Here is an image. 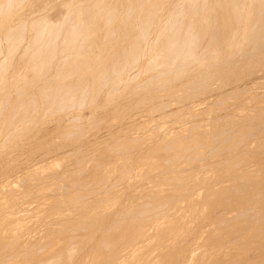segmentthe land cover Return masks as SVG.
<instances>
[{
    "label": "rangeland",
    "instance_id": "1",
    "mask_svg": "<svg viewBox=\"0 0 264 264\" xmlns=\"http://www.w3.org/2000/svg\"><path fill=\"white\" fill-rule=\"evenodd\" d=\"M106 1V2H105ZM146 1V3L144 2ZM153 1V2H152ZM0 0V264H45L44 260L42 263L39 262V260H42L46 255L51 254L52 252L54 253V255L57 253L60 256L62 254V256H64L65 258L69 257L68 260L72 261H68L67 264H70L71 262L73 264H76L79 260V262L77 264H115L116 262V254L114 257H112L114 255V252L116 250V252L121 248L120 244H123L127 239H131L134 240L135 242H133V246H131V248H137L136 249V256L138 255V257L140 256L141 258H145L149 256V259L146 260V258L144 260L146 261H142L140 264H145V262H147L148 260L154 261V263L152 264H160L164 262H166L167 260H169L170 256H165L163 253L167 252L169 250L170 247H173L172 249H180L181 247L179 246L180 244L183 245L185 244V240H187L185 246L182 247V249H187L185 247H188L189 250H191L192 248H195V252H193L194 258H196L190 263L192 264L193 262L198 263L197 264H205L209 263L211 264L213 262V264H216L215 261H219L221 260L220 257L221 255L224 253V255H222V257L226 258L227 255L228 256V260L227 258L224 260L222 257V260L219 261L221 263H217V264H224L227 263V261H229L227 264H263L264 263V249H262V247L264 246V241L262 239H260L261 237L264 236H260V235H264V205L263 201H264V196H262L264 194V186L261 183H264L263 181L260 180L262 178V176L264 177V169H263V165H264V123L262 124V122H264V0H237V2H239V4H241L243 2V4H241L240 6H238L237 4L234 6H237L236 8L240 9L238 11H236L237 9L232 6L233 4L230 5L231 3H236L232 0H208L206 1V5H204L205 0ZM155 1V2H154ZM165 1V2H164ZM192 1V4H191ZM201 2L203 4H197V2ZM215 1V2H213ZM217 1V2H216ZM263 1V2H262ZM87 2V3H86ZM104 2V3H103ZM127 2V3H126ZM138 2V3H137ZM140 2V3H139ZM143 2V3H142ZM190 2V3H189ZM212 2V3H211ZM227 2V3H226ZM257 2V3H256ZM132 3V4H131ZM134 3V5H133ZM145 3V5H144ZM159 3V4H158ZM189 3V5H188ZM194 3V4H193ZM210 3V5L212 4V7L210 6V10L211 8H214V10L212 9V11L209 10V6L208 4ZM229 3V4H228ZM126 4V5H125ZM128 4V5H127ZM131 4V5H130ZM154 4L156 6H154ZM197 4V6H195ZM220 4V5H218ZM229 7H227V5ZM262 4V5H259ZM87 7H86V6ZM137 5V6H136ZM188 5V6H187ZM201 5V6H200ZM244 5V6H243ZM102 8H101V7ZM107 6V8H106ZM133 7V8H130ZM135 6V7H134ZM141 6V7H140ZM195 7V8H191ZM200 6V7H199ZM206 6V9H204ZM217 6V7H215ZM226 6V7H225ZM231 6L234 8V10L231 8ZM243 6V7H242ZM255 6V7H254ZM86 7V8H85ZM90 7V8H89ZM100 7V8H99ZM115 7V8H114ZM154 7V9H153ZM196 7L198 9H196ZM204 7V8H203ZM257 7V8H256ZM259 7V8H258ZM262 7V9H261ZM84 8V9H81ZM105 8V9H104ZM178 10H177V9ZM182 8V9H181ZM191 8V9H190ZM225 8V11L228 13V17L227 14H225V11H223ZM229 8H231L232 10H230L231 12H233L234 15H237L236 17H234L232 20L234 19V21H232L231 19H229L230 17H232V13H229ZM87 9V10H86ZM129 9V10H128ZM138 9V10H137ZM153 9V11H152ZM190 9V10H188ZM216 9V10H215ZM218 9V10H217ZM223 9V10H222ZM259 9V10H258ZM261 9V10H260ZM83 10V11H82ZM98 11V13H96ZM101 10V11H100ZM146 10V11H145ZM188 10V11H187ZM195 10V11H194ZM199 10V12H198ZM242 10V12H241ZM90 11V12H89ZM103 11V12H102ZM114 11V12H113ZM117 11V12H116ZM122 11V12H121ZM150 11V12H148ZM173 11V12H172ZM177 11V12H176ZM183 11V12H182ZM204 11V12H203ZM208 11V12H207ZM216 11V12H215ZM234 11H236L234 13ZM256 11V12H253ZM101 12V13H100ZM146 12V13H145ZM152 12V13H151ZM155 12V14H153ZM183 14H182V13ZM192 12V13H190ZM215 12V14L213 15V13ZM223 12V13H222ZM85 13V14H84ZM88 13V15H87ZM94 13V14H93ZM103 13V14H102ZM110 13V14H109ZM116 13V14H114ZM181 13V14H180ZM188 13V14H187ZM197 15H196V14ZM199 13V14H198ZM242 13V14H241ZM259 13V14H258ZM261 13V15H260ZM78 14V15H77ZM97 14V16H96ZM114 14V15H113ZM126 14V17H124ZM146 14V15H145ZM152 14V15H151ZM194 16H193V15ZM201 14V15H200ZM209 17H208V15ZM251 14V15H250ZM82 15V16H81ZM94 15V16H93ZM107 15V16H106ZM130 15V16H129ZM133 15V16H132ZM148 15H149V19H148ZM175 15V16H174ZM186 15V17H185ZM188 15V16H187ZM192 15V16H190ZM226 15V18L224 19ZM253 15V16H252ZM68 16V17H66ZM101 16V17H100ZM115 16V17H114ZM128 16V18H127ZM142 16V17H141ZM146 16V17H144ZM181 16V17H179ZM208 18V22L207 19L204 20V18ZM239 16V17H238ZM77 17V18H76ZM80 17V18H79ZM89 17V18H88ZM100 17V19H99ZM144 17V18H143ZM177 17L176 20V25L174 27V24H172V21H175V18ZM201 17V18H200ZM214 17V18H213ZM254 17V18H253ZM259 17V18H256ZM262 19H261V18ZM68 18V19H67ZM86 18V20H85ZM88 18V19H87ZM109 18V19H108ZM131 18V19H130ZM151 18V19H150ZM154 18V19H153ZM159 18V19H158ZM180 18V19H179ZM200 18V19H199ZM217 18V19H215ZM221 18V19H220ZM239 20L237 23L235 21H237V19ZM65 19V20H64ZM78 19V21H77ZM90 19V20H89ZM128 19V20H127ZM179 19V20H178ZM184 19V20H183ZM188 19V20H187ZM199 19V21H198ZM212 19L213 22H212ZM236 19V20H235ZM253 19V20H252ZM43 20V22H42ZM81 20V21H80ZM97 20V21H95ZM132 20V21H131ZM144 20V21H143ZM181 20V22H180ZM187 20V21H186ZM226 20H228V24H226ZM241 20V21H240ZM53 21V22H52ZM55 21V22H54ZM88 21V22H86ZM94 21V22H93ZM113 21V22H112ZM151 21V22H150ZM168 21V23H166ZM193 21V22H192ZM211 21V22H210ZM223 21V22H222ZM231 21V22H230ZM252 21V22H251ZM253 21L257 22L258 26L256 25V23H254ZM63 22V24H62ZM74 24H72V23ZM85 22V23H84ZM106 22V23H104ZM110 22V23H109ZM146 24H144V23ZM172 22V23H171ZM180 22V23H179ZM186 22V23H185ZM205 22H207L208 27L205 25ZM233 24L231 25L230 23ZM235 22V23H234ZM240 22V23H239ZM261 22V23H260ZM76 23V24H75ZM80 25H79V24ZM88 23V24H87ZM96 23V24H95ZM109 23V24H108ZM130 23V24H129ZM189 23H190V27H189ZM193 25H192V24ZM203 23V24H202ZM212 23H216V24H212ZM55 24V26H54ZM62 24V25H61ZM71 24V25H70ZM123 24V25H122ZM132 24V25H131ZM143 24V25H142ZM148 24V25H147ZM154 26H152V25ZM165 24V25H164ZM173 27H172V25ZM178 24V26H177ZM195 24V26H194ZM202 24V25H200ZM210 24V26H209ZM230 24V26H234V30L232 28L228 29V25ZM254 24V25H253ZM262 26H261V25ZM52 25V27H50ZM92 27H91V26ZM107 25V26H106ZM141 27H140V26ZM185 25V26H184ZM200 25V27H199ZM227 25V26H226ZM256 25V26H255ZM40 26V27H39ZM72 26V28H70ZM112 26V27H111ZM124 26V27H123ZM138 26L140 28H138ZM143 26L145 28H143ZM149 26V27H148ZM167 26V27H166ZM171 26V27H170ZM206 26V29H205ZM238 26V27H237ZM56 27V29H55ZM171 28V31L169 30ZM176 31H180L179 34L178 31L176 32L174 29L177 28ZM187 27V28H186ZM218 27V28H217ZM245 27V28H244ZM254 27V29H253ZM257 27L256 31L255 28ZM261 27V28H259ZM43 28V29H40ZM50 31V29H52ZM62 31H60V29ZM77 28V29H76ZM113 28V29H112ZM147 28V29H146ZM151 28V29H150ZM172 28L174 30V33H176L175 35H172ZM190 28V29H189ZM202 28V29H201ZM211 28L212 31H211ZM41 31H40V30ZM58 29V31H57ZM79 29V30H78ZM189 31H188V30ZM228 30L225 32V30ZM232 29V31H231ZM260 29V30H259ZM39 30V31H38ZM42 30L44 31V35ZM71 32L70 30H72V34H70L69 32ZM112 30V31H111ZM115 30V31H114ZM121 30V31H120ZM139 30V31H138ZM149 30V31H148ZM187 30V31H186ZM190 30L192 31V33L190 32ZM194 30V31H193ZM198 30V31H197ZM217 30H221L220 32L223 34H220L217 36L212 33L214 31ZM255 30V31H254ZM145 31V32H144ZM168 31L170 33H168ZM206 31V32H205ZM49 32V33H48ZM53 32V33H52ZM116 34H115V33ZM122 32V33H121ZM126 32V34H125ZM132 32V33H131ZM172 32V33H171ZM183 32H190L188 34L191 35H187L186 33ZM203 32V34H202ZM260 32V33H259ZM48 33V34H47ZM56 33V34H55ZM68 33V34H67ZM75 33V34H74ZM80 33V34H79ZM110 33V35L108 34ZM135 33V35H134ZM137 33V34H136ZM193 33H198L200 35L201 38H197V36L199 35H194ZM238 33V34H237ZM245 33V34H244ZM10 34V35H9ZM50 34V35H49ZM53 34V36L51 37V35ZM74 34V35H73ZM134 36H133V35ZM146 34V35H145ZM165 34V35H164ZM167 34H170L171 37H176L178 39V44L180 49L178 48V46L172 47L173 41L177 40H173V38H171L170 36H168L169 38H171V42L170 43V39L167 38ZM187 36H186V35ZM214 34V35H213ZM226 34L227 35L226 37ZM237 34V35H236ZM260 34V38L257 37ZM263 34L262 38L261 35ZM40 36V41L39 40V36ZM55 35V36H54ZM57 35V36H56ZM68 35V37H67ZM78 35V38L75 37ZM88 35V36H87ZM95 35V36H94ZM114 35V37L112 36ZM122 35V36H121ZM130 35V36H127ZM179 35V36H178ZM183 35V36H182ZM193 37L196 36V37ZM203 35V36H202ZM216 38H211V36ZM38 36V37H37ZM43 36V37H42ZM60 36V37H59ZM70 36V37H69ZM73 36V37H71ZM82 36V37H81ZM109 36V37H108ZM136 36H140V37H136ZM146 36V37H145ZM156 36V37H155ZM166 36V37H165ZM189 36V37H188ZM256 36V38H255ZM11 37V38H10ZM50 37V39H49ZM54 37L56 39H54ZM59 37V38H58ZM64 37H66L64 39ZM84 37V38H83ZM86 37V38H85ZM133 37V39H132ZM204 37V38H203ZM229 37V38H228ZM10 38V39H9ZM33 38H35L36 40H34ZM45 38V39H44ZM52 38V39H51ZM74 38V39H73ZM107 38V39H106ZM109 38V40H108ZM115 38V39H114ZM135 38V39H134ZM166 39L167 42L163 39ZM184 38V39H183ZM188 38V39H187ZM189 38H193L194 41H192V39L189 40ZM196 38V39H195ZM209 38V40H208ZM220 38V39H219ZM239 38V39H238ZM258 38V39H257ZM76 39L79 41H76ZM81 39V40H80ZM112 39V40H111ZM139 39V40H138ZM169 39V40H168ZM183 41H182V40ZM203 39V40H202ZM233 41H232V40ZM238 39V40H237ZM252 39V41H251ZM67 41V47H66V41ZM214 40V41H213ZM45 41V42H44ZM48 43H47V42ZM153 41V42H152ZM196 41V42H195ZM202 41V42H201ZM231 41V42H230ZM38 42V43H37ZM76 42V43H74ZM108 42V43H106ZM132 42V43H131ZM137 42V43H136ZM156 42V43H155ZM162 42V43H161ZM164 42V43H163ZM166 42V43H165ZM182 42V43H181ZM185 42V43H184ZM190 42L192 44H194V49L191 47L193 46L192 44H190ZM217 42V43H216ZM257 42V43H256ZM43 43V44H42ZM65 43V44H64ZM71 43V45H70ZM160 43V44H159ZM169 43V44H167ZM176 43V42H175ZM175 43L173 44V46L175 45ZM181 43V44H180ZM184 43V45H183ZM190 45H188V44ZM231 43V44H230ZM240 43V45H239ZM259 43V44H258ZM261 43V45H260ZM74 46H73V45ZM103 44V45H102ZM128 44V45H126ZM132 44L135 46L133 47ZM141 44V45H140ZM161 44H163V46H160ZM168 45L166 47V49L171 45V52L174 53L173 55L178 54L177 59L175 60L176 56L170 55L168 49L166 50L164 47L166 45ZM221 44V45H220ZM236 44V45H235ZM256 44V45H255ZM41 45V46H40ZM48 45V46H47ZM191 48L190 51H193L197 48V51H193V53H188L186 52L187 50H189L188 46ZM199 47H198V46ZM226 45V46H225ZM40 46V47H39ZM84 46V47H83ZM86 46V47H85ZM139 46V47H138ZM152 46V47H151ZM160 46V48H159ZM197 46V47H196ZM216 46V47H215ZM222 46V49H221ZM229 48H228V47ZM255 46V47H254ZM261 48H260V47ZM42 47V48H41ZM57 47V49H56ZM71 47V48H70ZM98 47V48H97ZM162 47V48H161ZM184 47V48H183ZM239 47V48H238ZM46 48V49H45ZM62 48V49H61ZM86 48V49H85ZM130 48V51H129ZM134 48V49H133ZM173 48L177 49L175 50V52H173ZM183 48V49H182ZM185 48H187V50H185ZM225 48L227 50H225ZM255 48V50H254ZM36 49V50H35ZM38 49V51H37ZM55 51H54V50ZM64 49V50H63ZM67 49V50H66ZM69 49V50H68ZM71 49V50H70ZM82 49V50H81ZM103 49V50H102ZM137 49V50H136ZM149 49V51H148ZM164 49L167 51V55L164 51ZM221 49V50H219ZM251 49V50H250ZM258 49V50H256ZM35 50V51H34ZM40 50V51H39ZM49 52H47V51ZM59 50V51H58ZM67 52H66V51ZM79 50V51H78ZM105 50V51H104ZM110 50V52H108ZM112 50V51H111ZM128 50V51H127ZM135 50V51H133ZM154 50V52H153ZM161 50L158 52L157 51ZM163 50V51H162ZM205 50V51H204ZM218 50V51H217ZM225 50V51H224ZM253 50V51H252ZM260 50V51H259ZM46 51V52H45ZM52 51V52H51ZM54 51V52H53ZM83 51V52H82ZM189 51V52H190ZM203 51V52H202ZM236 51V52H235ZM240 51V52H239ZM247 51V53H246ZM250 51V52H249ZM39 52V54L37 53ZM61 52V53H60ZM76 54H75V53ZM121 52V53H120ZM126 54H125V53ZM161 52V53H160ZM239 52V53H238ZM34 53V55H33ZM42 53V54H41ZM56 53V54H55ZM60 53V54H59ZM129 53V54H128ZM131 53V54H130ZM133 53V55H132ZM143 53V54H142ZM160 53V54H159ZM189 55V61H187V63L185 62V60H188L187 56L185 57L186 54ZM203 53V54H202ZM236 53V54H235ZM246 53V54H245ZM13 54V55H12ZM74 54V55H73ZM125 54V55H124ZM135 54V55H134ZM155 54V56H154ZM191 54V56H190ZM249 54V55H248ZM32 55V56H31ZM39 55V56H38ZM50 55V56H49ZM87 55V56H86ZM96 55V56H95ZM99 55V56H98ZM145 55V56H144ZM148 55V56H147ZM150 55V56H149ZM163 55V56H162ZM169 55L172 56L171 60H175L174 62L169 60ZM205 55H207V57H205ZM234 55V56H233ZM52 56V57H51ZM69 56V57H68ZM83 56V57H82ZM86 56V57H85ZM115 56V57H114ZM120 56V58H119ZM132 56V57H131ZM160 56V57H159ZM168 57L164 58V57ZM200 56V57H199ZM221 56V57H218ZM64 57V58H63ZM99 57V58H98ZM117 57V58H116ZM145 57V58H144ZM153 57V58H152ZM185 57V58H183ZM192 57V58H191ZM194 57V58H193ZM7 58V59H4ZM47 58V59H46ZM112 58V59H110ZM115 58V59H114ZM127 58V59H125ZM138 58V59H137ZM208 58V59H207ZM87 59V60H86ZM122 59V60H121ZM158 59V60H157ZM194 59V60H193ZM240 59V60H238ZM3 60H6V62H4ZM43 60V61H42ZM49 60V61H48ZM96 60V61H94ZM108 60V61H107ZM121 60V61H120ZM134 60H136L134 62ZM167 60V62L165 61ZM236 60V62H235ZM78 61V62H77ZM91 61V62H90ZM105 61V62H104ZM138 61V62H137ZM152 61V62H151ZM172 63H170V62ZM190 61H193V63H191ZM204 61V62H203ZM233 61V62H232ZM3 62V63H2ZM93 62V63H92ZM95 62V65H94ZM116 62V63H115ZM123 62V63H122ZM125 62V64H124ZM134 62V63H133ZM157 62V63H156ZM183 64H181V63ZM189 64L191 65H188ZM196 62V63H195ZM222 62V63H221ZM47 63V64H46ZM105 63V64H104ZM118 63V65H117ZM163 63V65H162ZM44 64V65H43ZM64 64V65H63ZM80 67H79V65ZM83 64V66H82ZM89 66H88V65ZM123 64V65H122ZM132 64V65H131ZM157 64V65H156ZM186 64V65H185ZM37 65V66H36ZM39 65V66H38ZM86 65V66H85ZM107 65V66H106ZM117 65V66H115ZM150 65V66H149ZM156 65V66H155ZM182 65V66H180ZM209 65V67H208ZM58 66V67H57ZM74 66V68H73ZM77 66V67H76ZM119 66V68H118ZM137 66V67H136ZM162 66V67H161ZM170 68H169V67ZM176 66V67H175ZM214 66V67H213ZM110 67V68H109ZM114 67V68H113ZM116 67V68H115ZM145 67V68H144ZM161 67V68H160ZM167 69H164L166 68ZM175 67V68H174ZM181 67V68H179ZM184 67V68H183ZM41 68V69H40ZM52 68V69H51ZM77 68V69H76ZM93 68V69H92ZM103 73V75L101 76L100 74V69ZM148 68V69H146ZM173 68V69H172ZM178 70H177V69ZM38 69V70H37ZM76 69V70H75ZM115 69V70H114ZM147 71H146V70ZM55 70V71H54ZM58 70V71H57ZM99 70V71H98ZM105 70V71H104ZM111 70V71H110ZM118 70V71H117ZM122 73H121V71ZM175 70V71H174ZM245 70V71H244ZM247 70V71H246ZM32 71V73H31ZM35 71V72H34ZM39 71V72H38ZM63 73H62V72ZM114 71V72H113ZM167 73H165V72ZM177 71V72H176ZM241 71V72H240ZM251 71V73H250ZM27 72V73H26ZM37 72V73H36ZM48 72V73H47ZM50 72V73H49ZM65 72V73H64ZM75 72V73H74ZM86 72V73H85ZM95 72V73H93ZM98 74H97V73ZM138 72V73H137ZM70 73V74H69ZM85 73V74H84ZM143 73V74H142ZM169 73V74H168ZM38 74V75H37ZM63 74V75H62ZM67 74V75H66ZM69 74V76H68ZM73 74V75H72ZM80 74V75H79ZM100 74V75H99ZM115 74V75H114ZM238 74V75H237ZM6 75V76H5ZM65 75V77H64ZM108 75V76H107ZM158 79H157V76ZM232 75V76H231ZM41 76V77H40ZM55 76V77H54ZM61 76V77H60ZM69 78H68V77ZM92 76V77H91ZM108 78H107V77ZM152 76V77H151ZM156 76V77H155ZM14 77V78H13ZM52 77V78H51ZM94 77V79H93ZM100 77V78H99ZM104 77V78H103ZM106 77V78H105ZM110 77V78H109ZM155 77V78H154ZM161 77V78H160ZM200 77V78H199ZM261 77V78H260ZM4 78V79H3ZM8 78V79H7ZM31 78V79H30ZM52 79V84H51V79ZM74 78V80H73ZM77 78V79H76ZM113 78V79H112ZM134 78V79H133ZM153 78V79H152ZM204 78V79H203ZM26 79V80H25ZM40 79V80H39ZM79 79V81H78ZM83 79V80H82ZM97 81H96V80ZM99 79V80H98ZM102 79V80H101ZM157 79V80H156ZM32 80V81H31ZM34 80V81H33ZM55 80L57 82H55ZM58 80H61L58 82ZM115 80V81H114ZM131 80V81H130ZM146 80V81H145ZM150 80V81H148ZM199 80V81H198ZM202 80V81H201ZM64 81V82H62ZM83 81V82H82ZM106 81V83H104ZM209 81V82H208ZM43 82H44V86H43ZM69 82V83H68ZM76 82V83H75ZM80 82V84H79ZM94 82V83H93ZM102 82V83H101ZM128 82V83H127ZM198 84H197V83ZM206 83V84H201V83ZM48 83V84H47ZM56 83V84H55ZM100 83V84H99ZM149 83V84H148ZM193 83V84H191ZM195 83V85H194ZM252 83V84H251ZM47 86H46V85ZM50 84L52 86H50ZM54 84V85H53ZM61 86H60V85ZM69 84V85H68ZM71 84V85H70ZM97 86H96V85ZM103 84V85H102ZM112 84V85H111ZM120 84V85H119ZM141 84V86H140ZM148 84V85H146ZM160 84V85H159ZM42 85V86H40ZM63 85V86H62ZM76 85V86H75ZM79 85V86H78ZM107 85V86H106ZM116 85V87H115ZM183 85V86H182ZM192 85V86H190ZM8 86V87H7ZM72 86V87H71ZM84 86V88H83ZM109 86V87H108ZM112 86V87H111ZM249 86V87H248ZM56 87V88H55ZM75 87V88H74ZM77 87V88H76ZM96 87V88H95ZM125 87V88H124ZM140 87V88H138ZM180 87V88H179ZM186 87V90H185ZM198 87V88H197ZM236 87V88H235ZM6 88V89H5ZM37 88V89H36ZM46 88V89H45ZM58 88V89H57ZM61 88V89H60ZM64 88V89H63ZM102 88V89H101ZM117 88V89H116ZM16 89V90H15ZM39 89V90H38ZM43 89V90H42ZM51 89V91H50ZM54 89V90H53ZM67 89V90H66ZM72 89V90H71ZM99 89V90H96ZM110 89V90H108ZM168 89V90H167ZM173 89V90H172ZM175 89V90H174ZM199 89V90H198ZM49 90V93H48ZM63 90V91H62ZM70 90V91H69ZM95 90V91H94ZM114 90V91H113ZM172 90V91H171ZM180 90V91H179ZM17 91V92H16ZM52 91L53 94H52ZM59 91V92H58ZM100 91V92H99ZM155 91V94H154ZM159 91V92H158ZM166 91V92H165ZM188 91V92H187ZM13 92V93H12ZM15 92V93H14ZM22 92V93H21ZM45 92V93H44ZM57 94H56V93ZM61 92V93H60ZM72 92V95H71ZM81 92V93H80ZM151 92V93H149ZM165 94H164V93ZM230 92V93H229ZM55 93V94H54ZM85 96L83 95V94ZM96 93V94H95ZM148 93V95L146 94ZM157 93V94H156ZM160 93V94H158ZM162 93V94H161ZM174 93V94H173ZM4 94V95H3ZM15 94V97H14ZM31 94V95H30ZM54 95L53 97L51 95ZM77 94L79 96H77ZM82 94V95H81ZM98 94V95H97ZM154 94V95H153ZM183 94V95H182ZM196 94V95H195ZM60 97H59V96ZM64 95V97H63ZM67 95V96H66ZM193 95V96H192ZM195 95V97H194ZM219 95V96H218ZM31 96V98H30ZM62 96V97H61ZM154 96V97H153ZM217 96V97H216ZM41 97V98H40ZM74 99V101L72 99ZM75 97V98H74ZM97 97V98H96ZM134 97V98H133ZM157 97V98H156ZM214 97V98H213ZM23 98V100H22ZM46 98V100H45ZM86 98V99H85ZM95 98V99H94ZM187 98V99H186ZM17 99V100H15ZM25 99V100H24ZM41 99V100H40ZM44 99V100H43ZM49 99V100H48ZM58 99V100H57ZM68 99V100H67ZM80 99V100H79ZM134 99V100H133ZM142 99V100H141ZM146 99V100H145ZM164 99V100H163ZM172 99V100H171ZM215 99V100H214ZM20 100V101H19ZM29 102H28V101ZM62 100H65L63 103ZM73 101L72 103H69ZM79 100V101H78ZM86 100V102H85ZM150 100V101H149ZM159 100V101H157ZM203 100V102H202ZM27 103H26V102ZM59 101V102H58ZM77 101V102H76ZM93 101V102H92ZM96 101V102H95ZM133 101V102H132ZM146 101V102H145ZM152 101V102H151ZM157 101V102H155ZM161 101V102H160ZM207 101V102H206ZM213 101V102H212ZM257 101V102H256ZM58 102V103H56ZM79 102V103H78ZM140 104H139V103ZM201 102V103H200ZM27 105H26V104ZM75 103V104H74ZM82 103V104H81ZM173 103V104H172ZM175 103V104H174ZM197 103V104H196ZM200 103V104H199ZM255 103V104H254ZM262 103V104H261ZM53 104V105H52ZM55 104V105H54ZM66 104V105H65ZM126 104V105H125ZM199 104V105H198ZM203 104V105H202ZM209 104V106H207ZM251 104H253L251 106ZM259 106H258V105ZM65 105V106H63ZM144 105V106H143ZM49 106V107H48ZM70 106V107H69ZM73 106V107H72ZM75 106V107H74ZM132 106V107H131ZM136 106V107H135ZM138 106V107H137ZM140 106V107H139ZM146 106V107H145ZM171 106V107H170ZM175 106V107H174ZM186 106V107H185ZM191 106V107H190ZM201 106V107H200ZM205 106V107H204ZM255 106V107H254ZM53 109H52V108ZM55 107H58L56 109H54ZM135 107V108H134ZM156 107V108H155ZM163 109H162V108ZM20 108V109H19ZM40 108V111H39ZM42 108V109H41ZM72 108V109H71ZM81 108V109H80ZM134 108V109H133ZM154 108V109H152ZM186 108L187 112L190 110L191 114H188L186 112V110L184 109ZM198 108V109H197ZM11 109V110H8ZM70 109V110H69ZM76 109V110H75ZM126 109V110H125ZM128 109V110H127ZM141 109V110H140ZM179 109V110H177ZM206 109V110H205ZM27 110V111H26ZM44 110V111H43ZM54 110V111H53ZM58 110V111H57ZM132 110V112H130ZM183 113H182V111ZM185 110V111H184ZM202 112H200V111ZM24 111V112H23ZM33 113H32V112ZM61 111V112H60ZM162 111L164 113H162ZM165 111L166 114H165ZM181 111V113L179 112ZM210 111V112H209ZM214 111V112H213ZM244 111V112H243ZM44 112V114H43ZM49 112V113H48ZM58 112H60L58 114ZM113 112V113H112ZM123 114H122V113ZM158 112V113H157ZM195 112V113H194ZM206 112V113H205ZM241 112V113H240ZM25 113V114H24ZM47 113V114H46ZM53 113V115H52ZM62 113V114H61ZM121 113V114H120ZM126 113V114H125ZM135 113V114H134ZM151 113V114H150ZM171 113V114H170ZM187 113V114H186ZM212 113V114H211ZM249 113V114H248ZM24 114V115H22ZM43 114V115H41ZM49 114V115H48ZM57 114V115H56ZM120 114V115H119ZM133 114V115H132ZM165 116H163V115ZM176 114V117H174ZM183 114V116H182ZM193 114V115H192ZM242 114V115H241ZM248 116H247V115ZM22 115L23 119H22ZM51 115V116H50ZM161 115V116H160ZM172 115V116H171ZM207 115V116H205ZM15 116V117H14ZM20 119H19V117ZM41 116V117H40ZM49 118H47V117ZM121 116V117H120ZM154 116V121L151 120ZM160 116V117H159ZM169 116H171L169 118ZM188 116V117H187ZM194 118H193V117ZM213 116V117H212ZM217 116V117H215ZM223 116V117H222ZM257 116V117H256ZM26 117V118H25ZM51 117V118H50ZM77 117V118H75ZM134 117V118H133ZM174 117V118H173ZM199 117V118H198ZM207 117V118H206ZM209 117V118H208ZM243 117V118H242ZM248 117V118H247ZM263 117V118H262ZM35 118V119H34ZM38 118V119H37ZM70 118V119H69ZM73 118V119H72ZM76 120H75V119ZM145 118V119H144ZM157 118V119H156ZM168 118V119H167ZM201 118V119H200ZM261 118V119H259ZM13 119V120H12ZM28 119V120H27ZM42 119V120H41ZM72 119V120H71ZM78 119V120H77ZM150 119V120H148ZM164 119V120H163ZM175 119V120H174ZM194 119V120H193ZM236 119V120H235ZM247 119V120H246ZM252 119V120H249ZM7 120V121H6ZM12 120V121H11ZM18 120V121H17ZM31 120V122L29 121ZM39 120V121H38ZM103 120V121H102ZM145 120H147L146 122H144ZM170 120V121H168ZM174 120V121H173ZM186 120V121H185ZM193 120V121H192ZM198 120V121H197ZM200 120V121H199ZM22 121V122H21ZM29 121V122H28ZM68 121V122H67ZM75 121V122H74ZM79 121V122H77ZM99 121V122H98ZM125 121V122H124ZM150 121V122H148ZM168 121V122H167ZM214 121V123H213ZM259 121V122H257ZM261 121V122H260ZM8 122V123H7ZM19 122V123H18ZM109 122V123H108ZM137 122V123H136ZM163 122V123H162ZM165 122V123H164ZM193 122V123H192ZM240 122V123H239ZM248 122V123H247ZM257 122V123H256ZM2 123V124H1ZM18 123V125H16ZM27 123V124H26ZM30 123V124H28ZM159 123V124H158ZM168 123V124H167ZM191 123V124H190ZM252 123V124H251ZM13 124V125H12ZM40 124V125H39ZM109 124V125H108ZM128 124V125H127ZM176 124V125H175ZM183 124V125H182ZM193 124V125H192ZM203 124V125H202ZM228 124V125H227ZM5 125V126H4ZM10 125V127H9ZM34 125V126H33ZM82 125V126H81ZM132 126H136L131 127ZM175 125V128H174ZM218 125V126H217ZM262 125V126H261ZM3 126V127H2ZM94 126V127H93ZM124 126V127H123ZM201 128H200V127ZM225 126V127H224ZM235 126V127H234ZM261 126V127H260ZM12 127V128H11ZM147 127V128H146ZM179 127V128H178ZM189 127V128H188ZM210 127V128H209ZM233 127V128H232ZM246 127V128H245ZM9 128V129H8ZM31 130H29V129ZM97 128V129H96ZM125 128V130H124ZM137 128V129H136ZM142 131H141V129ZM155 128V129H153ZM156 128H158L156 130ZM195 128V129H194ZM244 128V129H243ZM130 129V130H128ZM134 129V130H133ZM167 129V130H166ZM188 129V131H187ZM190 129V130H189ZM200 129V130H199ZM213 129V132H212ZM216 129V130H215ZM219 129V130H218ZM237 129V130H236ZM28 130V131H27ZM144 130V132H143ZM155 130V131H153ZM177 130V131H176ZM203 130V131H202ZM80 131V132H79ZM110 131V132H109ZM124 131V132H123ZM128 131V132H127ZM130 131V132H129ZM137 131V132H136ZM159 131V132H158ZM175 131V132H174ZM180 131V133H179ZM207 131V132H206ZM210 131V132H209ZM238 131V132H237ZM1 132H5L4 134H2ZM25 132V133H24ZM65 132L67 134H65ZM121 132V133H120ZM140 132V134H139ZM166 132V134H165ZM188 132V133H187ZM193 132V133H192ZM230 132V133H229ZM250 132V133H249ZM64 133V134H63ZM79 133V134H78ZM127 133V134H126ZM129 133V134H128ZM134 135H133V134ZM160 133V134H159ZM168 133V134H167ZM206 133V134H205ZM240 133V134H239ZM122 134V135H121ZM126 134V135H125ZM130 134H132L131 136L133 138H131ZM137 134V135H136ZM153 134V135H151ZM159 136H156L158 135ZM214 134V135H213ZM62 135H64L62 137ZM78 135V136H77ZM140 135V138H139ZM165 135V136H164ZM191 135V136H190ZM198 135V136H196ZM208 135V136H207ZM216 135V136H215ZM262 135V136H261ZM72 136V137H71ZM82 136V137H81ZM154 136V137H153ZM180 136V137H178ZM189 136V137H188ZM240 136V137H239ZM22 137V138H21ZM71 137V138H70ZM81 137V138H80ZM144 137V138H143ZM205 137V138H204ZM262 137V138H261ZM137 138H139L137 140ZM146 138V139H145ZM181 138V139H180ZM201 138V139H200ZM225 138V139H224ZM228 138V139H227ZM232 138V139H231ZM61 139V140H60ZM83 139V140H82ZM101 139V140H100ZM174 139V140H173ZM206 139H208L206 141ZM214 139V140H213ZM234 139V140H233ZM88 140V141H87ZM150 140V141H149ZM168 140V141H167ZM179 140V141H178ZM223 140V141H222ZM255 140V141H254ZM86 141V142H85ZM94 141V142H92ZM127 141V142H126ZM130 141V142H129ZM134 141V142H133ZM138 141V142H137ZM152 141V142H151ZM172 141V142H171ZM204 141V142H203ZM229 141V143H228ZM234 141V142H233ZM252 143H251V142ZM129 142V143H128ZM148 142V143H147ZM192 142V143H191ZM197 142V143H196ZM215 142V143H214ZM218 142V143H217ZM263 142V143H262ZM61 143V144H60ZM80 143V144H79ZM94 143V144H93ZM166 143V145H165ZM180 143V145H179ZM185 143V144H182ZM205 143V144H203ZM210 143V145H209ZM232 143V144H231ZM247 143L249 145H247ZM258 145H257V144ZM92 144V145H91ZM138 144V145H137ZM169 144V145H168ZM187 144V145H186ZM190 144V145H188ZM195 144V145H194ZM199 144V145H198ZM224 144V145H223ZM10 145V146H9ZM83 145V147H82ZM91 145V146H90ZM128 148V149H126ZM134 145V147H133ZM140 145V146H139ZM163 145V146H162ZM193 145V146H192ZM215 145V146H214ZM222 146L219 147V146ZM229 145V146H228ZM231 145V146H230ZM244 145V146H243ZM254 145V146H253ZM257 145V146H256ZM129 146V147H128ZM136 146H139L136 147ZM155 146V147H154ZM173 146V147H171ZM179 146V147H178ZM261 146V147H260ZM80 147V148H79ZM133 147V149L131 148ZM141 147V148H140ZM170 147V148H168ZM187 147V148H186ZM206 147V148H205ZM231 147V148H230ZM237 147V148H235ZM245 147V148H244ZM8 148V149H7ZM131 148V149H130ZM164 148V149H163ZM179 148V149H178ZM193 148V149H192ZM204 148V149H203ZM253 148H255L253 150ZM263 148V149H262ZM66 149V150H65ZM137 149V150H136ZM141 149V150H140ZM151 149V150H149ZM181 149V150H180ZM222 149V150H221ZM234 149V150H233ZM63 150V151H62ZM74 150V151H73ZM81 150V151H80ZM131 152V153H129ZM156 150V151H155ZM174 150V152H173ZM180 150V151H179ZM188 150H191L188 151ZM206 150V151H203ZM229 150V151H228ZM232 150V151H231ZM238 150V151H237ZM86 151V152H85ZM154 151V152H153ZM194 154H193V152ZM198 153H197V152ZM203 151V152H202ZM216 151V152H215ZM144 152V153H143ZM161 154H160V153ZM163 152V153H162ZM172 152V153H171ZM177 154H176V153ZM190 152V153H189ZM200 152V153H199ZM211 152V153H210ZM215 152V153H214ZM233 153L231 155V153ZM254 152V153H253ZM136 153V154H135ZM150 153V154H149ZM155 153V154H154ZM167 153V154H165ZM174 153V154H173ZM179 153V154H178ZM186 153V154H185ZM192 153V154H191ZM198 156H196V154ZM206 153V154H204ZM230 153V154H229ZM253 153V154H252ZM263 153V155H262ZM158 154V155H156ZM160 154V155H159ZM165 154V155H164ZM182 154V156H181ZM184 154V155H183ZM191 154V155H190ZM202 154V155H201ZM226 154V155H225ZM250 154V155H249ZM133 155V156H132ZM137 155V156H136ZM143 155V157H142ZM149 155V156H148ZM153 155V156H152ZM175 155V156H174ZM200 155V156H199ZM248 155V156H247ZM258 155V158H257ZM81 156V157H80ZM157 158H156V157ZM207 156V157H205ZM225 156V157H224ZM233 156V157H232ZM238 156V157H237ZM245 156V157H244ZM131 157V158H129ZM147 157V158H146ZM154 161V166L152 165V160ZM153 157V158H152ZM165 157V158H163ZM174 159H173V158ZM181 157V159H180ZM185 157V158H184ZM198 157V158H197ZM228 157V159H227ZM236 157V158H235ZM241 157V158H240ZM76 158V159H75ZM136 158V159H134ZM143 158V159H142ZM158 161H156L155 159ZM160 158V160H159ZM162 158V159H161ZM172 160L174 161H171ZM139 159V160H138ZM183 159V160H182ZM194 159V161H193ZM197 159V160H196ZM211 159V160H210ZM224 159V160H223ZM241 159V160H239ZM246 159V160H245ZM254 159V161H253ZM168 160V161H167ZM189 160V161H188ZM204 160V161H203ZM239 160V161H238ZM79 161V162H78ZM81 161V162H80ZM147 162H150L149 165L145 164ZM159 163L156 164V162ZM178 161L176 164L175 162ZM181 161V162H180ZM189 163H188V162ZM201 161V162H200ZM209 161V162H208ZM222 161V162H221ZM246 161V162H245ZM256 161V162H255ZM78 164H77V163ZM89 162V163H88ZM145 162V163H144ZM152 162V163H151ZM168 162V163H167ZM214 162V163H213ZM262 162V163H261ZM136 163V164H135ZM188 165H187V164ZM196 163V164H195ZM224 163V164H223ZM235 163V164H234ZM255 163V164H254ZM174 166H173V165ZM191 164V165H190ZM193 164V166H192ZM202 164V165H201ZM238 164V165H237ZM260 164V165H259ZM262 164V166H261ZM35 167H33V166ZM136 165V166H135ZM142 165H144L142 167ZM147 165V166H146ZM153 166L151 168V166ZM198 165V166H197ZM201 165V166H200ZM219 165V166H218ZM256 165V166H255ZM71 166V167H70ZM114 166V167H113ZM116 166V167H115ZM150 166V167H149ZM170 166V167H169ZM200 166V167H199ZM205 166V167H204ZM211 166V167H210ZM33 167V168H32ZM109 167V168H108ZM113 167V168H111ZM146 170H145V168ZM158 167V168H157ZM174 167V168H173ZM182 167V168H181ZM214 167V168H213ZM220 167V168H219ZM17 168V169H16ZM72 168V169H71ZM82 168V169H81ZM140 168V169H139ZM144 169L141 170V169ZM151 168V169H149ZM163 171H162V169ZM165 168V170H164ZM169 168V169H168ZM178 168V169H177ZM227 168V170H226ZM237 170H241L243 171V173L241 171H237ZM247 168H250L247 170ZM254 168V169H253ZM29 169V170H27ZM138 169V170H137ZM155 169V170H154ZM171 169V170H170ZM182 169V170H181ZM185 169V170H184ZM236 171H235V170ZM245 171H244V170ZM258 172H257V170ZM260 170H262L261 173ZM37 170V171H36ZM81 170V171H80ZM112 170V172H111ZM136 170V171H135ZM152 170V171H151ZM157 170V172H156ZM160 170V171H159ZM256 171V175L254 172L252 171ZM23 171V172H22ZM26 171V172H25ZM131 171V172H130ZM140 173H137L139 172ZM142 171V172H141ZM149 173H148V172ZM166 171V172H165ZM198 171V172H197ZM202 171V172H201ZM209 171V172H208ZM212 173H211V172ZM215 171V172H214ZM222 171V172H219ZM230 171H233L234 173H231ZM247 171V174H246ZM249 171V172H248ZM10 172V173H9ZM38 172V173H36ZM48 174H47V173ZM52 172V173H51ZM61 172V173H60ZM128 174H127V173ZM147 172V174H146ZM170 172V173H169ZM172 172L174 173L173 175ZM177 172V173H176ZM179 172V173H178ZM191 172V173H190ZM199 172L201 173V175H199ZM226 174L229 176L230 174H233L232 176L230 175L229 177H227V180H223L222 179H226ZM229 172V173H227ZM237 172V173H236ZM245 172V173H244ZM253 173V174H249V173ZM6 173V174H5ZM33 173V174H32ZM35 173V174H34ZM44 174V177L43 176ZM162 173V174H160ZM166 173V174H165ZM176 173V174H175ZM181 173L183 174H188V175H183V177H181ZM195 173V174H194ZM206 173V175H205ZM211 173V175H210ZM215 173V174H214ZM240 173V175H239ZM260 173V174H259ZM155 174V176H154ZM170 177H168V175ZM192 176H191V175ZM210 176H217V177H210ZM214 174V175H212ZM222 174H224L225 176H223ZM239 176H238V175ZM243 174V175H242ZM259 174V175H258ZM36 176V177H33ZM39 175V176H38ZM49 175V176H48ZM51 175V176H50ZM139 177H138V176ZM149 175V176H148ZM151 175V176H150ZM157 175V176H156ZM166 175V176H165ZM180 175V176H176ZM194 175V176H193ZM199 175V176H196ZM203 175V177H201ZM252 176V178H249L250 176ZM259 176V179L257 178ZM261 175V176H260ZM8 176V177H7ZM83 176V177H82ZM125 176V178H124ZM131 178H130V177ZM136 176V177H135ZM159 176H161L159 178ZM163 176L165 178H163ZM188 176V177H187ZM191 176V177H190ZM223 176V178H222ZM235 176V177H234ZM243 176V177H242ZM248 178L246 180V177ZM256 176V177H255ZM7 177V178H6ZM142 177V178H141ZM180 177V178H178ZM185 177V178H184ZM190 177V178H189ZM205 177V178H204ZM221 177V178H219ZM239 179H238V178ZM58 178V179H57ZM137 178V179H136ZM148 178V179H147ZM168 178V180H167ZM173 178V179H172ZM175 178V179H174ZM177 178L179 180H184L185 181L181 182L179 180H177ZM183 178V179H181ZM192 178L194 181H192ZM197 180H196V179ZM206 178H208L209 180H206ZM234 178V179H233ZM43 179V180H42ZM62 181H61V180ZM109 179V181H108ZM130 179V180H129ZM133 179V180H132ZM155 179V180H154ZM176 180L173 181L174 184L172 186L171 181L172 180ZM187 179V180H186ZM189 179V180H188ZM191 179V180H190ZM200 179V180H199ZM203 179V180H201ZM216 179V181H215ZM221 179V180H220ZM33 180V181H32ZM64 180V181H63ZM112 180V181H111ZM125 180V181H124ZM132 180V181H131ZM159 180V181H158ZM165 180V181H164ZM213 180V181H212ZM236 180V181H235ZM239 180V181H238ZM243 180V181H240ZM248 180H251L248 181ZM257 182H256V181ZM264 180V179H262ZM13 181V182H12ZM51 181V182H50ZM56 181V182H55ZM67 183H66V182ZM71 181V182H70ZM135 181V182H134ZM138 181V183H136ZM153 181V182H152ZM162 181V182H160ZM169 181V182H167ZM187 181V182H186ZM188 181L190 182V184L188 183ZM192 181V183H191ZM203 181V183H202ZM234 181V182H233ZM247 181V182H246ZM254 181V182H252ZM259 181V182H258ZM16 182V183H15ZM45 182V183H44ZM110 182V183H109ZM126 182V183H125ZM150 182V183H149ZM170 183V184H166ZM184 184V186H181ZM186 182V184H185ZM196 182V184H195ZM197 182H199L197 184ZM201 184L203 185H200ZM205 182V183H204ZM219 182V183H218ZM221 182V183H220ZM232 186H230V184ZM233 182V184L231 183ZM236 182V184H234ZM238 182V183H237ZM244 182V183H243ZM245 182L247 183V188L245 185ZM249 182V183H248ZM53 183V184H52ZM62 183V184H61ZM72 183V184H71ZM107 183V184H106ZM113 185H112V184ZM119 185H118V184ZM132 183V184H131ZM135 183V184H134ZM144 183V184H143ZM158 183V184H157ZM162 183H164L162 185ZM176 183V184H175ZM194 183V185H193ZM216 184V186L213 185ZM223 183H225L226 188H223L222 185ZM239 183L243 184L239 185ZM257 185L255 187L254 184ZM257 183V184H256ZM260 183V188L258 187ZM16 184V185H15ZM71 184V185H70ZM89 184V186H88ZM112 186H111V185ZM114 184L116 186H114ZM147 184V185H146ZM168 185L169 190L167 188V186L164 185ZM191 184L194 186H191ZM205 184H209L210 186H208V188H206ZM229 184V185H227ZM251 184L254 185L252 186L253 189L257 190H253L252 188L250 189V185ZM11 185V186H10ZM35 185V186H34ZM65 185V186H63ZM88 187H87V186ZM92 185V186H91ZM132 185V186H131ZM135 185V186H134ZM139 187H138V186ZM150 185V187L148 189H146V187H148ZM154 185V186H153ZM158 185V186H157ZM162 185L163 187L161 188ZM170 185V186H169ZM175 185V186H174ZM176 185L177 188L180 186L182 187V189L179 187L178 189H176ZM191 186L190 188L187 186ZM197 185V186H196ZM199 185V186H198ZM218 185V186H217ZM234 185V186H233ZM245 185V187H244ZM21 186V187H20ZM63 186V187H62ZM67 186V187H66ZM108 186V187H107ZM120 186V187H119ZM127 186V187H126ZM154 188H153V187ZM155 186L157 189H155ZM197 188H196V187ZM205 186V187H203ZM212 186L214 187V192L212 188ZM220 186V187H219ZM224 186V187H225ZM228 186V187H227ZM238 186V187H237ZM43 187V188H41ZM47 187V188H46ZM91 187V188H90ZM116 187V188H115ZM118 187V188H117ZM130 189H129V188ZM143 191L142 190V188ZM166 187V188H165ZM175 188V191H171L173 190V188ZM195 188V189H192ZM201 188L203 190V188H205L203 191L199 188ZM216 187V188H215ZM219 187V188H217ZM222 187V188H221ZM245 189H244V188ZM260 189L263 194H261V191H259L258 189ZM11 188V189H10ZM17 188V189H16ZM40 188V190H39ZM89 188V189H88ZM104 188H106L107 190H105ZM110 188V190H109ZM128 188V191H127ZM135 188V189H134ZM141 188V190L139 191V189ZM151 188V190L149 191L150 194L151 192L154 190L157 191V193L154 191L151 195L149 194L148 190ZM172 188V189H170ZM211 188V189H210ZM233 190H232V189ZM240 188V189H239ZM15 189V190H14ZM38 189V190H37ZM47 191H46V190ZM62 189V190H61ZM88 189V190H87ZM93 189V190H91ZM162 189V190H161ZM188 189V191H187ZM196 189L198 191H196ZM209 189V190H208ZM218 189V190H216ZM229 189H230V194H229ZM239 189V190H238ZM244 189V190H242ZM11 190V191H10ZM17 190V191H16ZM37 190V191H36ZM45 190V191H44ZM88 192V193H86ZM97 190V191H95ZM118 190V191H117ZM120 190V191H119ZM163 191L162 192H160ZM179 192L177 193V191ZM183 190V191H182ZM185 190V191H184ZM195 190V191H194ZM212 192H211V191ZM222 190H224L225 192H223ZM238 190V191H237ZM248 190V191H247ZM253 190V191H252ZM14 191V192H13ZM40 191V192H39ZM53 191V192H52ZM65 191V192H63ZM91 191V192H89ZM102 191V192H101ZM141 191H142V197H139L141 195ZM159 191V192H158ZM164 191L168 194L166 195L164 193ZM168 191H171L168 193ZM182 191V192H181ZM190 191V193H188ZM194 191V193L192 192ZM205 193H201L204 192ZM221 191V192H219ZM233 193H232V192ZM238 193H237V192ZM239 191H243L242 194ZM43 194H42V193ZM60 192V193H59ZM94 192V196L93 193ZM99 194H98V193ZM128 192V193H125ZM174 192V193H173ZM186 192V193H185ZM191 192L193 194H191ZM200 192V193H199ZM210 192L212 194H210ZM252 193L254 196L252 197ZM255 192V194L253 193ZM258 193V197L256 196V194ZM260 192V193H259ZM46 193V195H45ZM54 193V194H53ZM97 193V195H96ZM104 193V194H103ZM158 194L156 196H153V194ZM161 193V194H160ZM177 193V194H175ZM199 193V194H196ZM208 193L210 195L211 199L209 201V199L207 200ZM229 195H228V194ZM236 193V195H235ZM15 194V195H13ZM20 194V195H19ZM27 194V195H26ZM35 196H34V195ZM38 194V195H37ZM42 194V195H41ZM50 194V195H49ZM55 194H57V196L55 197ZM62 194V195H61ZM86 194V195H85ZM88 194V196H87ZM91 194V195H90ZM114 194V195H113ZM127 194V195H126ZM140 194V195H139ZM163 194V195H162ZM171 194V195H169ZM182 194L184 195L183 197ZM188 198H187V196ZM202 194V195H201ZM205 194V195H203ZM215 194V196H214ZM220 194V195H218ZM222 194L225 196L223 198ZM226 194V195H225ZM233 194L236 196H233ZM238 194V195H237ZM249 194V195H248ZM260 194V195H259ZM81 197H80V196ZM85 195V196H84ZM116 195V196H115ZM124 195V198H123ZM138 195V196H137ZM160 195V196H159ZM165 195V197H163ZM177 195V197H176ZM193 197H192V196ZM214 197H212V196ZM217 195V196H216ZM244 197V198H242ZM251 195V196H250ZM28 196V198H27ZM62 196V197H61ZM77 196V197H76ZM93 201L92 199H94L95 201H93V205L91 206L92 203L90 201ZM119 199H118V197ZM146 196V197H145ZM162 196V197H161ZM168 196V197H167ZM174 196L176 198H174ZM186 196V197H185ZM201 196V197H200ZM204 196H206L204 199ZM208 196V197H207ZM230 196V198H229ZM233 196V197H231ZM240 196V197H239ZM256 196V197H255ZM261 196V197H259ZM3 197V198H1ZM41 197V198H40ZM45 197V198H44ZM55 197V198H54ZM74 197V198H73ZM85 197V198H84ZM94 197V198H93ZM105 197V198H104ZM114 197V198H113ZM129 197V198H127ZM132 197V198H131ZM150 197V198H148ZM158 197V198H157ZM167 197V199H166ZM172 197V198H171ZM191 197V200H189ZM197 197V199H196ZM200 197V198H199ZM203 197V198H202ZM212 197V198H211ZM215 197L217 199H219L217 201V199H215ZM220 197L222 198V200L220 199ZM247 197V198H246ZM249 197V198H248ZM251 198H257L256 200L250 199ZM7 198V199H6ZM12 198V199H11ZM32 200H31V199ZM49 198V200H48ZM51 198V199H50ZM109 198V199H108ZM121 198V199H120ZM149 200H148V199ZM160 198V199H159ZM171 198V199H170ZM181 200H180V199ZM185 198V199H184ZM187 198V200H186ZM194 198V199H193ZM199 198V199H198ZM225 198L227 199V202H225ZM234 198V200L232 199ZM238 198L239 201H236ZM260 198V199H259ZM12 201H9V200ZM22 199V200H21ZM25 199V200H24ZM28 199V200H27ZM46 199V200H45ZM75 199V200H74ZM79 199V200H77ZM99 199V200H98ZM103 199L102 203L101 200ZM107 199V200H106ZM113 199V200H112ZM117 199V200H116ZM131 199V200H130ZM145 199V200H144ZM152 199V200H151ZM159 199V200H158ZM178 199V200H177ZM193 199V200H192ZM224 199V202H223ZM241 199V200H240ZM249 199V200H248ZM261 203L258 202V200ZM4 202H3V201ZM40 200V201H39ZM42 200L45 202H42ZM63 200V201H62ZM69 200V201H68ZM71 200V201H70ZM73 200V203H72ZM81 200V201H80ZM84 200V201H83ZM137 200V202H136ZM146 200H148V203L146 202ZM157 200V201H156ZM166 200V201H164ZM187 202H186V201ZM190 202H189V201ZM200 200V201H199ZM206 200V201H205ZM221 200V202L224 203V207H222V203L219 202ZM234 202L235 204L230 203ZM233 200V201H232ZM247 200V201H245ZM19 201V202H18ZM24 201V202H22ZM29 201V202H27ZM31 201V202H30ZM49 201H53L52 203ZM66 201V202H64ZM75 201V202H74ZM77 201V202H76ZM80 201V202H79ZM90 204L88 206H86V203L84 204L83 202ZM89 201V202H87ZM97 201H100V204L97 203ZM105 201V202H104ZM114 204L113 207L112 203ZM114 201V202H113ZM115 201H117V204ZM127 201V202H126ZM133 201V203H132ZM138 203V205L136 207H134L136 204ZM140 203H139V202ZM144 201V202H143ZM150 201V202H149ZM179 204L178 201H182V203H180L179 205L181 206L183 203L185 207H183V205L181 206L182 209H186V206L188 207L187 209L181 212L179 209L180 206H178ZM196 204L193 205L192 203ZM197 201H199L200 204L204 205H199V203L197 204ZM201 201L203 203H201ZM243 201L245 204L246 203H251L253 206V208H256L255 210L252 208L251 209V204H247V206L243 205ZM255 203H254V202ZM14 202V203H13ZM18 202V203H17ZM39 202L40 205H39ZM61 204V202H64L65 205H63V203ZM69 202V203H68ZM71 202V203H70ZM109 202V203H107ZM121 202L122 204L124 203V208L121 206ZM130 202V203H128ZM143 202V203H142ZM152 202V205H151ZM166 202H169L166 203ZM172 202V203H171ZM214 204H213V203ZM239 202V203H238ZM11 203V204H10ZM17 203V204H16ZM49 203V204H48ZM58 203V204H55ZM67 203V204H66ZM75 203V204H74ZM76 203L78 204L76 206ZM80 203H82L80 205ZM97 205H96V204ZM105 203V204H104ZM150 203V204H149ZM156 203V204H154ZM191 205H190V204ZM212 203V205H210ZM220 203L221 207H217V205ZM231 204L228 205V207H226V204ZM238 203V204H237ZM243 203V204H241ZM5 204V205H4ZM48 204L49 206L45 205ZM51 204V205H50ZM72 204V205H70ZM101 205V207H98ZM108 204L109 207H111L109 209V207L105 208V206ZM126 204H130L132 205L130 207V205ZM140 204V205H139ZM160 204H164L163 206ZM167 204V205H165ZM217 204V205H215ZM2 205V206H1ZM7 205V206H6ZM9 205V206H8ZM11 205V207H10ZM13 205V206H12ZM31 205V207H30ZM35 205V207H34ZM39 205V206H38ZM55 205V206H54ZM84 205L86 207V209H84V211L86 210V212L82 211ZM100 208V209H96L95 208ZM111 205V206H110ZM118 205V206H117ZM145 205V206H144ZM154 205V206H153ZM156 205V206H155ZM158 205V206H157ZM160 205V206H159ZM177 205V207H173ZM190 205V206H189ZM205 205H209L210 207H208L209 209L213 210L214 208V212H212L211 210H208L207 206ZM226 205V206H225ZM236 207H235V206ZM240 205H242V207H240ZM28 206V207H25ZM44 206V207H43ZM76 206V207H75ZM126 206V207H125ZM192 206L194 207L192 209ZM200 208H199V207ZM234 206V207H233ZM244 206V207H243ZM259 206V207H258ZM260 206H262L260 208ZM6 207V209L4 208ZM13 207V208H12ZM17 207V209H16ZM35 209H33V208ZM42 207V208H41ZM67 209L66 211H64L65 208ZM82 207V208H81ZM91 207V210H90ZM94 207V209H93ZM118 207V209H117ZM122 207V208H121ZM138 207V208H137ZM166 207H170L169 209ZM171 207L173 209H171ZM202 207V210H201ZM243 210H241L240 208ZM245 207L246 210L244 209ZM23 208V209H22ZM32 208V209H31ZM52 212L51 211V209ZM61 210H55L57 212H60L59 215L57 212L54 211V209ZM60 208V209H59ZM64 208V209H63ZM71 208V209H70ZM81 208V210H80ZM104 208V209H103ZM114 208V209H113ZM121 208V209H120ZM137 208V209H136ZM156 208V209H155ZM164 208V209H162ZM166 208V209H165ZM196 208V209H195ZM207 208V209H206ZM217 208V209H216ZM220 208V209H218ZM227 211V212H222V209ZM227 208H233L232 211L228 210ZM235 208V209H234ZM240 209L239 211H237V209ZM259 208V209H257ZM48 209V211H46ZM96 209V210H95ZM110 211H108V210ZM122 209H124L122 211ZM126 209L128 211H126ZM134 209V210H131ZM148 209V211H147ZM179 209V210H178ZM201 210V213L199 210ZM250 211H249V210ZM8 210V212H7ZM27 210V211H26ZM29 210V211H28ZM44 210V211H43ZM70 210L73 212L71 213ZM78 210V211H77ZM90 210V211H88ZM93 210L95 212H93ZM99 210V211H98ZM106 210V211H104ZM115 213H113V215H111V211H113ZM162 210V213H161ZM169 210V212H168ZM171 210V211H170ZM207 212H206V211ZM219 210L220 214L216 211ZM238 212H236V211ZM251 210L253 212H251ZM15 211V212H14ZM38 211V212H36ZM47 212L46 214L43 212ZM63 211V212H62ZM75 211V212H74ZM79 213L77 215V213ZM81 211V213H80ZM87 211L90 213V215H88L89 213H87ZM117 211L123 215V217H121L120 219V215L119 213H117ZM125 211V212H124ZM133 211V213H132ZM142 211V212H141ZM174 211V213H172ZM177 211V212H176ZM192 211V212H190ZM195 211H198L196 215ZM206 213H205V212ZM211 211V213H210ZM216 211V212H215ZM246 211V212H243ZM254 211H258L257 215L255 214L256 212ZM4 212V213H3ZM28 212V213H27ZM83 212L84 215H82V217H86V220L88 219V222L84 219V218H80ZM94 214H93V213ZM101 212V213H100ZM103 212V213H102ZM108 212V213H107ZM128 212H130L129 219H128ZM169 214H168V213ZM194 212V213H193ZM231 212V213H229ZM254 213L251 215V213ZM3 213V214H2ZM14 213V214H13ZM20 213V214H19ZM22 213V214H21ZM53 213V214H52ZM63 213V216L62 214ZM76 213V214H75ZM87 213V214H86ZM95 213H100L99 215L101 217H98V214ZM107 213V215H106ZM110 214V216H108ZM124 213H126V217L124 215ZM148 213V214H146ZM157 213V214H156ZM160 213V214H159ZM164 213H166L165 215H163ZM184 218H190L191 219H186L184 220V218L182 219V215L180 216H176L179 214H182ZM185 213V214H184ZM205 215H204V214ZM218 213L220 215V217L222 218L220 220V217H218L219 215L215 214ZM224 213V214H223ZM16 214V215H15ZM32 214V215H31ZM37 214V215H36ZM44 217H42L43 215ZM50 214L51 219L50 220V216L48 215ZM61 214V215H60ZM70 215L72 218L74 215V219L69 218L68 216L65 215ZM74 214V215H72ZM105 216V220H103V215ZM117 214V215H116ZM146 214V215H144ZM153 214V215H152ZM168 214V215H167ZM171 214V218L169 217ZM174 214L175 218L173 217ZM186 214H188L186 216ZM217 215L216 217L219 218V221L216 220L218 218H214V221L212 220V216L213 215ZM227 214V215H225ZM229 214V215H228ZM239 216H236V215ZM247 214V216H246ZM259 214V215H258ZM35 215V216H34ZM48 215V216H46ZM53 215V216H52ZM58 215V216H57ZM88 215V216H86ZM95 215V216H94ZM117 217H116V216ZM119 215V216H118ZM121 215V216H122ZM144 217L148 216L147 218L145 217L144 220L142 219ZM159 215V216H158ZM168 218H167V216ZM190 215H194L193 217ZM202 215V216H201ZM224 215V216H223ZM233 215V217H232ZM243 215V216H242ZM250 215V217H249ZM253 215H256V218L259 219H255V217ZM263 215V217H262ZM8 216V217H7ZM38 216V217H37ZM61 216V217H60ZM65 216V217H64ZM91 216V218L89 217ZM116 218L115 220L117 222H124L119 224V227H115L114 225L116 224V222H114V220H112L114 217ZM136 216V217H135ZM137 216H139V218H137ZM142 216V217H141ZM206 216H208L205 219H209V217L211 219H209L210 221H206L205 219H203ZM228 216V217H227ZM244 216L246 219H244ZM17 217V218H16ZM19 217V218H18ZM22 217V219H21ZM26 217V218H25ZM30 219H29V218ZM32 217V218H31ZM47 217V218H45ZM80 219H84L82 220L83 224L80 222V219L77 220V218ZM89 217V218H88ZM94 217L96 220H94ZM113 217V218H112ZM125 217V221L122 219ZM134 217V218H131ZM141 217V220H140ZM158 217V218H155ZM161 217V218H160ZM178 217V218H177ZM195 217V218H194ZM197 217V218H196ZM200 217V218H199ZM202 217V218H201ZM215 217V216H213ZM224 217H226V219H224ZM3 218V219H2ZM9 218V219H7ZM36 218V219H35ZM38 218V219H37ZM41 218V219H40ZM57 218H60V220L63 222L64 220L66 222L61 223L59 220V224L63 225L62 227L65 228V230H67L64 235L63 233L61 234L60 231L64 232L65 230H63V228L61 230H59L61 227H58V220ZM64 218V220H63ZM103 221V224L101 220ZM112 218V219H111ZM117 218H119L117 220ZM152 218V219H151ZM155 218V219H153ZM164 218H166L164 220ZM180 218V219H179ZM230 220H229V219ZM240 218V219H239ZM250 218L252 220L251 221ZM15 219V223L13 222ZM17 219V221H16ZM22 220L23 222L26 223V225L20 221ZM35 219V221H34ZM40 219V220H39ZM51 221V223H47L49 220ZM69 219V222L68 220ZM73 222V220L75 222ZM93 220V222L97 221V222H101L98 223L97 226V222L93 223L91 222V220ZM160 221V223L157 222ZM162 219V221L160 220ZM170 219V221L168 220ZM172 219H176L175 223L174 220L172 221ZM203 220V221H199ZM224 219L227 220V225L234 227V231L233 228L230 229L229 226H227L225 223L226 222H222V220ZM233 219V220H232ZM238 219V220H236ZM7 220V221H6ZM25 220V221H24ZM108 222H107V221ZM112 222V224H110V221ZM123 220V221H122ZM129 220H132L135 222V224L133 225V223H131ZM140 222H139V221ZM150 222V226L148 225L146 221ZM149 220H153V221H149ZM156 220V221H155ZM182 220V221H180ZM191 220V221H190ZM194 220V222H193ZM216 220V221H215ZM234 221V224L231 223ZM242 220V221H241ZM245 220V221H243ZM9 221V222H8ZM31 221V222H30ZM46 224H45V222ZM49 221V222H50ZM87 222V224L84 222ZM130 223V225L133 227V229L130 227V225L128 226V224H126L125 222ZM139 222L138 223L136 222ZM172 221V222H171ZM186 221V222H185ZM199 221V222H198ZM218 221V223H216ZM237 221V222H236ZM241 223H239V222ZM247 221V223H246ZM250 221L255 224L253 225L252 223H250ZM18 222V223H17ZM25 227L24 231L22 230L23 228L21 227L22 225H20L19 228V224L20 223ZM29 222V223H28ZM77 222V223H76ZM91 222V223H90ZM107 222V223H106ZM157 222V223H156ZM164 222V224L166 222H168L167 224H165V226H163L164 224L162 223ZM180 222V224L178 223ZM189 222L186 226V223ZM192 224H191V223ZM196 224L198 223L197 227L196 224L193 225V223ZM202 224H199V223ZM212 222H215V227L214 224L212 226ZM220 222V223H219ZM243 222V223H242ZM249 222V223H248ZM11 223V224H10ZM38 223V224H36ZM40 223V224H39ZM58 226H56L57 224ZM71 223V224H69ZM80 223L81 225L79 226ZM109 223V225H108ZM115 223V224H114ZM171 223V226H170ZM174 223V226H173ZM184 223V224H183ZM207 226H206V224ZM211 223V225L209 224ZM222 223V224H221ZM231 223V225H230ZM236 223V224H235ZM262 223V224H261ZM15 224V225H14ZM18 224V225H17ZM50 224V225H49ZM67 227H64L65 225ZM71 226H69V225ZM74 224V225H72ZM78 224V225H76ZM90 227H89V225ZM92 224L94 225V227L92 226ZM101 226H100V225ZM102 224L104 225V227L102 226ZM126 224L128 227H126ZM149 226V228L146 230L144 229V232L147 231L146 237H144V239L146 241H144V248L143 246L140 247L139 245H137V242L141 241V237H140V232H142L140 229L141 226ZM159 224L158 227L157 225ZM182 224V225H181ZM191 224V225H190ZM205 224V225H204ZM209 224V225H208ZM239 224V225H238ZM246 227H245V225ZM249 224L250 225L249 227ZM256 224H260L259 228L256 226ZM11 225H14L13 228L11 227ZM17 225V227H16ZM36 225V226H35ZM49 225V226H48ZM60 225V226H61ZM77 226L76 229L74 227V229H76L78 232H83L85 234L88 235H83V233H78L80 236H78L77 231L73 230V226ZM86 225V226H84ZM110 225H112L115 230L114 231H118L117 229H119V232L116 233L113 231V228H109ZM135 225L137 226V228L135 227ZM163 228H161L162 226ZM169 225V226H166ZM177 225V226H176ZM180 225V226H179ZM186 227H185V226ZM190 225V227H189ZM201 225V226H199ZM234 225V226H233ZM236 225L239 227V229H241V225H242V229L238 230V233L236 231ZM30 226V228H29ZM33 226V227H32ZM47 226V227H46ZM56 228H55V227ZM69 226V227H68ZM79 226V227H78ZM82 226V227H81ZM87 226H88V230H87ZM96 226V227H95ZM103 229H101L100 227ZM107 228H106V227ZM111 226V227H112ZM117 226V224H116ZM154 226V227H152ZM178 227V229L174 228V227ZM183 226V227H182ZM193 226V227H192ZM195 226V227H194ZM205 226V227H203ZM212 226V227H209ZM220 226V227H219ZM224 226V227H223ZM244 226V227H243ZM252 226V229H251ZM253 226L254 228L258 231L260 228V226L262 227L261 231H257L254 229L253 230ZM10 227V228H9ZM14 227L16 228V230H11L14 229ZM43 227V228H42ZM58 227V228H57ZM71 227V228H70ZM86 227V228H85ZM99 227V228H98ZM121 227V229H120ZM123 227V229H122ZM154 228L157 229L155 232H157L155 235L153 234L154 231L151 229ZM157 227V228H156ZM160 227V228H159ZM170 227V228H167ZM184 227L186 229H184ZM188 227L190 228V230L187 231ZM192 227V228H191ZM202 229H201V228ZM209 227V228H208ZM223 227V229L221 228ZM227 227H229V234L230 233H234L238 236V234L242 235V238L240 237V235L236 238L235 235H233L231 237V234L227 235L226 233H228L227 231ZM249 227V229H248ZM3 228V229H2ZM18 228V231H17ZM49 228V229H48ZM55 228V229H53ZM85 228V229H83ZM89 228H92L93 231L95 232V230L98 232H92L89 230ZM96 228V229H94ZM126 228H128L127 233H126ZM139 228V229H138ZM167 228V229H166ZM182 230H181V229ZM196 228H198V230H196ZM199 228L202 230H199ZM207 230H206V229ZM218 228V229H215ZM244 228H245V232L246 234L249 233V236H245V232H244ZM258 228V229H257ZM6 229V230H5ZM10 229V231L8 230ZM26 229V230H25ZM36 229V231H35ZM71 229V230H70ZM110 229V230H109ZM125 229V230H124ZM132 229V230H131ZM138 229V232L137 230ZM160 229L162 231H160ZM165 231H164V230ZM171 229L175 230V231H171ZM194 229V230H193ZM212 229V230H211ZM214 229V230H213ZM221 229V232H220ZM250 231L252 233H256L255 236L254 234H250V232L246 231ZM22 230V231H21ZM39 230V231H38ZM42 230V231H41ZM45 230V232H44ZM51 232H49V231ZM58 230V231H57ZM83 230V231H82ZM87 230V232H85ZM106 231L109 230L110 231V235L108 234L109 231L106 234V232L102 231ZM112 230V231H111ZM123 230V233H121V231ZM136 230V231H135ZM169 230V231H168ZM178 230V231H176ZM208 231L206 233V231ZM224 230V231H223ZM13 231V232H12ZM22 233H21V232ZM26 231V232H25ZM30 231V232H29ZM34 231V233H33ZM72 231V232H69ZM90 231V232H89ZM125 231V232H124ZM134 231V233H133ZM140 231V232H139ZM153 231V232H152ZM164 231V235L168 236L166 240V236L163 235ZM184 231V233H183ZM187 231V232H185ZM200 231V233H199ZM210 231V232H209ZM213 231V232H212ZM218 232V234H216ZM223 231V232H222ZM226 231V233H225ZM254 231V232H253ZM256 231V232H255ZM12 232V233H11ZM17 232V233H16ZM32 232V233H31ZM60 232V235H59ZM68 232V234H67ZM75 232V233H73ZM130 232V233H129ZM133 234H132V233ZM150 232V233H149ZM152 232V233H151ZM169 232V233H168ZM171 232H174L173 235H168V234H172ZM189 232V233H188ZM192 232V233H191ZM195 232V233H194ZM261 234H260V233ZM25 233V234H24ZM58 233L59 236H56ZM74 236L71 237L73 234ZM91 233V236L89 237ZM103 238H105L106 242H103L104 240L101 238L100 236ZM115 235H119L120 239L118 240L117 238H114V234ZM125 233V234H124ZM136 233V235H135ZM139 233V234H137ZM161 233V234H160ZM178 233V235L180 236H176ZM188 233V234H187ZM197 233V234H196ZM212 233V234H211ZM215 233V234H214ZM223 233V235H222ZM4 234V235H3ZM6 234V235H5ZM21 234V235H19ZM23 234V235H22ZM43 234V235H42ZM54 234V235H53ZM72 234V235H71ZM77 234V235H76ZM95 234V235H94ZM99 234L100 238H97V235ZM106 234V235H105ZM127 234H132V236H128L131 238H127ZM153 236H151V235ZM182 234V236H181ZM186 236H185V235ZM193 234H195L196 237H192L194 236ZM203 234V236L206 238H203V236L201 235ZM208 234V235H207ZM225 234V236H224ZM41 235V236H40ZM65 237H63V236ZM66 235H68L69 237H66ZM94 238H93V236ZM104 235L106 237H104ZM115 240H112V238ZM113 235V236H112ZM123 237H122V236ZM135 235V236H134ZM149 236V239L147 238ZM157 235V236H156ZM159 235V236H158ZM189 235V237L187 236ZM211 235V236H210ZM218 236V237H215ZM224 236L223 238L221 237ZM257 235V236H256ZM258 235L260 237H258ZM34 236V237H33ZM48 236V238H47ZM56 236V237H54ZM60 236H62L60 238ZM76 236V237H75ZM78 236V237H77ZM87 236V237H86ZM125 236V237H124ZM185 236V238H184ZM191 236V237H190ZM201 236H202V240H201ZM209 236L214 240H217L221 238V244H223V242L225 243L227 239V241L230 242H226L227 244H223L221 245L220 242L218 241H211V238L209 239ZM230 236V237H229ZM10 237V238H9ZM47 239H46V238ZM52 237V238H51ZM84 237V238H82ZM116 237V236H115ZM118 237V238H119ZM136 237V239H135ZM156 237V239H155ZM159 237H163L165 240H161L159 239ZM175 237V238H174ZM178 237V238H176ZM200 237V239H199ZM220 237V238H219ZM243 237H246L243 238ZM250 239V237H254L252 238L253 240H247ZM259 238L261 240L260 242L256 241ZM7 238V239H6ZM22 238V239H21ZM31 238V239H30ZM44 238V239H43ZM50 238V239H49ZM64 238V239H63ZM68 238V239H67ZM72 238V239H71ZM77 240H76V239ZM79 238V241H78ZM97 238V239H96ZM139 238V239H138ZM147 238V239H146ZM172 238V239H171ZM182 240H181V239ZM190 238H193V241H190ZM196 238V239H195ZM198 238V239H197ZM209 241H208V239ZM240 238V239H239ZM5 239V240H4ZM14 239V240H13ZM28 239V240H27ZM50 241H49V240ZM54 239H56V241H54ZM62 239V241L60 240ZM82 239V240H81ZM90 240V242H93L92 246V242L91 244L89 243L88 240ZM94 239V241H93ZM99 244L101 242V245H98V240ZM102 239V240H101ZM109 242H108V240ZM110 239L112 241L111 245H110ZM124 239V242L122 241ZM143 239V238H142ZM171 239V240H169ZM177 241H174V240ZM185 239V240H183ZM195 239V241H194ZM203 239H206L205 241ZM229 239V240H228ZM233 239V241L231 240ZM242 240L239 243H237L236 245V240ZM4 240V241H3ZM31 240V241H30ZM33 240V241H32ZM49 244H47L48 242ZM53 240V241H51ZM60 240V241H59ZM97 240V243H96ZM149 243H148V241ZM154 241L152 243V241ZM161 240V241H160ZM181 240V241H180ZM224 240V241H223ZM247 240V241H246ZM258 240V241H260ZM11 241V242H10ZM14 241V242H13ZM37 241V242H34ZM44 245H43V243ZM84 241V243L82 242ZM88 241V242H87ZM118 245L117 247L115 246L116 244H114V242ZM131 241L129 240V243H131ZM137 241V242H136ZM162 242L164 247L160 244H157V242ZM168 241V243H167ZM169 241H171L170 243V247H169ZM174 241V242H173ZM184 241V243H182ZM199 241V244H198ZM201 241V242H200ZM223 241V242H222ZM234 243H232V242ZM253 243H252V242ZM2 242V243H1ZM9 242V243H8ZM23 242V243H22ZM29 242V243H28ZM45 242H47L45 245ZM58 244H56V243ZM65 242V243H62ZM70 242V243H69ZM79 242V243H78ZM151 242V243H150ZM191 242V244H190ZM208 244L209 249L206 247V244ZM211 242V245L210 243ZM217 242V243H216ZM242 242V244H241ZM248 242V243H245ZM15 243V244H14ZM22 243V244H21ZM31 243V244H30ZM52 243L54 244L52 245ZM61 243V244H60ZM69 245H68V244ZM87 243V244H86ZM103 243H105L106 245H104ZM147 243L149 245H147ZM175 243H177L176 246L179 247H175ZM180 243V244H179ZM195 245H193V244ZM196 243L198 245H196ZM215 245H214V244ZM232 243V245H231ZM17 244V245H16ZM26 244V245H25ZM34 244V245H33ZM42 244V245H41ZM51 244V245H50ZM60 244V245H59ZM80 246V247H74L75 245ZM78 244V245H77ZM128 244V243H127ZM130 244V245H132ZM135 244V245H134ZM140 244V243H139ZM168 244V245H167ZM173 244V245H172ZM202 244V245H200ZM222 246V249H218V247L220 245ZM234 244V245H233ZM238 244L241 245H247L246 247L242 246L241 248L238 246ZM257 245L260 249V252L258 251V247H253L252 246ZM263 245L261 248L259 245ZM23 245V246H22ZM25 245V246H24ZM33 245V247H31ZM42 249L41 248V246ZM63 247H62V246ZM72 245V246H71ZM84 247H83V246ZM86 245V246H85ZM108 245H110L109 247L113 246L112 248H108ZM120 245V246H119ZM129 245V244H128ZM155 245V246H152ZM158 245L160 246L159 249H156V247H158ZM188 245V246H186ZM191 245L193 247H191ZM200 245V250L199 248H197V246ZM219 245V246H217ZM227 245V246H226ZM229 245V246H228ZM232 248H230L231 246ZM249 245V246H248ZM3 246V247H2ZM36 246V247H35ZM47 246V247H44ZM59 246V247H58ZM61 246V247H60ZM69 246V247H67ZM89 246L91 247V249L89 248ZM98 246V248H97ZM100 246V247H99ZM107 246V247H106ZM119 246V249H118ZM125 246H126V242H125ZM123 246V247H125ZM137 246V247H136ZM147 246V248H145ZM150 248H149V247ZM167 246V248H166ZM203 246V248H201ZM216 246V247H215ZM220 246V247H221ZM17 250L14 249V248ZM27 247V248H26ZM29 247V248H28ZM40 247V248H39ZM56 247V248H55ZM72 247H74V249H72ZM85 247L88 249H90V256H89V250L85 249ZM155 249H154V248ZM161 247H163V249H161ZM225 247V248H224ZM235 247H239L238 249ZM248 247V249H246ZM256 248L254 250H252V248ZM3 248V249H2ZM22 248V249H21ZM33 248V250H32ZM46 248V249H45ZM55 251H54V249ZM61 248V249H60ZM79 248V249H78ZM83 250H82V249ZM104 248L103 250H100ZM114 248H116L114 250ZM139 248V249H138ZM143 248V251H142ZM152 248V251H150ZM165 248V249H164ZM191 248V249H190ZM206 248V249H205ZM215 248V249H214ZM229 248V249H228ZM236 249V251H238V253L234 250ZM243 248V249H242ZM14 249V252H13ZM19 249V250H18ZM28 249V250H27ZM38 249V250H36ZM66 249H71V250H66ZM78 249V252H77ZM93 249V251H92ZM95 249V250H94ZM107 249V250H106ZM111 249L113 251V253L111 252ZM145 249L149 250L151 252V255L149 253V251L147 250V252H144ZM161 249V251H160ZM167 249V250H166ZM187 249V250H188ZM245 249V250H244ZM250 249V250H249ZM27 250V251H26ZM36 250V251H35ZM43 250V251H41ZM58 250V251H57ZM64 252H63V251ZM82 250V251H81ZM100 253H99V251ZM110 250V251H109ZM139 250V251H137ZM157 250V251H156ZM164 250V251H163ZM166 250V251H165ZM186 250V251H187ZM198 250V251H197ZM203 250V251H201ZM204 250H206L204 252ZM213 250V252H212ZM217 250V251H215ZM222 250V251H220ZM232 250V251H230ZM241 250V251H240ZM244 253V256L240 257V255H242L240 252ZM247 250H249L247 252ZM263 250V251H261ZM6 251V252H5ZM13 253H12V252ZM19 251V252H18ZM25 251V252H24ZM30 251V252H29ZM31 251H33L31 253ZM45 251V252H44ZM57 251V253H56ZM85 251V252H84ZM102 251V252H101ZM141 251V252H140ZM197 251V252H196ZM201 251V253L199 252ZM210 251V252H209ZM234 252L235 256L238 254L239 256H236L235 260L232 259V255L233 253H229V252ZM246 251V256H245V252ZM254 253H252V252ZM256 251V252H255ZM9 252V253H8ZM16 252V253H15ZM22 252V253H21ZM40 252V253H39ZM44 252V253H43ZM77 256L75 255L76 253ZM88 252V254H87ZM103 252H105V254L111 252L113 255H110V258H108L109 256L106 254V257H104V259L100 258L103 256ZM139 252V253H138ZM153 252V254H152ZM161 252L160 254L162 256V260L159 259L161 256L160 254H157ZM163 252V253H162ZM204 255H203V253ZM212 252V253H211ZM251 252V253H249ZM259 252V256L262 254V256H258L257 258L259 260L256 261V259L253 258V255L256 253L258 254ZM262 252V253H261ZM20 253V254H19ZM24 253V255H23ZM94 253V254H93ZM138 253V254H137ZM143 253V254H141ZM144 253L149 254V255H144ZM201 256H198L199 254ZM209 253V254H208ZM216 253V254H215ZM218 253V254H217ZM240 253V254H239ZM251 254V255H247ZM261 253V254H260ZM2 254V255H1ZM26 254V256H25ZM36 254V255H35ZM86 254V255H84ZM97 254L98 257H97ZM104 254V256H105ZM157 254L159 257L157 258ZM198 254V255H197ZM206 254V255H205ZM9 255V257H8ZM11 255V256H10ZM17 255V257H15ZM28 255V256H27ZM33 255V257L31 256ZM41 255V256H40ZM55 255V257H56ZM92 255V256H91ZM96 255V256H95ZM101 255V256H100ZM216 255V256H215ZM220 255V257H219ZM15 258H14V257ZM19 256V257H18ZM23 256V257H21ZM39 257V258H34V257ZM75 256V257H74ZM89 256V257H88ZM95 256V257H93ZM153 256V257H151ZM167 258H164V257ZM204 256V257H203ZM205 256H208V258ZM214 256V257H213ZM218 256V257H217ZM232 256V257H231ZM250 256V257H247ZM257 256V255H256ZM4 257H6L4 259ZM24 257H27L28 259L26 260V258L24 259ZM30 257L34 258L33 260L36 262H33L32 258L31 260L29 259ZM42 257V258H41ZM74 257V258H71ZM78 257V258H77ZM82 259H81V258ZM87 257V258H86ZM151 257V260H150ZM156 259H155V258ZM199 257V260L197 259ZM202 257V258H201ZM211 257V258H210ZM239 257L241 258V260L239 259ZM246 257V258H244ZM21 258V259H20ZM71 258V259H70ZM75 258L77 259L75 261ZM80 258V259H79ZM91 258V259H90ZM95 258V260H94ZM107 258V259H106ZM153 258V259H152ZM203 258L205 259V261L203 260ZM214 258V259H213ZM216 258V259H215ZM230 258V259H229ZM234 258V257H233ZM249 258V260L247 259ZM20 259V260H19ZM74 259V260H73ZM79 259V260H78ZM111 259H115L110 260ZM218 259V260H217ZM232 259V261H231ZM238 259V261H240V263H238V261L236 260ZM244 259V260H243ZM246 259V262H244ZM255 261H254V260ZM262 259V260H261ZM16 260V262H15ZM25 260V261H24ZM90 260V261H89ZM108 260V261H107ZM159 260L160 263H159ZM164 260V261H163ZM166 260V261H165ZM212 260V261H210ZM214 260V261H213ZM249 262H248V261ZM6 263H3V262ZM24 261V262H23ZM75 261V262H74ZM83 261V262H82ZM85 261V262H84ZM87 261V262H86ZM95 261V262H94ZM101 261V262H100ZM103 261V262H102ZM163 261V262H162ZM200 261V262H199ZM209 261V262H208ZM222 261L224 263H222ZM260 261V262H259ZM20 262V263H19ZM27 262V263H26ZM70 262V263H69ZM89 262V263H88ZM93 262V263H92ZM108 262V263H107ZM150 262H147L146 264H151ZM168 262V261H167ZM215 262V263H214ZM236 262V263H235ZM248 262V263H247ZM251 262V263H250ZM259 262V263H257ZM71 263V264H72ZM128 263L127 261L125 262V264ZM193 263V264H194ZM195 263V264H196ZM124 264V263H123Z\"/></svg>",
    "mask_w": 264,
    "mask_h": 264
},
{
    "label": "bare ground",
    "instance_id": "2",
    "mask_svg": "<svg viewBox=\"0 0 264 264\" xmlns=\"http://www.w3.org/2000/svg\"><path fill=\"white\" fill-rule=\"evenodd\" d=\"M102 1H103V0H102ZM129 1H130V0H129ZM136 1H137V0H136ZM140 1H141V0H140ZM151 1H152V0H151ZM188 1H189V0H188ZM206 1H207V0H205V3L203 2L204 5L207 4ZM218 1H220V0H218ZM232 1H234V0H232ZM242 1H244V0H242ZM105 2H106V1H105ZM144 2L146 3V1H144ZM152 2H153V1H152ZM154 2H155V1H154ZM164 2H165V1H164ZM183 2H184V0H183ZM195 2H197V1H195ZM201 2H202V0H201ZM201 2L199 1V2H197V4H199V3H200V4H203V3H201ZM208 2H209V0H208ZM213 2H215V1H213ZM216 2H217V1H216ZM228 2H229V0H228ZM235 2H236V3H231V2H230V5L233 4L232 6H234V4H235V5H236V4H237V5L239 4V2H237V0H236ZM262 2H263V1H262ZM86 3H87V2H86ZM103 3H104V2H103ZM126 3H127V2H126ZM137 3H138V2H137ZM139 3H140V2H139ZM142 3H143V2H142ZM145 3H144V5H145ZM189 3H190V2H189ZM189 3H188V5H189ZM211 3H212V2H211ZM226 3H227V2H226ZM256 3H257V2H256ZM131 4H132V3H131ZM131 4H130V5H131ZM158 4H159V3H158ZM191 4H192V1H191ZM193 4H194V3H193ZM197 4H196L195 6H197ZM228 4H229V3H228ZM241 4H243V2H242ZM241 4H239L238 6H240ZM125 5H126V4H125ZM127 5H128V4H127ZM133 5H134V3H133ZM156 5H157V4H156ZM156 5L154 4V6H156ZM188 5H187V6H188ZM209 5H210V3L208 4V6H209ZM218 5H220V4H218ZM226 5H227V4H226ZM259 5H262V4H259ZM85 6H86V5H85ZM136 6H137V5H136ZM189 6H190V5H189ZM200 6H201V5H200ZM200 6H199V7H200ZM210 6L212 7V4H211ZM210 6H209V10H210ZM232 6H231V8L234 10V8H233ZM243 6H244V5H243ZM243 6H242V7H243ZM86 7H87V6H86ZM86 7H85V8H86ZM100 7H101V6H100ZM100 7H99V8H100ZM134 7H135V6H134ZM140 7H141V6H140ZM199 7H198V8H199ZM215 7H217V6H215ZM225 7H226V6H225ZM227 7H229V6L227 5ZM234 7L236 8L237 6H234ZM254 7H255V6H254ZM262 7H264V6H262ZM262 7H261V9H262ZM89 8H90V7H89ZM101 8H102V7H101ZM106 8H107V6H106ZM114 8H115V7H114ZM130 8H133V7L130 6ZM191 8H195V7H192V6H191ZM191 8H190V9H191ZM198 8L196 7V9H198ZM203 8H204V7H203ZM231 8H229V10H228L229 13L231 12L230 10H232ZM256 8H257V7H256ZM258 8H259V7H258ZM81 9H84V8H81ZM104 9H105V8H104ZM153 9H154V7H153ZM153 9H152V11H153ZM176 9H177V8H176ZM181 9H182V8H181ZM190 9H188V10H190ZM199 9H200V8H199ZM204 9H206V6H205ZM212 9L214 10V8H211L210 11H212ZM236 9H237V8H236ZM240 9H241V8H240ZM240 9L238 8L236 11H238V10H240ZM261 9H260V10H261ZM86 10H87V9H86ZM128 10H129V9H128ZM137 10H138V9H137ZM177 10H178V9H177ZM188 10H187V11H188ZM215 10H216V9H215ZM217 10H218V9H217ZM222 10H223V9H222ZM258 10H259V9H258ZM82 11H83V10H82ZM98 11H99V10H97L96 13H98ZM100 11H101V10H100ZM145 11H146V10H145ZM194 11H195V10H194ZM223 11H225V8H224ZM236 11H234V13H235ZM89 12H90V11H89ZM102 12H103V11H102ZM113 12H114V11H113ZM116 12H117V11H116ZM121 12H122V11H121ZM148 12H150V11H148ZM172 12H173V11H172ZM176 12H177V11H176ZM182 12H183V11H182ZM182 12H181V13H182ZM198 12H199V10H198ZM203 12H204V11H203ZM207 12H208V11H207ZM215 12H216V11H215ZM215 12L213 13V15L215 14ZM238 12H240V11H238ZM241 12H242V10H241ZM253 12H256V11H253ZM100 13H101V12H100ZM145 13H146V12H145ZM151 13H152V12H151ZM181 13H180V14H181ZM190 13H192V12H190ZM222 13H223V12H222ZM231 13H232V17H230L229 19L232 20L234 14H233V12H231ZM236 13H237V12H236ZM84 14H85V13H84ZM93 14H94V13H93ZM98 14H99V13H98ZM102 14H103V13H102ZM109 14H110V13H109ZM114 14H116V13H114ZM114 14H113V15H114ZM153 14H155V12H154ZM182 14H183V13H182ZM187 14H188V13H187ZM195 14H196V13H195ZM195 14H194V15H195ZM198 14H199V13H198ZM225 14H227V17L229 16L228 13H227L226 11H225ZM241 14H242V13H241ZM258 14H259V13H258ZM77 15H78V14H77ZM87 15H88V13H87ZM145 15H146V14H145ZM151 15H152V14H151ZM192 15H193V14H192ZM192 15H190V16H192ZM194 15H193V16H194ZM196 15H197V14H196ZM196 15H195V16H196ZM200 15H201V14H200ZM207 15H208V14H207ZM237 15H238V14H237ZM237 15H234V17H236ZM250 15H251V14H250ZM260 15H261V13H260ZM81 16H82V15H81ZM93 16H94V15H93ZM96 16H97V14H96ZM106 16H107V15H106ZM129 16H130V15H129ZM132 16H133V15H132ZM174 16H175V15H174ZM187 16H188V15H187ZM223 16H225V17H224V19H225V18H226V15H223ZM252 16H253V15H252ZM263 16H264V15H263ZM66 17H68V16H66ZM100 17H101V16H100ZM100 17H99V19H100ZM114 17H115V16H114ZM124 17H126V14H125ZM141 17H142V16H141ZM144 17H146V16H144ZM144 17H143V18H144ZM179 17H181V16H179ZM185 17H186V15H185ZM208 17H209V15H208ZM238 17H239V16H238ZM76 18H77V17H76ZM79 18H80V17H79ZM88 18H89V17H88ZM88 18H87V19H88ZM127 18H128V16H127ZM200 18H201V17H200ZM200 18H199V19H200ZM213 18H214V17H213ZM253 18H254V17H253ZM256 18H259V17H256ZM260 18H261V17H260ZM263 18H264V17H263ZM67 19H68V18H67ZM108 19H109V18H108ZM130 19H131V18H130ZM148 19H149V15H148ZM150 19H151V18H150ZM153 19H154V18H153ZM158 19H159V18H158ZM173 19H175V21H172L173 23H172V22H171V23L174 24V27H175V25H176L175 23H176L177 17H175V18H173ZM179 19H180V18H179ZM179 19H178V20H179ZM199 19H198V21H199ZM205 19H207V22H208V18H206V16H205L204 20H205ZM215 19H217V18H215ZM220 19H221V18H220ZM236 19H237V18H236ZM236 19H235V20H236ZM261 19H262V18H261ZM64 20H65V19H64ZM85 20H86V18H85ZM89 20H90V19H89ZM100 20H101V19H100ZM127 20H128V19H127ZM183 20H184V19H183ZM187 20H188V19H187ZM187 20H186V21H187ZM213 20H214V19H212V22H213ZM252 20H253V19H252ZM77 21H78V19H77ZM80 21H81V20H80ZM95 21H97V20H95ZM131 21H132V20H131ZM143 21H144V20H143ZM205 21H206V20H205ZM227 21H228V20H226V24H228ZM232 21H234V19H233ZM238 21H239V20L237 19V21H235V22L237 23ZM240 21H241V20H240ZM263 21H264V20H263ZM42 22H43V20H42ZM52 22H53V21H52ZM54 22H55V21H54ZM86 22H88V21H86ZM93 22H94V21H93ZM97 22H98V21H97ZM112 22H113V21H112ZM150 22H151V21H150ZM174 22H175V23H174ZM180 22H181V20H180ZM180 22H179V23H180ZM192 22H193V21H192ZM207 22H205V25L208 27ZM210 22H211V21H210ZM214 22H215V20H214ZM222 22H223V21H222ZM230 22H231V21H230ZM230 22H229V23H230ZM235 22H234V23H235ZM251 22H252V21H251ZM253 22L256 23V25L258 24V23L255 22V21H253ZM71 23H72V22H71ZM84 23H85V22H84ZM104 23H106V22H104ZM109 23H110V22H109ZM109 23H108V24H109ZM143 23H144V22H143ZM146 23H147V22H146ZM146 23H144V24H146ZM166 23H168V21H167ZM181 23H182V22H181ZM185 23H186V22H185ZM239 23H240V22H239ZM260 23H261V22H260ZM62 24H63V22H62ZM62 24H61V25H62ZM72 24H73V23H72ZM75 24H76V23H75ZM78 24H79V23H78ZM87 24H88V23H87ZM95 24H96V23H95ZM129 24H130V23H129ZM172 24H171V25H172ZM191 24H192V23H191ZM202 24H203V23H202ZM202 24H200V25H202ZM212 24H216V23H212ZM230 24H231V23H230ZM230 24L228 25V29H230V28H232V27L234 28L235 24H234L233 26H230ZM232 24H233V22H232ZM232 24H231V25H232ZM263 24H264V23H263ZM70 25H71V24H70ZM73 25H74V24H73ZM79 25H80V24H79ZM122 25H123V24H122ZM131 25H132V24H131ZM142 25H143V24H142ZM147 25H148V24H147ZM151 25H152V24H151ZM164 25H165V24H164ZM192 25H193V24H192ZM200 25H199V27H200ZM253 25H254V24H253ZM256 25H255V26H256ZM260 25H261V24H260ZM54 26H55V24H54ZM90 26H91V25H90ZM106 26H107V25H106ZM139 26H140V25H139ZM139 26H138V28L141 27V26H140V27H139ZM152 26H154V25H152ZM177 26H178V24H177ZM184 26H185V25H184ZM194 26H195V24H194ZM206 26H205V29H206ZM209 26H210V24H209ZM226 26H227V25H226ZM229 26H230V28H229ZM257 26H258V25H257ZM261 26H262V25H261ZM263 26H264V25H263ZM39 27H40V26H39ZM50 27H52V25H51ZM91 27H92V26H91ZM111 27H112V26H111ZM123 27H124V26H123ZM148 27H149V26H148ZM166 27H167V26H166ZM170 27H171V26H170ZM170 27H169V28H170ZM172 27H173V25H172ZM189 27H190V23H189ZM237 27H238V26H237ZM70 28H72V26H71ZM143 28H145V27L143 26ZM186 28H187V27H186ZM190 28H191V27H190ZM190 28H189V29H190ZM208 28H209V27H208ZM217 28H218V27H217ZM233 28H232V29H233ZM244 28H245V27H244ZM259 28H261V27H259ZM40 29H43V28H40ZM40 29H39V30H40ZM55 29H56V27H55ZM59 29H60V28H59ZM72 29H73V28H72ZM76 29H77V28H76ZM112 29H113V28H112ZM146 29H147V28H146ZM150 29H151V28H150ZM176 29H178V27L175 28L174 30L176 31ZM201 29H202V28H201ZM212 29H213V28H211V31H212ZM232 29H231V31H232ZM234 29H235V28H234ZM234 29H233V30H234ZM253 29H254V27H253ZM256 29H257V27L255 28V30H256ZM39 30H38V31H39ZM51 30H53V28L50 29V31H51ZM62 30H63V29H62ZM62 30L60 29V31H62ZM73 30H74V29H73ZM78 30H79V29H78ZM169 30L171 31V28H170ZM174 30H173V28H172V32H173V33L171 32L172 35H173V34H174V35L176 34V33H174ZM187 30H188V29H187ZM187 30H186V31H187ZM213 30H214V29H213ZM224 30H225V29H224ZM255 30H254V31H255ZM259 30H260V29H259ZM261 30H262V28H261ZM263 30H264V29H263ZM40 31H41V30H40ZM57 31H58V29H57ZM67 31H68V30H67ZM70 31L72 32V30H70ZM111 31H112V30H111ZM114 31H115V30H114ZM120 31H121V30H120ZM138 31H139V30H138ZM148 31H149V30H148ZM177 31H178V30H177ZM177 31H176V32H177ZM188 31H189V30H188ZM193 31H194V30H193ZM197 31H198V30H197ZM218 31H219V30L214 31V32H212V33H214V34H215V33H218ZM220 31H221V30H220ZM220 31H219V33H218V36H219L220 34H223V33H221ZM226 31H228V30H225V32H226ZM256 31H258V30H256ZM42 32H43L42 35H44V31H43V30H42ZM58 32H59V31H58ZM68 32H69V31H68ZM71 32H69V33L72 34ZM144 32H145V31H144ZM179 32H180V31H178L177 34H179ZM190 32L192 33L191 30H190ZM190 32H183V33H186L187 35H190V34H191ZM205 32H206V31H205ZM48 33H49V32H48ZM48 33H47V34H48ZM52 33H53V32H52ZM114 33H115V32H114ZM121 33H122V32H121ZM131 33H132V32H131ZM168 33H170V32L168 31ZM188 33H190V34H188ZM226 33H227V32H226ZM259 33H260V32H259ZM55 34H56V33H55ZM67 34H68V33H67ZM74 34H75V33H74ZM74 34H73V35H74ZM79 34H80V33H79ZM108 34L110 35V33H108ZM115 34H116V33H115ZM125 34H126V32H125ZM136 34H137V33H136ZM177 34H176V35H177ZM186 34H185V35H186ZM193 34L196 35V36L199 35L198 33H196V34L193 33ZM202 34H203V32H202ZM214 34H213V35H214ZM237 34H238V33H237ZM237 34H236V35H237ZM244 34H245V33H244ZM263 34H264V33H263ZM263 34L261 35V38H262ZM9 35H10V34H9ZM49 35H50V34H49ZM132 35H133V34H132ZM134 35H135V33H134ZM134 35H133V36H134ZM145 35H146V34H145ZM164 35H165V34H164ZM179 35H180V34H179ZM179 35H178V36H179ZM187 35H186V36H187ZM215 35L217 36V34H215ZM227 35H229V34H226V37H227ZM38 36H39V35H38ZM38 36H37V37H38ZM52 36H53V34L51 35V37H52ZM54 36H55V35H54ZM56 36H57V35H56ZM87 36H88V35H87ZM94 36H95V35H94ZM112 36L114 37V35H112ZM121 36H122V35H121ZM127 36H130V35H127ZM168 36L171 37L170 34H167V38H169ZM182 36H183V35H182ZM196 36H194V37H196ZM202 36H203V35H202ZM210 36H211V35H210ZM216 36H215V37L213 36V37L216 38ZM220 36H221V35H220ZM259 36H260V34H259L257 37H259ZM42 37H43V36H42ZM59 37H60V36H59ZM59 37H58V38H59ZM67 37H68V35H67ZM69 37H70V36H69ZM71 37H73V36H71ZM75 37L78 38V35L75 36ZM81 37H82V36H81ZM108 37H109V36H108ZM136 37H140V36H136ZM145 37H146V36H145ZM155 37H156V36H155ZM165 37H166V36H165ZM180 37H181V35H180ZM188 37H189V36H188ZM190 37H191V35H190ZM192 37H193V35H192ZM194 37H193V38H194ZM198 37L201 38L200 35L197 36V38H198ZM213 37L211 36V38H213ZM10 38H11V37H10ZM10 38H9V39H10ZM65 38H66V37H64V39H65ZM83 38H84V37H83ZM85 38H86V37H85ZM171 38H173V40L177 39L176 37H171ZM171 38H169L170 40L168 39V40L170 41V43H172V42H171ZM174 38H175V39H174ZM193 38H189V40L192 39V41H194ZM199 38H198V39H199ZM203 38H204V37H203ZM228 38H229V37H228ZM255 38H256V36H255ZM259 38H260V37H259ZM33 39L36 40L35 38H33ZM44 39H45V38H44ZM49 39H50V37H49ZM51 39H52V38H51ZM54 39H56V38L54 37ZM73 39H74V38H73ZM106 39H107V38H106ZM114 39H115V38H114ZM132 39H133V37H132ZM134 39H135V38H134ZM183 39H184V38H183ZM187 39H188V38H187ZM195 39H196V38H195ZM219 39H220V38H219ZM238 39H239V38H238ZM238 39H237V40H238ZM257 39H258V38H257ZM262 39H263V38H262ZM39 40H40V36H39ZM80 40H81V39H80ZM108 40H109V38H108ZM111 40H112V39H111ZM138 40H139V39H138ZM163 40H165V41L167 42V40H166L165 38H164ZM181 40H182V39H181ZM202 40H203V39H202ZM208 40H209V38H208ZM231 40H232V39H231ZM36 41H37V40H36ZM40 41H41V40H40ZM65 41H66V40H65ZM76 41H78V40L76 39ZM177 41H178V39L175 40V41H173V44H174L175 42H176V43H175L174 46H173V44H172V47H175V46H178V48L180 47L179 45H176V44H178ZM182 41H183V40H182ZM213 41H214V40H213ZM232 41H233V40H232ZM251 41H252V39H251ZM263 41H264V40H263ZM41 42H42V41H41ZM44 42H45V41H44ZM46 42H47V41H46ZM78 42H79V41H78ZM152 42H153V41H152ZM166 42H165V43H166ZM195 42H196V41H195ZM201 42H202V41H201ZM230 42H231V41H230ZM252 42H253V41H252ZM37 43H38V42H37ZM47 43H48V42H47ZM74 43H76V42H74ZM106 43H108V42H106ZM131 43H132V42H131ZM136 43H137V42H136ZM155 43H156V42H155ZM161 43H162V42H161ZM163 43H164V42H163ZM181 43H182V42H181ZM181 43H180V44H181ZM184 43H185V42H184ZM184 43H183V45H184ZM216 43H217V42H216ZM256 43H257V42H256ZM42 44H43V43H42ZM64 44H65V43H64ZM159 44H160V43H159ZM167 44H169V43H167ZM187 44H188V43H187ZM190 44H192V43L190 42ZM190 44H188V45H190ZM230 44H231V43H230ZM258 44H259V43H258ZM65 45H66V47H67V41H66V44H65ZM70 45H71V43H70ZM72 45H73V44H72ZM102 45H103V44H102ZM126 45H128V44H126ZM140 45H141V44H140ZM165 45H166V44H165ZM188 45H187V46H188ZM192 45H193V46H191V45H190V46L193 48V47H194V44H192ZM220 45H221V44H220ZM235 45H236V44H235ZM239 45H240V43H239ZM255 45H256V44H255ZM260 45H261V43H260ZM40 46H41V45H40ZM40 46H39V47H40ZM47 46H48V45H47ZM73 46H74V45H73ZM132 46L135 47L133 44H132ZM160 46H163V44H161ZM160 46H159V48H160ZM167 46H168V45H166L164 48L166 49ZM197 46H198V45H197ZM197 46H196V47H197ZM225 46H226V45H225ZM83 47H84V46H83ZM85 47H86V46H85ZM138 47H139V46H138ZM151 47H152V46H151ZM181 47H182V46H181ZM181 47H180V48H181ZM198 47H199V46H198ZM215 47H216V46H215ZM227 47H228V46H227ZM254 47H255V46H254ZM259 47H260V46H259ZM41 48H42V47H41ZM67 48H68V47H67ZM70 48H71V47H70ZM97 48H98V47H97ZM161 48H162V47H161ZM168 48L171 49V45H170ZM168 48H167V49H168ZM175 48H176V47H175ZM175 48H173V52H175V50L178 49V48H177V49H175ZM180 48H179V49H180ZM183 48H184V47H183ZM183 48H182V49H183ZM188 48H189V50H187V48H185V50H187L186 52H188V53H193V54H194L193 51H195V50L197 51V48H196L195 50H193V51H190L191 48H190L189 46H188ZM228 48H229V47H228ZM238 48H239V47H238ZM260 48H261V47H260ZM45 49H46V48H45ZM56 49H57V47H56ZM61 49H62V48H61ZM85 49H86V48H85ZM133 49H134V48H133ZM165 49H164V51H163V50H162V51L165 52V51L167 50V49H166V50H165ZM170 49H168V51H169ZM179 49H178V50H179ZM193 49H194V48H193ZM221 49H222V46H221ZM221 49H219V50H221ZM35 50H36V49H35ZM35 50H34V51H35ZM53 50H54V49H53ZM63 50H64V49H63ZM66 50H67V49H66ZM66 50H65V51H66ZM68 50H69V49H68ZM70 50H71V49H70ZM81 50H82V49H81ZM102 50H103V49H102ZM136 50H137V49H136ZM225 50H227V49L225 48ZM225 50H224V51H225ZM250 50H251V49H250ZM254 50H255V48H254ZM256 50H258V49H256ZM37 51H38V49H37ZM39 51H40V50H39ZM46 51H47V50H46ZM46 51H45V52H46ZM54 51H55V50H54ZM54 51H53V52H54ZM58 51H59V50H58ZM78 51H79V50H78ZM104 51H105V50H104ZM111 51H112V50H111ZM127 51H128V50H127ZM129 51H130V48H129ZM133 51H135V50H133ZM148 51H149V49H148ZM159 51H161V50H158V51H157V54H158ZM171 51H172V50L169 51V54H170ZM189 51H190V52H189ZM204 51H205V50H204ZM217 51H218V50H217ZM252 51H253V50H252ZM259 51H260V50H259ZM47 52H48V51H47ZM51 52H52V51H51ZM66 52H67V51H66ZM82 52H83V51H82ZM108 52H110V50H109ZM153 52H154V50H153ZM202 52H203V51H202ZM235 52H236V51H235ZM239 52H240V51H239ZM239 52H238V53H239ZM249 52H250V51H249ZM36 53H37V52H36ZM48 53H49V52H48ZM60 53H61V52H60ZM60 53H59V54H60ZM74 53H75V52H74ZM120 53H121V52H120ZM124 53H125V52H124ZM160 53H161V52H160ZM160 53H159V54H160ZM165 53H166V54H164V55H167V51H166ZM179 53H180V52H179ZM179 53H178V54H179ZM246 53H247V51H246ZM246 53H245V54H246ZM37 54H39V52H38ZM41 54H42V53H41ZM55 54H56V53H55ZM75 54H76V53H75ZM125 54H126V53H125ZM125 54H124V55H125ZM128 54H129V53H128ZM130 54H131V53H130ZM142 54H143V53H142ZM173 54H174V53L171 52L170 55H173ZM178 54H177V56H178ZM184 54H186V53H183V56H184ZM202 54H203V53H202ZM235 54H236V53H235ZM12 55H13V54H12ZM33 55H34V53H33ZM73 55H74V54H73ZM132 55H133V53H132ZM134 55H135V54H134ZM170 55H169V60L173 59V58H171L172 56H170ZM248 55H249V54H248ZM31 56H32V55H31ZM38 56H39V55H38ZM49 56H50V55H49ZM86 56H87V55H86ZM86 56H85V57H86ZM95 56H96V55H95ZM98 56H99V55H98ZM144 56H145V55H144ZM147 56H148V55H147ZM149 56H150V55H149ZM154 56H155V54H154ZM162 56H163V55H162ZM173 56H176V54L173 55ZM177 56H176L175 60L177 59ZM186 56L188 57V58H187L188 60H185V62L187 63V61H189L190 58H189V55L186 54L185 57H186ZM190 56H191V54H190ZM233 56H234V55H233ZM51 57H52V56H51ZM68 57H69V56H68ZM82 57H83V56H82ZM114 57H115V56H114ZM131 57H132V56H131ZM159 57H160V56H159ZM185 57H183V58H185ZM199 57H200V56H199ZM205 57H207V55H205ZM217 57H218V56H217ZM219 57H221V56H219ZM219 57H218V58H219ZM63 58H64V57H63ZM98 58H99V57H98ZM116 58H117V57H116ZM119 58H120V56H119ZM144 58H145V57H144ZM152 58H153V57H152ZM164 58H167V59H168V57H166V56H165ZM170 58H171V59H170ZM191 58H192V57H191ZM193 58H194V57H193ZM4 59H7V58H4ZM46 59H47V58H46ZM110 59H112V58H110ZM114 59H115V58H114ZM125 59H127V58H125ZM137 59H138V58H137ZM185 59H186V58H185ZM207 59H208V58H207ZM86 60H87V59H86ZM112 60H113V59H112ZM121 60H122V59H121ZM121 60H120V61H121ZM157 60H158V59H157ZM175 60H174V61H175ZM190 60H191V59H190ZM193 60H194V59H193ZM238 60H240V59H238ZM3 61L6 62V60H3ZM42 61H43V60H42ZM48 61H49V60H48ZM94 61H96V60H94ZM107 61H108V60H107ZM135 61H136V60H134V62H135ZM165 61L167 62V60H165ZM171 61H173V60H171ZM174 61H173V62H174ZM77 62H78V61H77ZM90 62H91V61H90ZM96 62H97V61H96ZM104 62H105V61H104ZM134 62H133V63H134ZM137 62H138V61H137ZM151 62H152V61H151ZM169 62H170V61H169ZM190 62L193 63V61H190ZM203 62H204V61H203ZM232 62H233V61H232ZM235 62H236V60H235ZM2 63H3V62H2ZM92 63H93V62H92ZM115 63H116V62H115ZM122 63H123V62H122ZM156 63H157V62H156ZM170 63H172V62H170ZM180 63H181V62H180ZM195 63H196V62H195ZM221 63H222V62H221ZM46 64H47V63H46ZM104 64H105V63H104ZM124 64H125V62H124ZM181 64H183V63H181ZM193 64H194V63H193ZM43 65H44V64H43ZM63 65H64V64H63ZM78 65H79V64H78ZM87 65H88V64H87ZM94 65H95V62H94ZM117 65H118V63H117ZM117 65H115V66H117ZM122 65H123V64H122ZM131 65H132V64H131ZM156 65H157V64H156ZM156 65H155V66H156ZM162 65H163V63H162ZM185 65H186V64H185ZM188 65H190L189 62H188ZM36 66H37V65H36ZM38 66H39V65H38ZM82 66H83V64H82ZM85 66H86V65H85ZM88 66H89V65H88ZM106 66H107V65H106ZM149 66H150V65H149ZM180 66H182V65H180ZM190 66H191V65H190ZM57 67H58V66H57ZM76 67H77V66H76ZM79 67H80V65H79ZM136 67H137V66H136ZM161 67H162V66H161ZM161 67H160V68H161ZM168 67H169V66H168ZM175 67H176V66H175ZM175 67H174V68H175ZM208 67H209V65H208ZM213 67H214V66H213ZM73 68H74V66H73ZM109 68H110V67H109ZM113 68H114V67H113ZM115 68H116V67H115ZM118 68H119V66H118ZM144 68H145V67H144ZM169 68H170V67H169ZM179 68H181V67H179ZM179 68H178V69H179ZM183 68H184V67H183ZM40 69H41V68H40ZM51 69H52V68H51ZM76 69H77V68H76ZM76 69H75V70H76ZM92 69H93V68H92ZM146 69H148V68H146ZM146 69H145V70H146ZM164 69H167V67L164 68ZM172 69H173V68H172ZM176 69H177V68H176ZM178 69H177V70H178ZM181 69H182V68H181ZM37 70H38V69H37ZM99 70L101 71V68H100ZM99 70H98V71H99ZM114 70H115V69H114ZM54 71H55V70H54ZM57 71H58V70H57ZM104 71H105V70H104ZM110 71H111V70H110ZM117 71H118V70H117ZM120 71H121V70H120ZM146 71H147V70H146ZM174 71H175V70H174ZM244 71H245V70H244ZM246 71H247V70H246ZM34 72H35V71H34ZM38 72H39V71H38ZM61 72H62V71H61ZM113 72H114V71H113ZM164 72H165V71H164ZM176 72H177V71H176ZM240 72H241V71H240ZM26 73H27V72H26ZM31 73H32V71H31ZM36 73H37V72H36ZM47 73H48V72H47ZM49 73H50V72H49ZM62 73H63V72H62ZM64 73H65V72H64ZM74 73H75V72H74ZM85 73H86V72H85ZM85 73H84V74H85ZM93 73H95V72H93ZM96 73H97V72H96ZM101 73H102V71L100 72V74H101ZM121 73H122V71H121ZM137 73H138V72H137ZM165 73H166V72H165ZM250 73H251V71H250ZM69 74H70V73H69ZM69 74H68V76H69ZM97 74H98V73H97ZM100 74H99V75H100ZM142 74H143V73H142ZM166 74H167V73H166ZM168 74H169V73H168ZM37 75H38V74H37ZM62 75H63V74H62ZM66 75H67V74H66ZM72 75H73V74H72ZM79 75H80V74H79ZM102 75H103V73L101 74V76H102ZM114 75H115V74H114ZM237 75H238V74H237ZM5 76H6V75H5ZM68 76H67V77H68ZM107 76H108V75H107ZM107 76H106V77H107ZM156 76H157V75H156ZM156 76H155V77H156ZM231 76H232V75H231ZM40 77H41V76H40ZM54 77H55V76H54ZM60 77H61V76H60ZM64 77H65V75H64ZM91 77H92V76H91ZM106 77H105V78H106ZM151 77H152V76H151ZM155 77H154V78H155ZM13 78H14V77H13ZM51 78H52V77H51ZM51 78H50V79H51ZM68 78H69V77H68ZM99 78H100V77H99ZM103 78H104V77H103ZM107 78H108V77H107ZM109 78H110V77H109ZM160 78H161V77H160ZM199 78H200V77H199ZM260 78H261V77H260ZM3 79H4V78H3ZM7 79H8V78H7ZM30 79H31V78H30ZM76 79H77V78H76ZM93 79H94V77H93ZM112 79H113V78H112ZM133 79H134V78H133ZM152 79H153V78H152ZM157 79H158V76H157ZM157 79H156V80H157ZM203 79H204V78H203ZM25 80H26V79H25ZM39 80H40V79H39ZM73 80H74V78H73ZM82 80H83V79H82ZM95 80H96V79H95ZM98 80H99V79H98ZM101 80H102V79H101ZM31 81H32V80H31ZM33 81H34V80H33ZM59 81H61V80H58V82H59ZM78 81H79V79H78ZM96 81H97V80H96ZM114 81H115V80H114ZM130 81H131V80H130ZM145 81H146V80H145ZM148 81H150V80H148ZM198 81H199V80H198ZM201 81H202V80H201ZM52 82H53V81H52V79H51V84H52ZM55 82H57V81L55 80ZM62 82H64V81H62ZM82 82H83V81H82ZM208 82H209V81H208ZM68 83H69V82H68ZM75 83H76V82H75ZM93 83H94V82H93ZM101 83H102V82H101ZM104 83H106V81H105ZM127 83H128V82H127ZM196 83H197V82H196ZM206 83H207V82H206ZM206 83L204 82V83H201V84L204 85V84H206ZM47 84H48V83H47ZM51 84H50V86H52ZM55 84H56V83H55ZM79 84H80V82H79ZM99 84H100V83H99ZM106 84H107V83H106ZM148 84H149V83H148ZM148 84H146V85H148ZM191 84H193V83H191ZM197 84H198V83H197ZM251 84H252V83H251ZM45 85H46V84H45ZM53 85H54V84H53ZM59 85H60V84H59ZM68 85H69V84H68ZM70 85H71V84H70ZM95 85H96V84H95ZM102 85H103V84H102ZM111 85H112V84H111ZM119 85H120V84H119ZM159 85H160V84H159ZM194 85H195V83H194ZM40 86H42V85H40ZM43 86H44V82H43ZM46 86H47V85H46ZM60 86H61V85H60ZM62 86H63V85H62ZM75 86H76V85H75ZM78 86H79V85H78ZM96 86H97V85H96ZM106 86H107V85H106ZM140 86H141V84H140ZM182 86H183V85H182ZM190 86H192V85H190ZM7 87H8V86H7ZM71 87H72V86H71ZM108 87H109V86H108ZM111 87H112V86H111ZM115 87H116V85H115ZM248 87H249V86H248ZM55 88H56V87H55ZM74 88H75V87H74ZM76 88H77V87H76ZM83 88H84V86H83ZM95 88H96V87H95ZM124 88H125V87H124ZM138 88H140V87H138ZM179 88H180V87H179ZM197 88H198V87H197ZM235 88H236V87H235ZM5 89H6V88H5ZM36 89H37V88H36ZM45 89H46V88H45ZM57 89H58V88H57ZM60 89H61V88H60ZM63 89H64V88H63ZM101 89H102V88H101ZM116 89H117V88H116ZM15 90H16V89H15ZM38 90H39V89H38ZM42 90H43V89H42ZM53 90H54V89H53ZM66 90H67V89H66ZM71 90H72V89H71ZM96 90H99V89H96ZM108 90H110V89H108ZM167 90H168V89H167ZM172 90H173V89H172ZM172 90H171V91H172ZM174 90H175V89H174ZM185 90H186V87H185ZM198 90H199V89H198ZM50 91H51V89H50ZM62 91H63V90H62ZM69 91H70V90H69ZM94 91H95V90H94ZM113 91H114V90H113ZM179 91H180V90H179ZM16 92H17V91H16ZM53 92H54V91H52V94H53ZM58 92H59V91H58ZM99 92H100V91H99ZM158 92H159V91H158ZM165 92H166V91H165ZM187 92H188V91H187ZM12 93H13V92H12ZM14 93H15V92H14ZM21 93H22V92H21ZM44 93H45V92H44ZM48 93H49V90H48ZM55 93H56V92H55ZM55 93H54V94H55ZM60 93H61V92H60ZM80 93H81V92H80ZM149 93H151V92H149ZM163 93H164V92H163ZM229 93H230V92H229ZM0 94H1V93H0ZM56 94H57V93H56ZM82 94H83V93H82ZM82 94H81V95H82ZM86 94H87V93H86ZM86 94H85V95H86ZM95 94H96V93H95ZM146 94L148 95V93H146ZM154 94H155V91H154ZM154 94H153V95H154ZM156 94H157V93H156ZM158 94H160V93H158ZM161 94H162V93H161ZM164 94H165V93H164ZM173 94H174V93H173ZM3 95H4V94H3ZM30 95H31V94H30ZM50 95H51V94H50ZM71 95H72V92H71ZM79 95H80V94H79ZM79 95L77 94V96H79ZM83 95H84V94H83ZM85 95H84V96H85ZM87 95H88V94H87ZM97 95H98V94H97ZM182 95H183V94H182ZM195 95H196V94H195ZM195 95H194V97H195ZM51 96L53 97L54 95H51ZM58 96H59V95H58ZM66 96H67V95H66ZM192 96H193V95H192ZM218 96H219V95H218ZM14 97H15V94H14ZM59 97H60V96H59ZM61 97H62V96H61ZM63 97H64V95H63ZM153 97H154V96H153ZM216 97H217V96H216ZM15 98H16V97H15ZM30 98H31V96H30ZM40 98H41V97H40ZM74 98H75V97H74ZM96 98H97V97H96ZM133 98H134V97H133ZM156 98H157V97H156ZM213 98H214V97H213ZM69 99H72V98L69 97ZM85 99H86V98H85ZM94 99H95V98H94ZM186 99H187V98H186ZM15 100H17V99H15ZM22 100H23V98H22ZM24 100H25V99H24ZM40 100H41V99H40ZM43 100H44V99H43ZM45 100H46V98H45ZM48 100H49V99H48ZM57 100H58V99H57ZM67 100H68V99H67ZM72 100L74 101V99H72ZM79 100H80V99H79ZM79 100H78V101H79ZM133 100H134V99H133ZM141 100H142V99H141ZM145 100H146V99H145ZM163 100H164V99H163ZM171 100H172V99H171ZM214 100H215V99H214ZM19 101H20V100H19ZM27 101H28V100H27ZM29 101H30V100H29ZM29 101H28V102H29ZM62 101H63V103H65V102H64L65 100H62ZM73 101L70 102V100H69V103H72ZM149 101H150V100H149ZM157 101H159V100H157ZM157 101H155V102H157ZM25 102H26V101H25ZM58 102H59V101H58ZM58 102H56V103H58ZM76 102H77V101H76ZM85 102H86V100H85ZM92 102H93V101H92ZM95 102H96V101H95ZM132 102H133V101H132ZM145 102H146V101H145ZM151 102H152V101H151ZM160 102H161V101H160ZM202 102H203V100H202ZM206 102H207V101H206ZM212 102H213V101H212ZM256 102H257V101H256ZM26 103H27V102H26ZM26 103H25V104H26ZM78 103H79V102H78ZM138 103H139V102H138ZM200 103H201V102H200ZM200 103H199V104H200ZM203 103H204V102H203ZM74 104H75V103H74ZM81 104H82V103H81ZM139 104H140V103H139ZM172 104H173V103H172ZM174 104H175V103H174ZM196 104H197V103H196ZM199 104H198V105H199ZM254 104H255V103H254ZM261 104H262V103H261ZM26 105H27V104H26ZM52 105H53V104H52ZM54 105H55V104H54ZM65 105H66V104H65ZM65 105H63V106H65ZM125 105H126V104H125ZM202 105H203V104H202ZM252 105H253V104H251V106H252ZM257 105H258V104H257ZM143 106H144V105H143ZM207 106H209V104H208ZM258 106H259V105H258ZM0 107H1V106H0ZM48 107H49V106H48ZM69 107H70V106H69ZM72 107H73V106H72ZM74 107H75V106H74ZM131 107H132V106H131ZM135 107H136V106H135ZM135 107H134V108H135ZM137 107H138V106H137ZM139 107H140V106H139ZM145 107H146V106H145ZM170 107H171V106H170ZM174 107H175V106H174ZM185 107H186V106H185ZM190 107H191V106H190ZM200 107H201V106H200ZM204 107H205V106H204ZM254 107H255V106H254ZM51 108H52V107H51ZM56 108H58V107H55L54 109H56ZM134 108H133V109H134ZM155 108H156V107H155ZM161 108H162V107H161ZM263 108H264V107H263ZM19 109H20V108H19ZM41 109H42V108H41ZM52 109H53V108H52ZM71 109H72V108H71ZM80 109H81V108H80ZM152 109H154V108H152ZM162 109H163V108H162ZM184 109L186 110V108H184ZM197 109H198V108H197ZM8 110H11V109H8ZM69 110H70V109H69ZM75 110H76V109H75ZM125 110H126V109H125ZM127 110H128V109H127ZM140 110H141V109H140ZM177 110H179V109H177ZM185 110H184V111H185ZM205 110H206V109H205ZM26 111H27V110H26ZM39 111H40V108H39ZM43 111H44V110H43ZM53 111H54V110H53ZM57 111H58V110H57ZM181 111H182V110H181ZM181 111H179V112L181 113ZM199 111H200V110H199ZM23 112H24V111H23ZM31 112H32V111H31ZM60 112H61V111H60ZM60 112H58V114H59ZM130 112H132V110H131ZM166 112H167V111H165V114H166ZM186 112H187V110H186ZM188 112H189V113H188ZM188 112H187L188 114H191V113H190V110H189ZM200 112H201V111H200ZM209 112H210V111H209ZM213 112H214V111H213ZM243 112H244V111H243ZM32 113H33V112H32ZM48 113H49V112H48ZM112 113H113V112H112ZM121 113H122V112H121ZM121 113H120V114H121ZM157 113H158V112H157ZM162 113H164V112L162 111ZM182 113H183V111H182ZM187 113H186V114H187ZM194 113H195V112H194ZM201 113H202V112H201ZM205 113H206V112H205ZM240 113H241V112H240ZM24 114H25V113H24ZM24 114H22V115H24ZM43 114H44V112H43ZM43 114H41V115H43ZM46 114H47V113H46ZM61 114H62V113H61ZM120 114H119V115H120ZM122 114H123V113H122ZM125 114H126V113H125ZM134 114H135V113H134ZM150 114H151V113H150ZM170 114H171V113H170ZM211 114H212V113H211ZM248 114H249V113H248ZM22 115H21V116H22ZM48 115H49V114H48ZM52 115H53V113H52ZM56 115H57V114H56ZM132 115H133V114H132ZM162 115H163V114H162ZM192 115H193V114H192ZM241 115H242V114H241ZM246 115H247V114H246ZM19 116H20V115H19ZM19 116H18V117H19ZM21 116H20V117H21ZM24 116H25V115H24ZM50 116H51V115H50ZM160 116H161V115H160ZM160 116H159V117H160ZM163 116H165V115H163ZM171 116H172V115H171ZM171 116H169V118H170ZM182 116H183V114H182ZM205 116H207V115H205ZM247 116H248V115H247ZM14 117H15V116H14ZM20 117H19V119H20ZM40 117H41V116H40ZM46 117H47V116H46ZM48 117H49V116H48ZM48 117H47V118H48ZM120 117H121V116H120ZM152 117H153V118H152L151 120L154 121L155 118H154V116H152ZM174 117H176V114H175ZM174 117H173V118H174ZM187 117H188V116H187ZM192 117H193V116H192ZM212 117H213V116H212ZM215 117H217V116H215ZM222 117H223V116H222ZM256 117H257V116H256ZM25 118H26V117H25ZM50 118H51V117H50ZM75 118H77V117H75ZM75 118H74V119H75ZM133 118H134V117H133ZM193 118H194V117H193ZM198 118H199V117H198ZM206 118H207V117H206ZM208 118H209V117H208ZM217 118H218V117H217ZM242 118H243V117H242ZM247 118H248V117H247ZM262 118H263V117H262ZM22 119H23V116H22ZM34 119H35V118H34ZM37 119H38V118H37ZM48 119H49V118H48ZM69 119H70V118H69ZM72 119H73V118H72ZM72 119H71V120H72ZM144 119H145V118H144ZM156 119H157V118H156ZM167 119H168V118H167ZM200 119H201V118H200ZM259 119H261V118H259ZM12 120H13V119H12ZM12 120H11V121H12ZM27 120H28V119H27ZM41 120H42V119H41ZM75 120H76V119H75ZM77 120H78V119H77ZM148 120H150V119H148ZM163 120H164V119H163ZM174 120H175V119H174ZM174 120H173V121H174ZM193 120H194V119H193ZM193 120H192V121H193ZM235 120H236V119H235ZM246 120H247V119H246ZM249 120H252V119H249ZM263 120H264V119H263ZM6 121H7V120H6ZM17 121H18V120H17ZM29 121L31 122V120H29ZM29 121H28V122H29ZM38 121H39V120H38ZM102 121H103V120H102ZM146 121H147V120H145L144 122H146ZM168 121H170V120H168ZM168 121H167V122H168ZM185 121H186V120H185ZM197 121H198V120H197ZM199 121H200V120H199ZM21 122H22V121H21ZM67 122H68V121H67ZM74 122H75V121H74ZM77 122H79V121H77ZM98 122H99V121H98ZM124 122H125V121H124ZM148 122H150V121H148ZM257 122H259V121H257ZM257 122H256V123H257ZM260 122H261V121H260ZM7 123H8V122H7ZM18 123H19V122H18ZM18 123H17L16 125H18ZM108 123H109V122H108ZM136 123H137V122H136ZM162 123H163V122H162ZM164 123H165V122H164ZM192 123H193V122H192ZM213 123H214V121H213ZM239 123H240V122H239ZM247 123H248V122H247ZM263 123H264V122H262V124H263ZM1 124H2V123H1ZM26 124H27V123H26ZM28 124H30V123H28ZM158 124H159V123H158ZM167 124H168V123H167ZM190 124H191V123H190ZM251 124H252V123H251ZM12 125H13V124H12ZM39 125H40V124H39ZM108 125H109V124H108ZM127 125H128V124H127ZM175 125H176V124H175ZM175 125H174V128H175ZM182 125H183V124H182ZM192 125H193V124H192ZM202 125H203V124H202ZM227 125H228V124H227ZM0 126H1V125H0ZM4 126H5V125H4ZM33 126H34V125H33ZM81 126H82V125H81ZM217 126H218V125H217ZM261 126H262V125H261ZM261 126H260V127H261ZM2 127H3V126H2ZM9 127H10V125H9ZM93 127H94V126H93ZM123 127H124V126H123ZM131 127H134V126L131 125ZM135 127H136V126H135ZM135 127H134V128H135ZM199 127H200V126H199ZM224 127H225V126H224ZM234 127H235V126H234ZM11 128H12V127H11ZM146 128H147V127H146ZM178 128H179V127H178ZM188 128H189V127H188ZM200 128H201V127H200ZM209 128H210V127H209ZM232 128H233V127H232ZM245 128H246V127H245ZM8 129H9V128H8ZM28 129H29V128H28ZM96 129H97V128H96ZM136 129H137V128H136ZM140 129H141V128H140ZM153 129H155V128H153ZM157 129H158V128H156V130H157ZM194 129H195V128H194ZM243 129H244V128H243ZM29 130H30V129H29ZM31 130H32V129H31ZM31 130H30V131H31ZM124 130H125V128H124ZM128 130H130V129H128ZM133 130H134V129H133ZM166 130H167V129H166ZM189 130H190V129H189ZM199 130H200V129H199ZM215 130H216V129H215ZM218 130H219V129H218ZM236 130H237V129H236ZM263 130H264V129H263ZM27 131H28V130H27ZM141 131H142V129H141ZM153 131H155V130H153ZM176 131H177V130H176ZM187 131H188V129H187ZM202 131H203V130H202ZM79 132H80V131H79ZM109 132H110V131H109ZM123 132H124V131H123ZM127 132H128V131H127ZM129 132H130V131H129ZM136 132H137V131H136ZM143 132H144V130H143ZM158 132H159V131H158ZM174 132H175V131H174ZM206 132H207V131H206ZM209 132H210V131H209ZM212 132H213V129H212ZM237 132H238V131H237ZM1 133L4 134L5 132H4V133L1 132ZM24 133H25V132H24ZM120 133H121V132H120ZM179 133H180V131H179ZM187 133H188V132H187ZM192 133H193V132H192ZM229 133H230V132H229ZM249 133H250V132H249ZM63 134H64V133H63ZM65 134H67V133L65 132ZM78 134H79V133H78ZM126 134H127V133H126ZM126 134H125V135H126ZM128 134H129V133H128ZM132 134H133V133H132ZM132 134H130V136H131ZM134 134H135V133H134ZM134 134H133V135H134ZM139 134H140V132H139ZM159 134H160V133H159ZM159 134L156 135V136H159ZM165 134H166V132H165ZM167 134H168V133H167ZM205 134H206V133H205ZM239 134H240V133H239ZM121 135H122V134H121ZM136 135H137V134H136ZM140 135H141V134H140ZM140 135H139V138H140ZM151 135H153V134H151ZM213 135H214V134H213ZM63 136H64V135H62V137H63ZM77 136H78V135H77ZM164 136H165V135H164ZM190 136H191V135H190ZM196 136H198V135H196ZM207 136H208V135H207ZM215 136H216V135H215ZM261 136H262V135H261ZM0 137H1V136H0ZM71 137H72V136H71ZM71 137H70V138H71ZM81 137H82V136H81ZM81 137H80V138H81ZM153 137H154V136H153ZM178 137H180V136H178ZM188 137H189V136H188ZM239 137H240V136H239ZM21 138H22V137H21ZM131 138H133V137L131 136ZM139 138H137V140H138ZM143 138H144V137H143ZM204 138H205V137H204ZM261 138H262V137H261ZM145 139H146V138H145ZM180 139H181V138H180ZM200 139H201V138H200ZM224 139H225V138H224ZM227 139H228V138H227ZM231 139H232V138H231ZM60 140H61V139H60ZM82 140H83V139H82ZM100 140H101V139H100ZM139 140H140V139H139ZM173 140H174V139H173ZM207 140H208V139H206V141H207ZM213 140H214V139H213ZM233 140H234V139H233ZM87 141H88V140H87ZM149 141H150V140H149ZM167 141H168V140H167ZM178 141H179V140H178ZM222 141H223V140H222ZM254 141H255V140H254ZM85 142H86V141H85ZM92 142H94V141H92ZM126 142H127V141H126ZM129 142H130V141H129ZM129 142H128V143H129ZM133 142H134V141H133ZM137 142H138V141H137ZM151 142H152V141H151ZM171 142H172V141H171ZM203 142H204V141H203ZM233 142H234V141H233ZM250 142H251V141H250ZM147 143H148V142H147ZM191 143H192V142H191ZM196 143H197V142H196ZM214 143H215V142H214ZM217 143H218V142H217ZM228 143H229V141H228ZM251 143H252V142H251ZM262 143H263V142H262ZM60 144H61V143H60ZM79 144H80V143H79ZM93 144H94V143H93ZM182 144H185V143H182ZM203 144H205V143H203ZM231 144H232V143H231ZM256 144H257V143H256ZM263 144H264V143H263ZM91 145H92V144H91ZM91 145H90V146H91ZM137 145H138V144H137ZM165 145H166V143H165ZM168 145H169V144H168ZM179 145H180V143H179ZM186 145H187V144H186ZM188 145H190V144H188ZM194 145H195V144H194ZM198 145H199V144H198ZM209 145H210V143H209ZM223 145H224V144H223ZM247 145H249V144L247 143ZM257 145H258V144H257ZM257 145H256V146H257ZM9 146H10V145H9ZM139 146H140V145H139ZM139 146H136V147L139 148ZM162 146H163V145H162ZM166 146H167V145H166ZM192 146H193V145H192ZM214 146H215V145H214ZM217 146H219V145H217ZM221 146H222V145H221ZM221 146H219V147H221ZM228 146H229V145H228ZM230 146H231V145H230ZM243 146H244V145H243ZM253 146H254V145H253ZM82 147H83V145H82ZM124 147H125V145H124ZM126 147H127V146H126ZM126 147H125V148H126ZM128 147H129V146H128ZM133 147H134V145H133ZM133 147H131V148L133 149ZM154 147H155V146H154ZM171 147H173V146H171ZM178 147H179V146H178ZM260 147H261V146H260ZM79 148H80V147H79ZM131 148H130V149H131ZM140 148H141V147H140ZM168 148H170V147H168ZM186 148H187V147H186ZM205 148H206V147H205ZM230 148H231V147H230ZM235 148H237V147H235ZM244 148H245V147H244ZM7 149H8V148H7ZM126 149H128V148H126ZM163 149H164V148H163ZM178 149H179V148H178ZM192 149H193V148H192ZM203 149H204V148H203ZM222 149H223V146H222ZM222 149H221V150H222ZM254 149H255V148H253V150H254ZM262 149H263V148H262ZM65 150H66V149H65ZM136 150H137V149H136ZM140 150H141V149H140ZM149 150H151V149H149ZM180 150H181V149H180ZM180 150H179V151H180ZM233 150H234V149H233ZM62 151H63V150H62ZM73 151H74V150H73ZM80 151H81V150H80ZM127 151H128V150H127ZM155 151H156V150H155ZM188 151L191 152V150H188ZM203 151H206V150H203ZM203 151H202V152H203ZM228 151H229V150H228ZM231 151H232V150H231ZM237 151H238V150H237ZM85 152H86V151H85ZM128 152H129V151H128ZM153 152H154V151H153ZM173 152H174V150H173ZM190 152H189V153H190ZM192 152H193V151H192ZM196 152H197V151H196ZM215 152H216V151H215ZM215 152H214V153H215ZM129 153H131V152H129ZM143 153H144V152H143ZM159 153H160V152H159ZM162 153H163V152H162ZM171 153H172V152H171ZM175 153H176V152H175ZM197 153H198V152H197ZM199 153H200V152H199ZM210 153H211V152H210ZM230 153H231V152H230ZM230 153H229V154H230ZM253 153H254V152H253ZM253 153H252V154H253ZM135 154H136V153H135ZM149 154H150V153H149ZM154 154H155V153H154ZM160 154H161V153H160ZM160 154H159V155H160ZM165 154H167V153H165ZM165 154H164V155H165ZM173 154H174V153H173ZM176 154H177V153H176ZM178 154H179V153H178ZM185 154H186V153H185ZM191 154H192V153H191ZM191 154H190V155H191ZM193 154H194V152H193ZM195 154H196V153H195ZM204 154H206V153H204ZM232 154H233V153H231V155H232ZM156 155H158V154H156ZM183 155H184V154H183ZM201 155H202V154H201ZM206 155H207V154H206ZM225 155H226V154H225ZM249 155H250V154H249ZM262 155H263V153H262ZM132 156H133V155H132ZM136 156H137V155H136ZM148 156H149V155H148ZM152 156H153V155H152ZM174 156H175V155H174ZM181 156H182V154H181ZM196 156H198V155L196 154ZM199 156H200V155H199ZM247 156H248V155H247ZM80 157H81V156H80ZM142 157H143V155H142ZM155 157H156V156H155ZM205 157H207V156H205ZM224 157H225V156H224ZM232 157H233V156H232ZM237 157H238V156H237ZM244 157H245V156H244ZM263 157H264V156H263ZM129 158H131V157H129ZM146 158H147V157H146ZM152 158H153V157H152ZM156 158H157V157H156ZM163 158H165V157H163ZM172 158H173V157H172ZM172 158H171V161H174V160H172ZM184 158H185V157H184ZM197 158H198V157H197ZM235 158H236V157H235ZM240 158H241V157H240ZM257 158H258V155H257ZM75 159H76V158H75ZM134 159H136V158H134ZM142 159H143V158H142ZM154 159H155V158H154ZM161 159H162V158H161ZM173 159H174V158H173ZM180 159H181V157H180ZM227 159H228V157H227ZM138 160H139V159H138ZM149 160H150V157H149ZM151 160H152V162L154 161L153 159H151ZM151 160H150V161H151ZM155 160H156V159H155ZM159 160H160V158H159ZM182 160H183V159H182ZM196 160H197V159H196ZM210 160H211V159H210ZM223 160H224V159H223ZM228 160H229V159H228ZM239 160H241V159H239ZM239 160H238V161H239ZM245 160H246V159H245ZM156 161H157V160H156ZM156 161H155V162H156ZM160 161H161V160H160ZM167 161H168V160H167ZM188 161H189V160H188ZM188 161H187V162H188ZM193 161H194V159H193ZM203 161H204V160H203ZM253 161H254V159H253ZM78 162H79V161H78ZM80 162H81V161H80ZM152 162H151V163H152ZM157 162H158V161H157ZM157 162H156V164L159 165V163H157ZM177 162H178V161H176L175 164H176ZM180 162H181V161H180ZM194 162H195V161H194ZM200 162H201V161H200ZM208 162H209V161H208ZM221 162H222V161H221ZM245 162H246V161H245ZM255 162H256V161H255ZM76 163H77V162H76ZM88 163H89V162H88ZM144 163H145V162H144ZM147 163H148V164H147ZM149 163H150V162H147V161H146L145 164L149 165ZM167 163H168V162H167ZM188 163H189V162H188ZM213 163H214V162H213ZM261 163H262V162H261ZM77 164H78V163H77ZM135 164H136V163H135ZM153 164H154V162L152 163V165H153ZM186 164H187V163H186ZM195 164H196V163H195ZM223 164H224V163H223ZM234 164H235V163H234ZM254 164H255V163H254ZM147 165H146V166H147ZM172 165H173V164H172ZM187 165H188V164H187ZM190 165H191V164H190ZM201 165H202V164H201ZM201 165H200V166H201ZM237 165H238V164H237ZM259 165H260V164H259ZM32 166H33V165H32ZM135 166H136V165H135ZM143 166H144V165H142V167H143ZM150 166H151V165H150ZM150 166H149V167H150ZM153 166H154V165H153ZM153 166H151V168H152ZM159 166H160V165H159ZM173 166H174V165H173ZM192 166H193V164H192ZM197 166H198V165H197ZM200 166H199V167H200ZM218 166H219V165H218ZM255 166H256V165H255ZM261 166H262V164H261ZM263 166H264V165H263ZM33 167H35V166H33ZM33 167H32V168H33ZM70 167H71V166H70ZM113 167H114V166H113ZM113 167H111V168H113ZM115 167H116V166H115ZM154 167H155V166H154ZM154 167H153V168H154ZM169 167H170V166H169ZM204 167H205V166H204ZM210 167H211V166H210ZM108 168H109V167H108ZM144 168H145V167H144ZM151 168H149V169H151ZM157 168H158V167H157ZM173 168H174V167H173ZM181 168H182V167H181ZM213 168H214V167H213ZM219 168H220V167H219ZM16 169H17V168H16ZM71 169H72V168H71ZM81 169H82V168H81ZM139 169H140V168H139ZM161 169H162V168H161ZM168 169H169V168H168ZM177 169H178V168H177ZM235 169H236V168H235ZM235 169H234V170H235ZM248 169H250V168H247V170H248ZM253 169H254V168H253ZM263 169H264V167H263ZM27 170H29V169H27ZM137 170H138V169H137ZM141 170L144 171L143 168H142ZM145 170H146V168H145ZM154 170H155V169H154ZM164 170H165V168H164ZM170 170H171V169H170ZM181 170H182V169H181ZM184 170H185V169H184ZM226 170H227V168H226ZM236 170H237V169H236ZM236 170H235V171H236ZM243 170H244V169H243ZM256 170H257V169H256ZM36 171H37V170H36ZM80 171H81V170H80ZM135 171H136V170H135ZM151 171H152V170H151ZM159 171H160V170H159ZM162 171H163V169H162ZM237 171H241V172L243 173L242 169H241V170H237ZM244 171H245V170H244ZM250 171H252V170H250ZM259 171L261 172L262 170L259 169ZM22 172H23V171H22ZM25 172H26V171H25ZM111 172H112V170H111ZM130 172H131V171H130ZM141 172H142V171H141ZM147 172H148V171H147ZM147 172H146V174H147ZM156 172H157V170H156ZM165 172H166V171H165ZM197 172H198V171H197ZM201 172H202V171H201ZM208 172H209V171H208ZM210 172H211V171H210ZM214 172H215V171H214ZM219 172H222V171H219ZM230 172H231V173H234L233 171H230ZM248 172H249V171H248ZM252 172H254V171H252ZM255 172H256V171H255ZM255 172H254V173H255ZM257 172H258V170H257ZM257 172H256V173H257ZM9 173H10V172H9ZM36 173H38V172H36ZM46 173H47V172H46ZM51 173H52V172H51ZM60 173H61V172H60ZM126 173H127V172H126ZM128 173H129V172H128ZM128 173H127V174H128ZM137 173H140V171L137 172ZM148 173H149V172H148ZM169 173H170V172H169ZM176 173H177V172H176ZM176 173H175V174H176ZM178 173H179V172H178ZM190 173H191V172H190ZM211 173H212V172H211ZM211 173H210V175H211ZM227 173H229V172H227ZM236 173H237V172H236ZM244 173H245V172H244ZM256 173L253 174V173L250 172L249 174L256 175ZM261 173H262V172H261ZM5 174H6V173H5ZM32 174H33V173H32ZM34 174H35V173H34ZM44 174H45V173H43V176H42V177H44ZM47 174H48V173H47ZM160 174H162V173H160ZM165 174H166V173H165ZM173 174H174V173L172 172L171 175H173ZM182 174H183V173H181V175H182ZM194 174H195V173H194ZM214 174H215V173H214ZM214 174H212V175H214ZM229 174H230V173H229ZM246 174H247V171H246ZM259 174H260V173H259ZM259 174H258V175H259ZM262 174H263V173H262ZM45 175H46V174H45ZM167 175H168V174H167ZM171 175H170V176H171ZM183 175H185V174H183ZM183 175H182L181 177H183ZM186 175H188V174H186ZM186 175H185V176H186ZM190 175H191V174H190ZM199 175H201L200 172H199ZM199 175H196V176H199ZM205 175H206V173H205ZM210 175L208 174L207 176H210ZM222 175L225 176V175H227V174H226V172H225V175H224V174H222ZM230 175L232 176L233 174H230ZM230 175H229V176H230ZM237 175H238V174H237ZM239 175H240V173H239ZM239 175H238V176H239ZM242 175H243V174H242ZM253 175H252V176H253ZM258 175H257V176H258ZM38 176H39V175H38ZM48 176H49V175H48ZM50 176H51V175H50ZM137 176H138V175H137ZM148 176H149V175H148ZM150 176H151V175H150ZM154 176H155V174H154ZM156 176H157V175H156ZM165 176H166V175H165ZM170 176L168 175V177H170ZM175 176H176V175H175ZM177 176H180V175H177ZM177 176H176V177H177ZM188 176H189V175H188ZM188 176H187V177H188ZM191 176H192V175H191ZM191 176H190V177H191ZM193 176H194V175H193ZM214 176H215V175H214ZM214 176H213V177H214ZM223 176H222V178H223ZM229 176L227 175V176H226V179H222L221 177H219V178H221L222 181H223V180H227V179H228L227 177H229ZM249 176H250V175H249ZM252 176H250L249 178H252ZM260 176H261V175H260ZM7 177H8V176H7ZM7 177H6V178H7ZM33 177H36V176L33 175ZM82 177H83V176H82ZM129 177H130V176H129ZM131 177H132V176H131ZM131 177H130V178H131ZM135 177H136V176H135ZM138 177H139V176H138ZM160 177H161V176H159V178H160ZM190 177H189V178H190ZM199 177H200V176H199ZM201 177H203V175H202ZM211 177H212V176H210V177H208V178L211 179ZM213 177H212V178H213ZM215 177H217V176H215ZM215 177H214V178H215ZM232 177H233V176H232ZM234 177H235V176H234ZM242 177H243V176H242ZM245 177H246V176H245ZM255 177H256V176H255ZM124 178H125V176H124ZM141 178H142V177H141ZM163 178H165V177L163 176ZM178 178H180V177H178ZM178 178H177V180H179ZM184 178H185V177H184ZM204 178H205V177H204ZM208 178H206V180H209ZM217 178H218V177H217ZM237 178H238V177H237ZM239 178H240V177H239ZM239 178H238V179H239ZM253 178H254V177H253ZM253 178H252V179H253ZM257 178L259 179V176H258ZM57 179H58V178H57ZM125 179H126V178H125ZM136 179H137V178H136ZM147 179H148V178H147ZM172 179H173V178H172ZM172 179H170V180H172ZM174 179H175V178H174ZM181 179H183V178H181ZM195 179H196V178H195ZM221 179H220V180H221ZM233 179H234V178H233ZM247 179H248V178L246 177V180H247ZM262 179H264L263 176H262V178H261V180H260V183H261V181L264 182V180H262ZM42 180H43V179H42ZM60 180H61V179H60ZM129 180H130V179H129ZM132 180H133V179H132ZM132 180H131V181H132ZM154 180H155V179H154ZM167 180H168V178H167ZM186 180H187V179H186ZM188 180H189V179H188ZM190 180H191V179H190ZM196 180H197V179H196ZM199 180H200V179H199ZM201 180H203V179H201ZM228 180H229V179H228ZM253 180H254V179H253ZM32 181H33V180H32ZM61 181H62V180H61ZM63 181H64V180H63ZM108 181H109V179H108ZM111 181H112V180H111ZM124 181H125V180H124ZM158 181H159V180H158ZM164 181H165V180H164ZM173 181H176V180H172V181H171L172 186H173V184H174ZM179 181H181V180H179ZM182 181L184 182L185 179L182 180ZM182 181H181V182H182ZM192 181H194L193 178H192ZM192 181H191V183H192ZM212 181H213V180H212ZM215 181H216V179H215ZM235 181H236V180H235ZM238 181H239V180H238ZM240 181H243V180H240ZM248 181L251 182V180H248ZM255 181H256V180H255ZM12 182H13V181H12ZM50 182H51V181H50ZM55 182H56V181H55ZM65 182H66V181H65ZM67 182H68V181H67ZM67 182H66V183H67ZM70 182H71V181H70ZM134 182H135V181H134ZM152 182H153V181H152ZM160 182H162V181H160ZM167 182H169V181H167ZM167 182H166V184H170V183H167ZM186 182H187V181H186ZM186 182H185V184H186ZM216 182H217V181H216ZM223 182H224V181H223ZM233 182H234V181H233ZM233 182H231V183L233 184ZM246 182H247V181H246ZM246 182H245V185L247 184ZM252 182H254V181H252ZM256 182H257V181H256ZM258 182H259V181H258ZM15 183H16V182H15ZM44 183H45V182H44ZM109 183H110V182H109ZM125 183H126V182H125ZM136 183H138V181H137ZM149 183H150V182H149ZM176 183H177V181H176ZM176 183H175V184H176ZM188 183L190 184L189 181H188ZM198 183H199V182H197V184H198ZM202 183H203V181H202ZM204 183H205V182H204ZM218 183H219V182H218ZM220 183H221V182H220ZM237 183H238V182H237ZM243 183H244V182H243ZM248 183H249V182H248ZM260 183H259V185H258L259 188H260ZM52 184H53V183H52ZM61 184H62V183H61ZM71 184H72V183H71ZM71 184H70V185H71ZM106 184H107V183H106ZM111 184H112V183H111ZM111 184H110V185H111ZM117 184H118V183H117ZM119 184H120V183H119ZM119 184H118V185H119ZM131 184H132V183H131ZM134 184H135V183H134ZM143 184H144V183H143ZM157 184H158V183H157ZM163 184H164V183H162V185H163ZM166 184H165L164 186H167V188H168V190H169V187H168V185H166ZM178 184H179V182H178ZM180 184H181V186H184V187H185L184 184H183V185H182V183H180ZM180 184H179V185H180ZM195 184H196V182H195ZM229 184H230V182H229ZM229 184H227V185H229ZM234 184H236V182H235ZM252 184H254V183H252ZM256 184H257V183H256ZM261 184H263V186H264V183H261ZM15 185H16V184H15ZM112 185H113V184H112ZM112 185H111V186H112ZM146 185H147V184H146ZM162 185H160L161 188L163 187ZM193 185H194V183H193ZM193 185L191 184V186H193ZM200 185H203V184H201V182H200ZM205 185H206V188H208V186H210L209 184H205ZM207 185H208V186H207ZM213 185H214V183H213ZM222 185L225 186V183H223ZM239 185H242V186H243V184H241V183H239ZM245 185H244V187H245ZM248 185L251 186V184H248ZM254 185H255V184H254ZM254 185H252V186H254ZM10 186H11V185H10ZM34 186H35V185H34ZM63 186H65V185H63ZM63 186H62V187H63ZM86 186H87V185H86ZM88 186H89V184H88ZM88 186H87V187H88ZM91 186H92V185H91ZM114 186H116V185L114 184ZM131 186H132V185H131ZM134 186H135V185H134ZM137 186H138V185H137ZM153 186H154V185H153ZM153 186H152V187H153ZM157 186H158V185H157ZM169 186H170V185H169ZM174 186H175V185H174ZM177 186H178V185H176V189H178V188L180 187V186H179V187L177 188ZM186 186H187V185H186ZM191 186L189 185V186H187V188H188V187L190 188ZM196 186H197V185H196ZM196 186H195V187H196ZM198 186H199V185H198ZM214 186H216V184H215ZM217 186H218V185H217ZM224 186H222V187H223V188H226V186H225V187H224ZM230 186H232V185L230 184ZM233 186H234V185H233ZM252 186L250 187V189L252 188ZM256 186H257V185H255V187H256ZM20 187H21V186H20ZM66 187H67V186H66ZM107 187H108V186H107ZM119 187H120V186H119ZM126 187H127V186H126ZM138 187H139V186H138ZM149 187H150V185H149L148 187H146V189H148ZM193 187H194V186H193ZM193 187H192V189H195V188H193ZM203 187H205V186H203ZM219 187H220V186H219ZM219 187H217V188H219ZM222 187H221V188H222ZM227 187H228V186H227ZM237 187H238V186H237ZM244 187H243V188H244ZM246 187H247V185H246ZM246 187H245V188H246ZM258 187H257V189H258ZM41 188H43V187H41ZM46 188H47V187H46ZM90 188H91V187H90ZM115 188H116V187H115ZM117 188H118V187H117ZM128 188H129V187H128ZM128 188H127V191H128ZM141 188H142V187H141ZM141 188L139 189V191L141 190ZM153 188H154V187H153ZM157 188H159V187H157ZM157 188H156V186H155V189H157ZM165 188H166V187H165ZM172 188H173V187H172ZM172 188H170V189H172ZM180 188L182 189V187H180ZM185 188H186V187H185ZM196 188H197V187H196ZM198 188H199V187H198ZM201 188H202V187H201ZM201 188H199V190H200ZM212 188H213V189H211V188H210V189L214 191L215 189H214L213 186H212ZM215 188H216V187H215ZM245 188H244V189H245ZM247 188H248V187H247ZM10 189H11V188H10ZM16 189H17V188H16ZM88 189H89V188H88ZM88 189H87V190H88ZM104 189L107 190L106 188H104ZM129 189H130V188H129ZM134 189H135V188H134ZM174 189H175V188H173V190H171V191H175ZM204 189H205V188H203V190H204ZM226 189H227V188H226ZM231 189H232V188H231ZM239 189H240V188H239ZM239 189H238V190H239ZM244 189H242V190H244ZM248 189H249V188H248ZM252 189H253V188H252ZM0 190H1V189H0ZM14 190H15V189H14ZM37 190H38V189H37ZM37 190H36V191H37ZM39 190H40V188H39ZM45 190H46V189H45ZM45 190H44V191H45ZM47 190H48V189H47ZM47 190H46V191H47ZM61 190H62V189H61ZM91 190H93V189H91ZM109 190H110V188H109ZM142 190H143V188H142ZM150 190H151V188L148 190V192H149ZM161 190H162V189H161ZM161 190H160V192L163 193V191H161ZM201 190H202V189H201ZM203 190H202V191H203ZM208 190H209V189H208ZM211 190H210V191H211ZM216 190H218V189H216ZM227 190H228V189H227ZM232 190H233V189H232ZM238 190H237V191H238ZM253 190H255V189H253ZM253 190H252V191H253ZM258 190L261 191L260 189H258ZM10 191H11V190H10ZM16 191H17V190H16ZM40 191H41V190H40ZM40 191H39V192H40ZM84 191H85V190H84ZM95 191H97V190H95ZM117 191H118V190H117ZM119 191H120V190H119ZM143 191H145V190H143ZM154 191L157 193V191L153 189V191L151 192V194H152ZM171 191H168V193L171 192ZM176 191H177V190H176ZM179 191H180V190H179ZM179 191H177V193H178ZM182 191H183V190H182ZM182 191H181V192H182ZM184 191H185V190H184ZM187 191H188V189H187ZM194 191H195V190H194ZM194 191H192V192L194 193ZM196 191H198V190L196 189ZM222 191L225 192L224 190H222ZM237 191H236V192H237ZM247 191H248V190H247ZM255 191H257V190H255ZM263 191H264V189H263ZM13 192H14V191H13ZM52 192H53V191H52ZM63 192H65V191H63ZM85 192H86V191H85ZM89 192H91V191H89ZM101 192H102V191H101ZM145 192H146V191H145ZM158 192H159V191H158ZM192 192H191V194H193ZM211 192H212V191H211ZM211 192H210V194H212ZM214 192H216V191H214ZM219 192H221V191H219ZM231 192H232V191H231ZM239 192L242 193L243 191H239ZM41 193H42V192H41ZM59 193H60V192H59ZM86 193H88V192H86ZM92 193H93V196H94V192H92ZM97 193H98V192H97ZM97 193H96V195H97ZM125 193H128V192H125ZM143 193H144V192H143ZM143 193H142V191H141V195L139 194V195H140L139 197H142V194H143ZM146 193H147V192H146ZM164 193H165L166 195H168L165 191H164ZM173 193H174V192H173ZM177 193H175V194H177ZM185 193H186V192H185ZM188 193H190V191H189ZM199 193H200V192H199ZM199 193H196V194H199ZM201 193H205V191H204V192H201ZM216 193H217V192H216ZM221 193H222V192H221ZM225 193H226V192H225ZM232 193H233V192H232ZM237 193H238V192H237ZM253 193L255 194V192H253ZM256 193H257V192H256ZM259 193H260V192H259ZM42 194H43V193H42ZM42 194H41V195H42ZM53 194H54V193H53ZM98 194H99V193H98ZM103 194H104V193H103ZM149 194H150V192H149ZM151 194H150V195H151ZM158 194H159V193H158ZM158 194H155V193H154L153 196H156V195H158ZM160 194H161V193H160ZM179 194H180V192H179ZM205 194H206V193H205ZM205 194H203V195H205ZM227 194H228V193H227ZM229 194H230V189H229ZM229 194H228V195H229ZM242 194H244V193H242ZM249 194H252V193L249 192ZM249 194H248V195H249ZM261 194H263L262 191H261ZM13 195H15V194H13ZM19 195H20V194H19ZM26 195H27V194H26ZM33 195H34V194H33ZM37 195H38V194H37ZM45 195H46V193H45ZM49 195H50V194H49ZM61 195H62V194H61ZM85 195H86V194H85ZM85 195H84V196H85ZM90 195H91V194H90ZM113 195H114V194H113ZM126 195H127V194H126ZM162 195H163V194H162ZM169 195H171V194H169ZM177 195H178V194H177ZM177 195H176V197H177ZM184 195H185V194H184ZM184 195L182 194V196H180V197H183ZM201 195H202V194H201ZM218 195H220V194H218ZM225 195H226V194H225ZM235 195H236V193H235ZM235 195L233 194V196H235ZM237 195H238V194H237ZM259 195H260V194H259ZM34 196H35V195H34ZM56 196H57V194H55V197H56ZM79 196H80V195H79ZM87 196H88V194H87ZM115 196H116V195H115ZM137 196H138V195H137ZM159 196H160V195H159ZM178 196H179V195H178ZM186 196H187V194H186ZM186 196H185V197H186ZM188 196H189V195H188ZM188 196H187V198H188ZM191 196H192V195H191ZM208 196H209V197H208ZM208 196H207V197H208L207 200L210 198L209 193H208ZM211 196H212V195H211ZM214 196H215V194H214ZM216 196H217V195H216ZM220 196H221V195H220ZM222 196H223V198L225 197L223 194H222ZM233 196H231V197H233ZM240 196H241V195H240ZM240 196H239V197H240ZM250 196H251V195H250ZM253 196H254V195L252 194V197H253ZM256 196L258 197V193L256 194ZM256 196H255V197H256ZM262 196H264V194H263ZM55 197H54V198H55ZM57 197H58V196H57ZM61 197H62V196H61ZM76 197H77V196H76ZM80 197H81V196H80ZM117 197H118V196H117ZM143 197H144V196H143ZM143 197H142V198H143ZM145 197H146V196H145ZM161 197H162V196H161ZM163 197H165V195H164ZM167 197H168V196H167ZM167 197H166V199H167ZM176 197L174 196V198H176ZM192 197H193V196H192ZM200 197H201V196H200ZM200 197H199V198H200ZM205 197H206V196H204V199H206ZM212 197H213V196H212ZM212 197H211V198H212ZM235 197H236V196H235ZM241 197H242V196H241ZM259 197H261V196H259ZM1 198H3V197H1ZM27 198H28V196H27ZM40 198H41V197H40ZM44 198H45V197H44ZM73 198H74V197H73ZM84 198H85V197H84ZM89 198H90V196H89ZM93 198H94V197H93ZM104 198H105V197H104ZM113 198H114V197H113ZM123 198H124V195H123ZM127 198H129V197H127ZM131 198H132V197H131ZM148 198H150V197H148ZM148 198H147V199H148ZM157 198H158V197H157ZM171 198H172V197H171ZM171 198H170V199H171ZM187 198H186V200H187ZM199 198H198V199H199ZM202 198H203V197H202ZM213 198H214V197H213ZM217 198H218V197H217ZM217 198L215 197V199H217ZM229 198H230V196H229ZM242 198H244V197H242ZM246 198H247V197H246ZM248 198H249V197H248ZM6 199H7V198H6ZM11 199H12V198H11ZM30 199H31V198H30ZM50 199H51V198H50ZM94 199H95V198H94ZM94 199H92V200L95 201ZM108 199H109V198H108ZM118 199H119V197H118ZM120 199H121V198H120ZM124 199H125V198H124ZM159 199H160V198H159ZM159 199H158V200H159ZM179 199H180V198H179ZM181 199H182V198H181ZM181 199H180V200H181ZM184 199H185V198H184ZM193 199H194V198H193ZM193 199H192V200H193ZM196 199H197V197H196ZM220 199L222 200L221 197H220ZM232 199L234 200V198H232ZM236 199H237L236 201H239L238 198H236ZM250 199L256 200L257 198L255 199V198H251V197H250ZM259 199H260V198H259ZM8 200H9V199H8ZM21 200H22V199H21ZM24 200H25V199H24ZM27 200H28V199H27ZM31 200H32V199H31ZM45 200H46V199H45ZM48 200H49V198H48ZM74 200H75V199H74ZM77 200H79V199H77ZM98 200H99V199H98ZM106 200H107V199H106ZM112 200H113V199H112ZM116 200H117V199H116ZM130 200H131V199H130ZM144 200H145V199H144ZM148 200H149V199H148ZM148 200H146L147 203H148ZM151 200H152V199H151ZM177 200H178V199H177ZM186 200H185V201H186ZM189 200H191V197H190ZM189 200H188V201H189ZM210 200H211V199H209V201H210ZM218 200H219V199H217V201H218ZM221 200H220L219 202H221ZM233 200H232V201H233ZM240 200H241V199H240ZM248 200H249V199H248ZM2 201H3V200H2ZM9 201H11V200H9ZM39 201H40V200H39ZM62 201H63V200H62ZM68 201H69V200H68ZM70 201H71V200H70ZM80 201H81V200H80ZM80 201H79V202H80ZM83 201H84V200H83ZM83 201H82V202H83ZM90 201H91V198H90ZM93 201H91V202L87 201V202L92 203V204H91V206H92L93 203H94ZM102 201H103V199L101 200V203H102ZM156 201H157V200H156ZM164 201H166V200H164ZM199 201H200V200H199ZM199 201H197V204L199 203ZM205 201H206V200H205ZM229 201H230V203L235 204V203H234L235 201H234V202H231V200H229ZM245 201H247V200H245ZM259 201H262V199H261V200H258V202H259ZM3 202H4V201H3ZM18 202H19V201H18ZM18 202H17V203H18ZM22 202H24V201H22ZM27 202H29V201H27ZM30 202H31V201H30ZM42 202H44V201L42 200ZM50 202L52 203L53 201H49V203H50ZM64 202H66V201H64ZM64 202H61V204L63 203V205H65ZM74 202H75V201H74ZM76 202H77V201H76ZM104 202H105V201H104ZM113 202H114V201H113ZM115 202L117 203V201H115ZM126 202H127V201H126ZM134 202H135V201H134ZM136 202H137V200H136ZM136 202H135V204H136ZM138 202H139V201H138ZM140 202H141V201H140ZM140 202H139V203H140ZM143 202H144V201H143ZM143 202H142V203H143ZM149 202H150V201H149ZM178 202H179V204L182 203V201H178ZM186 202H187V201H186ZM186 202H185V203H186ZM189 202H190V201H189ZM223 202H224V199H223ZM223 202H221V203H222V207H224L223 205H224L225 202L228 203L226 198H225V202H224V203H223ZM240 202H243V201H240ZM253 202H254V201H253ZM11 203H12V201H11ZM11 203H10V204H11ZM13 203H14V202H13ZM17 203H16V204H17ZM40 203H41V202H39V205H40ZM44 203H45V202H44ZM49 203H48V204H49ZM58 203H59V202H58ZM58 203H55V204H58ZM68 203H69V202H68ZM70 203H71V202H70ZM72 203H73V200H72ZM83 203H84V202H83ZM85 203H86V201H85ZM85 203H84V204H85ZM97 203L100 204V201H99V202L97 201ZM107 203H109V202H107ZM111 203H112V201H111ZM128 203H130V202H128ZM132 203H133V201H132ZM166 203L169 204V202H166ZM171 203H172V202H171ZM185 203L182 204L183 207H185V206H184ZM191 203H192V201H191ZM201 203H203V202L201 201ZM212 203H213V202H212ZM212 203H211L210 205H212ZM214 203H215V202H214ZM214 203H213V204H214ZM230 203H229V204H226L227 206H226V205H225V206H226V207H228V205L231 206ZM238 203H239V202H238ZM238 203H237V204H238ZM243 203H244V202H243ZM243 203H241V204H243ZM251 203H252V202H251ZM251 203L248 202V203H246V204L244 203L243 205H244V206H245V205L247 206V204L249 205V204H251ZM254 203H255V202H254ZM259 203H261V202H259ZM48 204H45V205L49 206ZM59 204H60V203H59ZM59 204H58V206H59ZM61 204H60V205H61ZM66 204H67V203H66ZM74 204H75V203H74ZM81 204H82V203H80V205H81ZM95 204H96V203H95ZM99 204H98V207H101V205L99 206ZM104 204H105V203H104ZM117 204H120V203H117ZM133 204H134V203H133ZM149 204H150V203H149ZM154 204H156V203H154ZM176 204H178L177 201H176ZM179 204H178V206H180ZM189 204H190V203H189ZM192 204L196 206V204H194V203H192ZM263 204H264V201H263ZM4 205H5V204H4ZM39 205H38V206H39ZM50 205H51V204H50ZM70 205H72V204H70ZM77 205H78V204L76 203V206H77ZM88 205H90V204H88ZM88 205H87V203H86V206H88ZM96 205H97V204H96ZM96 205H95V208H96ZM102 205H103V203H102ZM122 205L124 206V203L122 204V202H121V206H122ZM126 205H127V208H130V207L132 206V205H130V204H126ZM128 205H130V207H128ZM137 205H138V203H137L134 207H136ZM139 205H140V204H139ZM151 205H152V202H151ZM160 205L163 206L164 204H160ZM160 205H159V206H160ZM165 205H167V204H165ZM169 205H170V204H169ZM182 205H181V206H182ZM190 205H191V204H190ZM190 205H189V206H190ZM199 205H202V204L199 203ZM203 205H204V203H203ZM203 205H202V206H203ZM215 205H217V204H215ZM1 206H2V205H1ZM6 206H7V205H6ZM8 206H9V205H8ZM12 206H13V205H12ZM51 206H52V205H51ZM51 206H49V207H51ZM54 206H55V205H54ZM76 206H75V207H76ZM82 206H84V205H82ZM110 206H111V205H110ZM113 206H114V204L112 203V206H111V207H113ZM117 206H118V205H117ZM123 206H122V207H123ZM144 206H145V205H144ZM153 206H154V205H153ZM155 206H156V205H155ZM157 206H158V205H157ZM167 206H168V205H167ZM181 206H180L179 209H182ZM205 206H207V208L210 207L209 205H205ZM218 206L221 207L220 203L217 205V207H218ZM234 206H235V205H234ZM234 206H233V207H234ZM244 206H243V207H244ZM249 206H251V209H252L254 205L251 204V205H249ZM262 206H264V205H262ZM262 206H260V208H261ZM10 207H11V205H10ZM25 207H28V206H25ZM30 207H31V205H30ZM34 207H35V205H34ZM43 207H44V206H43ZM52 207H53V206H52ZM59 207H60V206H59ZM106 207H107V208L109 207L108 204L105 206V208H106ZM111 207H109V209H110ZM114 207H115V206H114ZM122 207H121V208H122ZM125 207H126V206H125ZM173 207H177V205H176V206L173 205ZM190 207H191V206H190ZM190 207H189V209H190ZM198 207H199V206H198ZM231 207H232V206H231ZM235 207H236V206H235ZM240 207H242V205H240ZM240 207H239V208H240ZM254 207H255V206H254ZM258 207H259V206H258ZM4 208L6 209V207H4ZM12 208H13V207H12ZM32 208H33V207H32ZM32 208H31V209H32ZM41 208H42V207H41ZM64 208H65V207H64ZM64 208H63V209H64ZM81 208H82V207H81ZM81 208H80V210H81ZM121 208H120V209H121ZM123 208H124V207H123ZM137 208H138V207H137ZM137 208H136V209H137ZM166 208H168V207H166ZM166 208H165V209H166ZM169 208H170V207H169ZM169 208H168V209H169ZM177 208H178V207H177ZM187 208H188V207L186 206V209H187ZM193 208H194V207L192 206V209H193ZM199 208H200V207H199ZM207 208H206V209H207ZM246 208H247V207H245L244 209L246 210ZM16 209H17V207H16ZM22 209H23V208H22ZM33 209H35V208H33ZM50 209H51V208H50ZM59 209H60V208H59ZM67 209H68V208H67ZM67 209L65 208L64 211H66ZM70 209H71V208H70ZM84 209H86L85 206L83 207V210H82V211H84ZM93 209H94V207H93ZM96 209H100V208H96ZM96 209H95V210H96ZM103 209H104V208H103ZM113 209H114V208H113ZM117 209H118V207H117ZM155 209H156V208H155ZM162 209H164V208H162ZM171 209H173V208L171 207ZM179 209H178V210H179ZM183 209H184V208H183ZM183 209L180 210V211L182 212ZM186 209H184V210H186ZM189 209H187V212H188ZM195 209H196V208H195ZM214 209H215V208H214ZM214 209H213V210H214ZM216 209H217V208H216ZM218 209H220V208H218ZM221 209H222V212L225 211V210H223V208H221ZM227 209L230 210V211H232L233 208H232V209H231V208H230V209L227 208ZM234 209H235V208H234ZM236 209H237V208H236ZM240 209H241V208H240ZM240 209H237V211H239ZM253 209L255 210L256 208H253ZM257 209H259V208H257ZM263 209H264V208H263ZM52 210H53V209H51L50 212H52ZM55 210H58V208H57V209H54V211H55ZM86 210H87V209H86ZM86 210H85L84 212H86ZM90 210H91V207H90ZM90 210H88V211H90ZM100 210H101V209H100ZM107 210H108V209H107ZM123 210H124V209H122V211H123ZM128 210H129V209H128ZM128 210L126 209V211H128ZM131 210H134V209H131ZM193 210H194V209H193ZM197 210H199V209H197ZM201 210H202V207H201ZM201 210H199L200 213H201ZM208 210H211V209L208 208ZM208 210H207V211H208ZM213 210H211V211L214 212ZM241 210H243V208H242ZM241 210H240V211H241ZM248 210H249V209H248ZM26 211H27V210H26ZM28 211H29V210H28ZM43 211H44V210H43ZM43 211H42V212H43ZM46 211H48V209H47ZM58 211H61V210H58ZM77 211H78V210H77ZM77 211H76V213H77ZM88 211H87V213H89ZM98 211H99V210H98ZM101 211H102V210H101ZM104 211H106V210H104ZM108 211H110V210H108ZM147 211H148V209H147ZM170 211H171V210H170ZM202 211H203V210H202ZM205 211H206V210H205ZM205 211H204V212H205ZM207 211H206V212H207ZM211 211H210V213H211ZM216 211L220 214L219 210H216ZM216 211H215V212H216ZM235 211H236V210H235ZM237 211H236V212H237ZM246 211H247V210H246ZM246 211H243V212H246ZM249 211H250V210H249ZM7 212H8V210H7ZM14 212H15V211H14ZM36 212H38V211H36ZM55 212H57V211H55ZM62 212H63V211H62ZM70 212L72 213L73 210H72V211L70 210ZM74 212H75V211H74ZM90 212H91V211H90ZM93 212H95V211L93 210ZM93 212H92V213H93ZM112 212L115 213L114 210L111 211V213H112ZM124 212H125V211H124ZM141 212H142V211H141ZM168 212H169V210H168ZM168 212H167V213H168ZM176 212H177V211H176ZM183 212H184V211H183ZM190 212H192V211H190ZM197 212H198V211H195L196 215L199 213V212H198V213H197ZM206 212H205V213H206ZM225 212H227V211H225ZM241 212H242V211H241ZM251 212H253V211L251 210ZM251 212H249V213H251ZM254 212H256L255 214L257 215V212H258V211H254ZM3 213H4V212H3ZM3 213H2V214H3ZM27 213H28V212H27ZM44 213H45V212H43V214H44ZM46 213H47V212H46ZM46 213H45V214H46ZM57 213H58V215H59L60 212H57ZM76 213H75V214H76ZM80 213H81V211H80ZM87 213H86V214H87ZM100 213H101V212H100ZM100 213H99V214H100ZM102 213H103V212H102ZM107 213H108V212H107ZM107 213H106V215H107ZM111 213H109L108 216H110ZM113 213H112L111 215H113ZM117 213H119V212L117 211ZM121 213H122V212H120L119 214H121ZM132 213H133V211H132ZM161 213H162V210H161ZM169 213H170V212H169ZM169 213H168V214H169ZM172 213H174V211H173ZM193 213H194V212H193ZM218 213H215V214L219 215ZM229 213H231V212H229ZM237 213H238V212H237ZM246 213H247V212H246ZM258 213H259V212H258ZM0 214H1V213H0ZM13 214H14V213H13ZM19 214H20V213H19ZM21 214H22V213H21ZM43 214H42V215H43ZM52 214H53V213H52ZM61 214H62V216H63V213H61ZM61 214H60V215H61ZM78 214H79V213H77V215H78ZM93 214H94V213H93ZM95 214H98V213H95ZM99 214H98V215H99ZM128 214H129V215H128V219H129V216H132V215H130V212H128ZM146 214H148V213H146ZM146 214H144V215H146ZM156 214H157V213H156ZM159 214H160V213H159ZM165 214H166V213H164L163 215H165ZM168 214H167V215H168ZM184 214H185V213H184ZM201 214H202V213H201ZM203 214H204V213H203ZM215 214L213 215V216H215V217L212 216V218H213L212 220H213V221H214V218H218V217H220V215H219L218 217H216L217 215H215ZM223 214H224V213H223ZM247 214H248V213H247ZM247 214H246V216H247ZM252 214H254V213H251V215H252ZM259 214H260V213H259ZM259 214H258V215H259ZM15 215H16V214H15ZM31 215H32V214H31ZM36 215H37V214H36ZM48 215L50 216V214H48ZM48 215H46V216H48ZM58 215H57V216H58ZM68 215H69V214H68ZM68 215L66 214L65 216H68ZM70 215H71V214H70ZM70 215H69L68 217H69V218H72ZM72 215H74V214H72ZM82 215H84L83 212H82L81 215H79V216H81L80 218H84V219L86 220V217H85V216L82 217ZM88 215H90V213H89ZM88 215H86V216H88ZM102 215H103V216H102V217H103V220H105L104 218H105L106 216H105L104 214H102ZM116 215H117V214H116ZM116 215H115V216H116ZM121 215H122V214H121ZM121 215H120V219H121V217H123V215H122V216H121ZM124 215H125V217H126V213H124ZM144 215H143V218H142L143 220H144V218L146 217V216L144 217ZM152 215H153V214H152ZM167 215H166V216H167ZM172 215H173V217L175 216L174 214H172ZM180 215H182V219H183V218H184L183 213H182V214H179V215H176V216H180ZM187 215H188V214H186V216H187ZM198 215H199V214H198ZM198 215H197V216H198ZM204 215H205V214H204ZM225 215H227V214H225ZM228 215H229V214H228ZM256 215H253V216L255 217ZM0 216H1V215H0ZM34 216H35V215H34ZM49 216H48V217H49ZM52 216H53V215H52ZM65 216H64V217H65ZM74 216H76V215H74ZM74 216H73L72 219H74ZM94 216H95V215H94ZM104 216H105V217H104ZM118 216H119V215H118ZM158 216H159V215H158ZM190 216H192V215H190ZM193 216H194V215H193ZM193 216H192V217H193ZM201 216H202V215H201ZM223 216H224V215H223ZM236 216H239V215L237 214ZM242 216H243V215H242ZM7 217H8V216H7ZM37 217H38V216H37ZM42 217H44V215H43ZM60 217H61V216H60ZM89 217L91 218V216H89ZM89 217H88V218H89ZM98 217H101V216L99 215ZM113 217H114V216H113ZM113 217H112V218H113ZM116 217H117V216H116ZM125 217L122 218L124 221H125ZM135 217H136V216H135ZM141 217H142V216H141ZM141 217H140V220H141ZM147 217H148V216H147ZM147 217H146V218H147ZM169 217L171 218V214H170ZM187 217H188V216H187ZM207 217H208V216H206L205 218H207ZM221 217H222V216H221ZM221 217H220V220L222 219ZM227 217H228V216H227ZM232 217H233V215H232ZM247 217H248V216H247ZM249 217H250V215H249ZM262 217H263V215H262ZM16 218H17V217H16ZM18 218H19V217H18ZM25 218H26V217H25ZM28 218H29V217H28ZM31 218H32V217H31ZM45 218H47V217H45ZM49 218H50V220H53V219H51V216H50ZM75 218H77V217H75ZM80 218H77V220L80 219ZM92 218H94V217H92ZM112 218H111V219H112ZM126 218H127V217H126ZM131 218H134V217H131ZM137 218H139V216H137ZM155 218H158V217H155ZM155 218H153V219H155ZM160 218H161V217H160ZM167 218H168V216H167ZM174 218H175V217H174ZM177 218H178V217H177ZM185 218H186V217H185ZM185 218H184V220H185ZM194 218H195V217H194ZM196 218H197V217H196ZM199 218H200V217H199ZM201 218H202V217H201ZM205 218H204V216H203V219H205ZM0 219H1V218H0ZM2 219H3V218H2ZM7 219H9V218H7ZM21 219H22V217H21ZM29 219H30V218H29ZM35 219H36V218H35ZM35 219H34V221H35ZM37 219H38V218H37ZM40 219H41V218H40ZM40 219H39V220H40ZM84 219H80V222H81L82 224H83L82 220H84ZM96 219H97V218H96ZM96 219L94 218V220H96ZM115 219H116L115 217L112 219V220H114V222H116V224H117V226H116V224L114 223V224H115V225H114L115 227H119V226H118L119 224L124 223V222H117ZM118 219H119V218H117V220H118ZM151 219H152V218H151ZM165 219H166V218H164V220H165ZM179 219H180V218H179ZM186 219H188V218H186ZM189 219H191V217H190ZM189 219H188V220H189ZM209 219H211V218L209 217ZM209 219H208V220L205 219V220H206V221H210ZM224 219H226V217H224ZM224 219L222 220V222L224 221ZM228 219H229V218H228ZM228 219H227V220H228ZM239 219H240V218H239ZM244 219H246L245 216H244ZM248 219H250V218H248ZM255 219H259V218H256V217H255ZM263 219H264V218H263ZM19 220H20V219H19ZM48 220H49V219H48ZM50 220H49V221H50ZM57 220H58L57 222H58V224H59V220H60V218H57ZM63 220H64V218H63ZM67 220H68V222H69V219H67ZM89 220H91V219H89ZM98 220H101V219L99 218ZM123 220H122V221H123ZM156 220H157V219H156ZM156 220H155V221H156ZM160 220L162 221V219H160ZM167 220H168V219H167ZM173 220H174V219H172V221H173ZM175 220H176V219H175ZM175 220H174V223H175ZM216 220L219 221V218L216 219ZM216 220H215V221H216ZM227 220H225L224 222H226ZM229 220H230V219H229ZM232 220H233V219H232ZM232 220H231V223L234 224V221L232 222ZM236 220H238V219H236ZM250 220H251V219H250ZM252 220H253V218H252ZM252 220H251V221H252ZM6 221H7V220H6ZM16 221H17V219H16ZM20 221H22V220H20ZM24 221H25V220H24ZM49 221H48L47 223H51V221H50V222H49ZM70 221H71V219H70ZM86 221L88 222V219H87ZM86 221L84 222V224H85V223L87 224ZM101 221H102V220H101ZM106 221H107V220H106ZM109 221H110V224H112L111 220H109ZM118 221H119V220H118ZM129 221H130L131 223L134 222V221H132V220H129ZM129 221H128V223L125 222L126 224H128V226L130 225ZM138 221H139V220H138ZM138 221H137L136 223H138V225H139V222H140V221H139V222H138ZM141 221H142V220H141ZM149 221H153V220H149ZM168 221H170V219H169ZM172 221H171V222H172ZM180 221H182V220H180ZM190 221H191V220H190ZM199 221H203V220H200V219H199ZM199 221H198V222H199ZM218 221H217L216 223H218ZM241 221H242V220H241ZM243 221H245V220H243ZM251 221H250V223H252ZM8 222H9V221H8ZM13 222L15 223V219H14ZM22 222H23V221H22ZM22 222H21V223H22ZM30 222H31V221H30ZM44 222H45V221H44ZM60 222L63 223V222H66V221L64 220V221L62 222V221L60 220ZM71 222H72V221H71ZM73 222H75V221L73 220ZM73 222H72V223H73ZM91 222H93V220H91ZM91 222H90V223H91ZM96 222H97V221H96ZM96 222L94 221L93 223H96ZM107 222H108V221H107ZM107 222H106V223H107ZM144 222H147V220L144 221ZM157 222H158V220H157ZM157 222H156V223H157ZM182 222H183V221H182ZM185 222H186V221H185ZM193 222H194V220H193ZM203 222H205V221H203ZM224 222H223V223H224ZM236 222H237V221H236ZM238 222H239V221H238ZM17 223H18V222H17ZM19 223H20V222H19ZM21 223L19 224V228H20V225H22ZM23 223L26 225L25 222H23ZM28 223H29V222H28ZM76 223H77V222H76ZM88 223H89V222H88ZM98 223H101V222H97V226H98ZM102 223H103V221H102ZM118 223H119V224H118ZM147 223H148V225L150 226L151 223H150V222H147ZM158 223H160V221H159ZM162 223L164 224V222H162ZM167 223H168V222H166L165 224H167ZM174 223H173V226H174ZM178 223L180 224V222H178ZM188 223H189V222L186 223V226H187ZM190 223H191V222H190ZM219 223H220V222H219ZM231 223H230V225H231ZM239 223H241V222H239ZM242 223H243V222H242ZM246 223H247V221H246ZM248 223H249V222H248ZM10 224H11V223H10ZM36 224H38V223H36ZM39 224H40V223H39ZM45 224H46V222H45ZM55 224H57V223H55ZM58 224H57L56 226H58ZM69 224H71V223H69ZM69 224H67V225H69ZM78 224H79V226L81 225L80 223H78ZM78 224H76V225H78ZM103 224H105V223H103ZM103 224H102V226L104 227ZM126 224H124V225H126ZM134 224H135V222L133 223V225H134ZM165 224H164L163 226H165ZM183 224H184V223H183ZM191 224H192V223H191ZM191 224H190V225H191ZM194 224H196V222L193 223V225H194ZM199 224H202V223L200 222ZM205 224H206V223H205ZM205 224H204V225H205ZM209 224L211 225V223H209ZM209 224H208V225H209ZM213 224H214V227H215L216 225H218V224L215 225V222H212V226H213ZM221 224H222V223H221ZM225 224L227 225V222H226ZM235 224H236V223H235ZM252 224H253V223H252ZM252 224H249V227H250V225H252ZM261 224H262V223H261ZM14 225H15V224H14ZM14 225H11V227L13 228ZM17 225H18V224H17ZM17 225H16V227H17ZM25 225H24V226L22 225L21 227L23 228V227H25ZM49 225H50V224H49ZM49 225H48V226H49ZM60 225H61V224H59V226H58V227H61L59 230H61V229L63 228V227H62L63 225H61V226H60ZM64 225H65V224H64ZM72 225H74V224H72ZM76 225L73 226V230H72V231L78 229V228H76V227H77ZM88 225H89V224H88ZM99 225H100V224H99ZM108 225H109V223H108ZM112 225H113V224H112ZM112 225H110L109 228H111V229L113 228V231H114L115 228H114ZM131 225H132V224H131ZM131 225H130V227L133 229V227H132ZM142 225H143V224H142ZM154 225H155V224H154ZM156 225H157V224H156ZM156 225H155V226H156ZM158 225H159V224H158ZM158 225H157V227H158ZM181 225H182V224H181ZM190 225H189V227H190ZM197 225H198V223L196 224V227H197ZM202 225H203V224H202ZM238 225H239V224H238ZM244 225H245V224H244ZM253 225H255V224H253ZM257 225H258V226H257ZM259 225H260V224H256V226H257L258 228H259ZM263 225H264V223H263ZM35 226H36V225H35ZM69 226H71V225H69ZM69 226H68V227H69ZM79 226H78V227H79ZM84 226H86V225H84ZM92 226L94 227L93 224H92ZM100 226H101V225H100ZM100 226H99V227H100ZM111 226H112V227H111ZM128 226L126 225V227H128ZM143 226H144V225H143ZM149 226H147V227L149 228ZM161 226H162V225H161ZM163 226H162L161 228H163ZM166 226H169V225H166ZM170 226H171V223H170ZM176 226H177V225H176ZM176 226H175L174 228L178 229V227H176ZM179 226H180V225H179ZM184 226H185V225H184ZM186 226H185V227H186ZM199 226H201V225H199ZM206 226H207V224H206ZM212 226H209V227H212ZM227 226H229V225H227ZM233 226H234V225H233ZM32 227H33V226H32ZM46 227H47V226H46ZM54 227H55V226H54ZM58 227H57V228H58ZM64 227H67V226L65 225ZM71 227H72V226H71ZM71 227H70V228H71ZM74 227H75L76 229H74ZM81 227H82V226H81ZM89 227H90V225H89ZM95 227H96V226H95ZM99 227H98V228H99ZM103 227H102V228H103ZM105 227H106V226H105ZM135 227L137 228L136 225H135ZM145 227H146V226H144V227L141 226L142 229H140V230H141L142 232L139 231L140 234L137 233V234L140 235V237H141V241H140V242H137V241H136V242L138 243L137 245H139L140 247L143 246V248H144V246H145V245H144V244H145L144 241H146V240L144 239V237H146V234H147V231L144 232V229L146 230V228H147V227H146V228H145ZM152 227H154V226H152ZM152 227H151V229H152ZM157 227H156V228H157ZM182 227H183V226H182ZM185 227H184V229H186ZM189 227H188L187 231L190 230ZM192 227H193V226H192ZM192 227H191V228H192ZM194 227H195V226H194ZM203 227H205V226H203ZM203 227H202V228H203ZM209 227H208V228H209ZM219 227H220V226H219ZM223 227H224V226H223ZM223 227H221V228L223 229ZM229 227H230V229L233 228V231H234V227H235V226L232 227V228H231V226H229ZM229 227H227V231H228V233H226V231H225V233H226L227 235L229 234V230H228ZM243 227H244V226H243ZM245 227H246V225H245ZM249 227H248V229H249ZM262 227H263V226H262ZM262 227L260 226L261 229H262ZM9 228H10V227H9ZM25 228H26V227H25ZM29 228H30V226H29ZM42 228H43V227H42ZM55 228H56V227H55ZM55 228H53V229H55ZM85 228H86V227H85ZM85 228H83V229H85ZM100 228H101V227H100ZM102 228H101V229H102ZM106 228H107V227H106ZM128 228H129V227H128ZM128 228H126V233H127ZM148 228H147V229H148ZM159 228H160V227H159ZM167 228H170V227H167ZM167 228H166V229H167ZM200 228H201V227H200ZM200 228H199V230L202 229V228H201V229H200ZM255 228H256V227H255ZM255 228H254V226H253V230H254ZM258 228H257V229H258ZM2 229H3V228H2ZM48 229H49V228H48ZM90 229H92V228H89V230H90ZM94 229H96V228H94ZM120 229H121V227H120ZM122 229H123V227H122ZM132 229H131V230H132ZM138 229H139V228H138ZM138 229H136L137 232H138ZM157 229H158V228H157ZM157 229H155V230H154V228L152 229V230L154 231V233H153L154 235L158 232V231L155 232ZM166 229H165V230H166ZM180 229H181V228H180ZM205 229H206V228H205ZM214 229H215V228H214ZM214 229H213V230H214ZM216 229H218V228H216ZM216 229H215V230H216ZM237 229H238V230H241V229H242V225H241V229H239V227L236 225V231H237V232H235V233H238V230H237ZM251 229H252V226H251ZM261 229H259L258 231H261ZM263 229H264V228H263ZM5 230H6V229H5ZM8 230L10 231V229H8ZM11 230H16V228L14 227V229H11ZM22 230L24 231V228H23ZM22 230H21V231H22ZM25 230H26V229H25ZM63 230H65V228H63ZM70 230H71V229H70ZM87 230H88V226H87ZM87 230H86L85 232H87ZM98 230H99V229H97V231L95 230V232H98ZM102 230H103V229H102ZM109 230H110V229H109ZM109 230H106V231H109ZM117 230H118V231H114V232L118 233V232H119V229H117ZM124 230H125V229H124ZM136 230H135V231H136ZM163 230H164V229H163ZM165 230H164V231H165ZM172 230H173V229H171V231H172ZM178 230H179V229H178ZM178 230H176V231H178ZM181 230H182V229H181ZM193 230H194V229H193ZM196 230H198V228H196ZM206 230H207V229H206ZM206 230H205V231H206ZM211 230H212V229H211ZM255 230H256V229H255ZM17 231H18V228H17ZM21 231H20V232H21ZM35 231H36V229H35ZM38 231H39V230H38ZM41 231H42V230H41ZM48 231H49V230H48ZM57 231H58V230H57ZM66 231H67V230H65L64 232H62V231H60V232H61V234L63 233V235H64V233H65ZM72 231H69V232H72ZM76 231H77V230H76ZM82 231H83V230H82ZM90 231L94 232L93 229L90 230ZM90 231H89V232H90ZM106 231L104 230V231H102V233H103V232H106ZM111 231H112V230H111ZM149 231H150V228H149ZM153 231H152V232H153ZM160 231H162V230L160 229ZM164 231L162 232L163 235H164ZM168 231H169V230H168ZM173 231H175V230H173ZM187 231H185V232H187ZM203 231H204V230H203ZM205 231H204V232H205ZM223 231H224V230H223ZM223 231H222V232H223ZM246 231H247V229H246ZM250 231H252V230H250ZM250 231H247V232H250ZM256 231H257V230H256ZM256 231H255V232H256ZM258 231H257V233H258ZM12 232H13V231H12ZM12 232H11V233H12ZM25 232H26V231H25ZM29 232H30V231H29ZM44 232H45V230H44ZM49 232H51V231H49ZM60 232H59V235H60ZM95 232H94V233H95ZM124 232H125V231H124ZM152 232H151V233H152ZM201 232H202V230H201ZM207 232H208V231H206V233H207ZM209 232H210V231H209ZM212 232H213V231H212ZM218 232H219V231H217L216 234H218ZM220 232H221V229H220ZM244 232H245V228H244ZM253 232H254V231H253ZM0 233H1V232H0ZM16 233H17V232H16ZM21 233H22V232H21ZM31 233H32V232H31ZM33 233H34V231H33ZM73 233H75V232H73ZM73 233H72V234H73ZM78 233H83V232H78V231H77V234H78ZM87 233H88V232H87ZM98 233H99V232H98ZM107 233H108V232H106V234H107ZM119 233H120V232H119ZM121 233H123V230L121 231ZM129 233H130V232H129ZM131 233H132V232H131ZM133 233H134V231H133ZM133 233H132V234H133ZM149 233H150V232H149ZM168 233H169V232H168ZM171 233H172V234H168V235H169V236H170V235H173L174 232H171ZM183 233H184V231H183ZM188 233H189V232H188ZM188 233H187V234H188ZM191 233H192V232H191ZM194 233H195V232H194ZM199 233H200V231H199ZM232 233H233V232H232ZM232 233H230V234H231V237H233V236H232ZM251 233H252V232H250V234H251ZM259 233H260V232H259ZM24 234H25V233H24ZM67 234H68V232H67ZM72 234H71V235H72ZM77 234H76V235H77ZM88 234H89V233H88ZM88 234L83 233L82 236L85 237V235H88ZM106 234H105V235H106ZM108 234L110 235V231H109ZM113 234H114V233H113ZM124 234H125V233H124ZM132 234H131V235H130V234H127L126 237H127V238H131V237H128V236H129V235L132 236ZM160 234H161V233H160ZM174 234H175V233H174ZM196 234H197V233H196ZM211 234H212V233H211ZM214 234H215V233H214ZM230 234H229V235H230ZM241 234H243V233L238 234V236L240 235V237L242 238V235H241ZM252 234H254V236H255L256 233H252ZM252 234H251V235H252ZM260 234H261V233H260ZM3 235H4V234H3ZM5 235H6V234H5ZM19 235H21V234H19ZM22 235H23V234H22ZM42 235H43V234H42ZM53 235H54V234H53ZM59 235H58V233H57L56 236H59ZM63 235H62V236H63ZM68 235H69V234H68ZM68 235H66V237H69ZM94 235H95V234H94ZM105 235H104V237H106ZM109 235H107V236H109ZM114 235H115V234H114ZM135 235H136V233H135ZM135 235H134V236H135ZM150 235H151V234H150ZM184 235H185V234H184ZM193 235H194V236H192V237H196L195 234H193ZM201 235L203 236V234H201ZM207 235H208V234H207ZM222 235H223V233H222ZM222 235H221V237L223 238V237L225 236V234H224V236H222ZM233 235H235L236 238L238 237V236H237L236 234H234V233H233ZM246 235L249 236V233L246 234V232H245V236H246ZM40 236H41V235H40ZM56 236H54V237H56ZM62 236H60V238H61ZM64 236H65V235H64ZM64 236H63V237H64ZM73 236H74V234H73L71 237H73ZM78 236H80V235L78 234ZM78 236H77V237H78ZM90 236H91V233H90L89 237H90ZM92 236H93V235H92ZM100 236H101V233H100ZM102 236H103V235H102ZM102 236H101V238L104 240L103 242H106V244H107V241H106L105 238H103ZM112 236H113V235H112ZM115 236H116V237H115ZM115 236H114L115 239H116V238H117L118 240L120 239L119 235H118V236L115 235ZM121 236H122V235H121ZM136 236H137V235H136ZM147 236H148V235H147ZM151 236H153V235H151ZM156 236H157V235H156ZM158 236H159V235H158ZM164 236H166V235H164ZM176 236H180V235H178V233H177ZM181 236H182V234H181ZM185 236H186V235H185ZM185 236H184V238H185ZM187 236L189 237V235H187ZM202 236H201V240H202ZM210 236H211V235H210ZM210 236H209V239L211 238ZM256 236H257V235H256ZM260 236H264V235H260ZM260 236L258 235V237H260ZM33 237H34V236H33ZM75 237H76V236H75ZM80 237H81V236H80ZM84 237H82V238H84ZM86 237H87V236H86ZM109 237H110V236H109ZM118 237H119V238H118ZM122 237H123V236H122ZM124 237H125V236H124ZM167 237H168V236H166V240H168ZM170 237H171V236H170ZM190 237H191V236H190ZM215 237H218V236L215 235ZM229 237H230V236H229ZM9 238H10V237H9ZM45 238H46V237H45ZM47 238H48V236H47ZM47 238H46V239H47ZM51 238H52V237H51ZM64 238H65V237H64ZM64 238H63V239H64ZM69 238H70V237H69ZM93 238H94V236H93ZM97 238H100V237H99V234L97 235ZM97 238H96V239H97ZM110 238H112V240H115V239H113V237H110ZM142 238H143V239H142ZM147 238L149 239V236H148ZM147 238H146V239H147ZM161 238H163V237H161ZM161 238L159 237V239H161ZM174 238H175V237H174ZM176 238H178V237H176ZM203 238H206V235H205V237L203 236ZM219 238H220V237H219ZM225 238H226V237H225ZM225 238H224V240H226V241H225V243H224V242H223L224 240H223V241H222L223 244H227L226 242H228L227 239H225ZM243 238L246 239V237H243ZM252 238H254V237H252ZM252 238L250 237L251 240H253ZM262 238H264V237H261L260 239H262ZM6 239H7V238H6ZM21 239H22V238H21ZM30 239H31V238H30ZM43 239H44V238H43ZM49 239H50V238H49ZM49 239H48V240H49ZM67 239H68V238H67ZM71 239H72V238H71ZM75 239H76V238H75ZM102 239H101V240H102ZM135 239H136V237H135ZM138 239H139V238H138ZM155 239H156V237H155ZM171 239H172V238H171ZM171 239H169V240H171ZM180 239H181V238H180ZM195 239H196V238H195ZM195 239H194V241H195ZM197 239H198V238H197ZM199 239H200V237H199ZM207 239H208V238H207ZM209 239H208V241H209ZM239 239H240V238H239ZM250 239H248V237H247L248 242H249ZM256 239L260 240V239L257 238V237H256ZM4 240H5V239H4ZM4 240H3V241H4ZM13 240H14V239H13ZM27 240H28V239H27ZM48 240H47V242H48ZM60 240L62 241V239H60ZM60 240H59V241H60ZM76 240H77V239H76ZM81 240H82V239H81ZM87 240H88V239H87ZM90 240H92V239H89V240H88L89 243L91 244L92 241L90 242ZM107 240H108V239H107ZM129 240L131 241V239H127V240L125 241V242H126V246H125V242H124V239H123L122 241H123L124 243H123V244H120V245H122V246L119 245L121 248L119 249V246H118V249H119V250H118L117 252H116L117 249L114 248V250H115V249H116V250H115L114 255H113V254H112V253H113V251H112L113 246H112V247H109V246L111 245V243H112V241H111V239H110V245H108V248H112V249H111V252H112V253L109 252L108 254H107V253H106V254L109 256L108 258H110V255H109L110 253H111V255H113L112 257H114L115 254H116V261H115L116 263H115V264H123V263L125 264L126 261L128 262V263H126V264H140L142 261H146L147 259H149V256H148V258L145 257L146 260H144L145 258H141L140 256L138 257V255L136 256L135 254H136V249H137V248H136V249L133 248V247L131 248V246H133L132 243L135 242V241L132 240L133 242L131 241V243H129ZM136 240H137V239H136ZM161 240L164 241L165 239L163 238V239H161ZM161 240H160V241H161ZM173 240H174V239H173ZM178 240H179V238H178ZM181 240H182V239H181ZM181 240H180V241H181ZM183 240H185V239H183ZM187 240H189V239H187ZM187 240H185V244H186ZM203 240L205 241L206 239H203ZM212 240L214 241V243H215V241H218V240H219L218 242H220V241H221V238L218 239V240H217V238H216V240H214V237H213V239L211 238V241H212ZM228 240H229V239H228ZM231 240L233 241V239H231ZM235 240L237 241V242H236V245H237V243H239L240 241H242V240H239V242H238L237 239H235ZM247 240H246V241H247ZM258 240L256 241V244H257V242H260V243H261V240H260V241H258ZM30 241H31V240H30ZM32 241H33V240H32ZM49 241H50V240H49ZM51 241H53V240H51ZM54 241H56V239H54ZM57 241H58V240H57ZM57 241H56V242H57ZM78 241H79V238H78ZM88 241H87V242H88ZM93 241H94V239H93ZM99 241H100V239L98 240V245H101V242H100V244H99ZM147 241H148V240H147ZM151 241H152V240H151ZM174 241H177V240H174ZM174 241H173V242H174ZM190 241H193V238H190ZM213 241H212V242H213ZM232 241H231V242H232ZM263 241H264V239H263ZM10 242H11V241H10ZM13 242H14V241H13ZM34 242H37V241H34ZM41 242H42V241H41ZM47 242H45V245L49 244V242H48V243H47ZM56 242H55V243H56ZM79 242H80V241H79ZM79 242H78V243H79ZM81 242H82V241H81ZM94 242H95V241H94ZM108 242H109V240H108ZM113 242H114V241H113ZM120 242H121V239H120ZM153 242H154V241H152V243H153ZM156 242H157V241H156ZM200 242H201V241H200ZM229 242H230V240H229ZM229 242H228V243H229ZM248 242H245V243H248ZM251 242H252V241H251ZM1 243H2V242H1ZM8 243H9V242H8ZM22 243H23V242H22ZM22 243H21V244H22ZM28 243H29V242H28ZM42 243H43V242H42ZM46 243H47V244H46ZM62 243H65V242H62ZM69 243H70V242H69ZM82 243H84V241H83ZM96 243H97V240H96ZM127 243H128L129 245H128ZM139 243H140V244H139ZM143 243H144V244H143ZM148 243H149V241H148ZM148 243H147V245H149ZM150 243H151V242H150ZM154 243H155V242H154ZM154 243H153V244H154ZM160 243H162V242H157V243H156V246H157V244H160ZM167 243H168V241H167ZM170 243H171V241H169V247H170ZM182 243H184V241H183ZM187 243H188V242H187ZM202 243H204V242H202ZM206 243H207V242H206ZM206 243H204V244H206ZM208 243H210V245H211V242H208ZM214 243H213V244H214ZM216 243H217V242H216ZM232 243H234V242H232ZM232 243H231V245H232ZM249 243H250V242H249ZM249 243H248V244H249ZM252 243H253V242H252ZM263 243H264V242H263ZM14 244H15V243H14ZM30 244H31V243H30ZM53 244H54V243H52V245H53ZM56 244H57V243H56ZM60 244H61V243H60ZM60 244H59V245H60ZM67 244H68V243H67ZM86 244H87V243H86ZM103 244L106 245L105 243H103ZM112 244H113V243H112ZM114 244H116V243L114 242ZM130 244H132V245H130ZM179 244H180V243H179ZM185 244H183V245L180 244L179 246H180V247H181V246L183 247V246H185ZM190 244H191V242H190ZM192 244H193V243H192ZM198 244H199V241H198ZM198 244L196 243V245H198ZM220 244H221V242H220ZM220 244H219V245H220ZM223 244H221V245H223ZM239 244H240V243H239ZM239 244H238V246H239L240 248H241L242 246H244V245H241V246H240ZM241 244H242V242H241ZM16 245H17V244H16ZM25 245H26V244H25ZM25 245H24V246H25ZM33 245H34V244H33ZM33 245H32L31 247H33ZM41 245H42V244H41ZM41 245H40V246H41ZM43 245H44V243H43ZM50 245H51V244H50ZM57 245H58V244H57ZM68 245H69V244H68ZM74 245H75V244H74ZM77 245H78V244H77ZM117 245H118V243H117L115 246L117 247ZM134 245H135V244H134ZM161 245L164 247L163 243H162ZM161 245H160V246H161ZM167 245H168V244H167ZM172 245H173V244H172ZM176 245H177V243H175V247H179V246H176ZM193 245H194V244H193ZM200 245H202V244H200ZM200 245L197 246V248H199ZM214 245H215V244H214ZM219 245H217V246H219ZM221 245H220V246H221ZM231 245H230V246H231ZM233 245H234V244H233ZM249 245H250V244H249ZM249 245H248V246H249ZM258 245H259V244H258ZM22 246H23V245H22ZM54 246H55V244H54ZM61 246H62V245H61ZM61 246H60V247H61ZM63 246H64V245H63ZM63 246H62V247H63ZM71 246H72V245H71ZM80 246H81V245H80ZM80 246H77V247H80ZM82 246H83V245H82ZM85 246H86V245H85ZM92 246H94V245H93V242H92ZM123 246H125V247H123ZM152 246H155V245H152ZM160 246L158 245V247H156V249H159ZM186 246H188V245H186ZM194 246H195V245H194ZM207 246H209V245L206 244V247H207ZM220 246L218 247V249H220V248L222 249V246H221V247H220ZM226 246H227V245H226ZM228 246H229V245H228ZM246 246H247V245H245L244 247H246ZM252 246H253V244H252ZM259 246H260V248H261L263 245H262V246L259 245ZM0 247H1V246H0ZM2 247H3V246H2ZM35 247H36V246H35ZM44 247H47V246H44ZM58 247H59V246H58ZM67 247H69V246H67ZM74 247H76V245H75ZM74 247H72V249H74ZM77 247H76V248H77ZM83 247H84V246H83ZM99 247H100V246H99ZM106 247H107V246H106ZM136 247H137V246H136ZM148 247H149V246H148ZM163 247H161V249H163ZM180 247H179V248H180ZM182 247H181L180 249H172L173 247H170L169 250H168L167 252H164V253L162 252L164 255L166 254L165 256H168V255L170 256L169 260H167L168 262L165 260L166 262H164V263H165V264H190V263L193 261V258L196 257V256H194V254H193V252H195V251H194L195 248H194V249H193V248H192V249L190 248L191 250H189L188 247H185V248L188 249V250H187V249H182ZM191 247H193V246L191 245ZM209 247H210V246H209ZM209 247H207V248L209 249ZM215 247H216V246H215ZM239 247H238V248H239ZM253 247H256V248H257L258 246H257V245H254ZM13 248H14V247H13ZM26 248H27V247H26ZM28 248H29V247H28ZM39 248H40V247H39ZM41 248H42V246H41ZM55 248H56V247H55ZM89 248L91 249L90 246H89ZM97 248H98V246H97ZM143 248H142V251H143ZM145 248H147V246H146ZM149 248H150V247H149ZM153 248H154V247H153ZM166 248H167V246H166ZM201 248H203V246H202ZM224 248H225V247H224ZM230 248H232V246H231ZM235 248H237V247H235ZM238 248H237V249H238ZM251 248H252V247H251ZM256 248H254V249H256ZM2 249H3V248H2ZM14 249H15V248H14ZM14 249H13V252H14ZM21 249H22V248H21ZM42 249H43V248H42ZM45 249H46V248H45ZM53 249H54V248H53ZM60 249H61V248H60ZM78 249H79V248H78ZM78 249H77V252H78ZM81 249H82V248H81ZM85 249L89 250V256H90V254L92 253V252L90 253L91 250L88 249V247H87V248L85 247ZM103 249H104V248H102V249H100V250H103ZM138 249H139V248H138ZM154 249H155V248H154ZM161 249H160V251H161ZM164 249H165V248H164ZM205 249H206V248H205ZM214 249H215V248H214ZM228 249H229V248H228ZM233 249H234V248H233ZM242 249H243V248H242ZM246 249H248V247H247ZM254 249L252 248V250H254ZM262 249H264V246L262 247ZM15 250H16V249H15ZM18 250H19V249H18ZM27 250H28V249H27ZM27 250H26V251H27ZM32 250H33V248H32ZM36 250H38V249H36ZM36 250H35V251H36ZM43 250H44V249H43ZM43 250H41V251H43ZM66 250H71V249H66ZM74 250H76V249H74ZM82 250H83V249H82ZM82 250H81V251H82ZM94 250H95V249H94ZM106 250H107V249H106ZM147 250H148V249H147ZM147 250L145 249L144 252H147ZM149 250H150V249H149ZM149 250H148V251H149ZM166 250H167V249H166ZM166 250H165V251H166ZM186 250H187V251H186ZM199 250H200V248H199ZM234 250L236 251V249H234ZM238 250H239V249H238ZM244 250H245V249H244ZM249 250H250V249H249ZM249 250H247V252H248ZM54 251H55V249H54ZM57 251H58V250H57ZM57 251H56V253H57ZM62 251H63V250H62ZM92 251H93V249H92ZM98 251H99V250H98ZM109 251H110V250H109ZM137 251H139V250H137ZM150 251H152V248H151ZM150 251H149V253H150V255H151V252H150ZM156 251H157V250H156ZM163 251H164V250H163ZM197 251H198V250H197ZM197 251H196V252H197ZM201 251H203V250H201ZM201 251H199V252L201 253ZM205 251H206V250H204V252H205ZM215 251H217V250H215ZM220 251H222V250H220ZM230 251H232V250H230ZM240 251H241V250H240ZM258 251L260 252L259 247H258ZM261 251H263V250H261ZM5 252H6V251H5ZM11 252H12V251H11ZM13 252H12V253H13ZM16 252H17V250H16ZM16 252H15V253H16ZM18 252H19V251H18ZM24 252H25V251H24ZM29 252H30V251H29ZM32 252H33V251H31V253H32ZM44 252H45V251H44ZM44 252H43V253H44ZM63 252H64V251H63ZM84 252H85V251H84ZM101 252H102V251H101ZM140 252H141V251H140ZM209 252H210V251H209ZM212 252H213V250H212ZM212 252H211V253H212ZM217 252H218V251H217ZM227 252H229V251H227ZM236 252L238 253V251H236ZM244 252H245V256H246V251H244ZM251 252H252V251H251ZM251 252H249V253H251ZM255 252H256V251H255ZM259 252H258V254L256 253L257 256H256L255 254L253 255V258H254V259H256V258L259 256ZM8 253H9V252H8ZM21 253H22V252H21ZM39 253H40V252H39ZM54 253H55V252H54ZM54 253L52 252L51 254L46 255L42 260H39V262L42 263L44 260H47V261H45V264H67L68 261H72L71 258H74V257H75V256H74V257H71V258H70L71 260H68L70 256H69L68 258H67V257L65 258L64 256H62V254H61L60 256H57V255H59L60 253H62V252H60L59 254L57 253V255L55 254V255H56V257H55ZM99 253H100V251H99ZM138 253H139V252H138ZM138 253H137V254H138ZM160 253H161V252H159V253H157V254H160ZM202 253H203V252H202ZM224 253H225V252H224ZM224 253H223L222 255H224ZM229 253H231V252H229ZM232 253H233L232 256H233L234 258H233L232 256H231V257H232V259L235 260L236 256H239V255L237 254V255L235 256V255H234L235 253H234V252H232ZM232 253H231V254H232ZM240 253L242 254V253H243V250H242V252H240ZM240 253H239V254H240ZM252 253H254V252H252ZM252 253H251V254H252ZM261 253H262V252H261ZM261 253H260V254H261ZM19 254H20V253H19ZM77 254H80V252H79V253H76L75 255L77 256ZM87 254H88V252H87ZM93 254H94V253H93ZM104 254H105V252H103V256L100 257V258L104 259V257H106V254H105V256H104ZM141 254H143V253H141ZM146 254H147V253H146ZM146 254L144 253V255H142V256H145ZM152 254H153V252H152ZM157 254H156V255H157ZM163 254H160V256L163 255ZM198 254H199V253H198ZM198 254H197V255H198ZM208 254H209V253H208ZM215 254H216V253H215ZM217 254H218V253H217ZM251 254H248V253H247V255H251ZM1 255H2V254H1ZM23 255H24V253H23ZM35 255H36V254H35ZM80 255H82V254H80ZM84 255H86V254H84ZM98 255H99V254H97V257H98ZM147 255H149V254H147ZM147 255H146V256H147ZM154 255H155V254H154ZM156 255H155V256H156ZM203 255H204V253H203ZM205 255H206V254H205ZM222 255H221V257H222ZM10 256H11V255H10ZM25 256H26V254H25ZM27 256H28V255H27ZM31 256L33 257V255H31ZM40 256H41V255H40ZM89 256H88V257H89ZM91 256H92V255H91ZM95 256H96V255H95ZM95 256H93V257H95ZM100 256H101V255H100ZM169 256H168V257H169ZM198 256H201V255L199 254ZM215 256H216V255H215ZM224 256H226V255H224ZM228 256H229V255H227V257H226L227 260H228ZM242 256H244V253H243L242 255H240V257H242ZM254 256H255L256 258H255ZM260 256H262V254H261ZM260 256H259V257H260ZM8 257H9V255H8ZM13 257H14V256H13ZM15 257H17V255H16ZM15 257H14V258H15ZM18 257H19V256H18ZM21 257H23V256H21ZM32 257H30L29 259L31 260ZM151 257H153V256H151ZM151 257H150V260H151ZM158 257H159V256L157 255V258H158ZM163 257H164V256H163ZM203 257H204V256H203ZM206 257L208 258V256H205V258H206ZM213 257H214V256H213ZM217 257H218V256H217ZM219 257H220V255H219ZM221 257H220V259L222 260L223 257H222V258H221ZM229 257H230V256H229ZM240 257H239V259L241 260ZM247 257H250V256H247ZM5 258H6V257H4V259H5ZM25 258H26V260L28 259L27 257H24V259H25ZM34 258H39V257H36V256H35ZM34 258H32V260H33ZM41 258H42V257H41ZM77 258H78V257H77ZM80 258H81V257H80ZM80 258H79V259H80ZM82 258H83V255H82ZM82 258H81V259H82ZM86 258H87V257H86ZM95 258H96V257H95ZM95 258H94V260H95ZM98 258H99V257H98ZM154 258H155V257H154ZM161 258H162V256H161L159 259H161ZM164 258H167V257H164ZM201 258H202V257H201ZM210 258H211V257H210ZM224 258H225V257H224ZM224 258H223V259H224ZM226 258H225V259H226ZM242 258H243V257H242ZM244 258H246V257H244ZM250 258H251V257H250ZM260 258H261V257H260ZM20 259H21V258H20ZM20 259H19V260H20ZM79 259H78V260H79ZM90 259H91V258H90ZM106 259H107V258H106ZM152 259H153V258H152ZM155 259H156V258H155ZM195 259H196V258H194V260H195ZM197 259L199 260V257H198ZM213 259H214V258H213ZM215 259H216V258H215ZM225 259H224V260H225ZM229 259H230V258H229ZM232 259H231V261H232ZM247 259L249 260V258H247ZM254 259H253V260H254ZM262 259H264V258H262ZM262 259H261V260H262ZM5 260H6V259H5ZM73 260H74V259H73ZM76 260H77V259L75 258V261H76ZM109 260H110V259H109ZM111 260L114 261L115 259H111ZM111 260H110V261H111ZM161 260H162V259H161ZM161 260H159V263H160ZM203 260L205 261L204 258H203ZM217 260H218V259H217ZM221 260H219V261H221ZM236 260L238 261V259H236ZM243 260H244V259H243ZM248 260H247V261H248ZM257 260H259V259L257 258L256 261H257ZM24 261H25V260H24ZM24 261H23V262H24ZM75 261H74V262H75ZM79 261H80V260H79ZM79 261H78V262H79ZM89 261H90V260H89ZM95 261H96V260H95ZM95 261H94V262H95ZM104 261H105V259H104ZM107 261H108V260H107ZM163 261H164V260H163ZM163 261H162V262H163ZM210 261H212V260H210ZM213 261H214V260H213ZM219 261H218V262H219ZM225 261H226V260H225ZM241 261H242V260H241ZM249 261H250V260H249ZM249 261H248V262H249ZM254 261H255V260H254ZM2 262H3V261H2ZM15 262H16V260H15ZM33 262H35V261L33 260ZM36 262H37V261H36ZM36 262H35V263H36ZM76 262H77V261H76ZM78 262H77V263H78ZM82 262H83V261H82ZM84 262H85V261H84ZM86 262H87V261H86ZM100 262H101V261H100ZM102 262H103V261H102ZM147 262H150V261L148 260ZM147 262H145V264H146ZM151 262L154 263V261H151ZM151 262H150V263H151ZM199 262H200V261H199ZM208 262H209V261H208ZM215 262H216V264L218 263L217 261H215ZM215 262H214V263H215ZM228 262H229V261H227V263H228ZM232 262H233V261H232ZM244 262H246V259H245ZM248 262H247V263H248ZM259 262H260V261H259ZM259 262H257V263H259ZM3 263H6V262H3ZM19 263H20V262H19ZM26 263H27V262H26ZM69 263H70V262H69ZM71 263H72V262H71ZM71 263H70V264H71ZM77 263H76V264H77ZM88 263H89V262H88ZM92 263H93V262H92ZM95 263H96V262H95ZM95 263H94V264H95ZM107 263H108V262H107ZM142 263H143V262H142ZM152 263H151V264H152ZM193 263H194V262H193ZM193 263H192V264H193ZM195 263H196V262H195ZM195 263H194V264H195ZM197 263H198V261H197ZM197 263H196V264H197ZM219 263H221V262H219ZM222 263H224V262L222 261ZM227 263H224V264H227ZM235 263H236V262H235ZM238 263H240V261H238ZM241 263H242V262H241ZM241 263H240V264H241ZM250 263H251V262H250ZM12 264H13V263H12ZM16 264H18V263H16ZM31 264H32V263H31ZM33 264H34V263H33ZM38 264H39V263H38ZM72 264H73V263H72ZM82 264H83V263H82ZM104 264H105V263H104ZM108 264H109V263H108ZM111 264H112V261H111ZM156 264H158V263H156ZM160 264H163V263H160ZM201 264H202V263H201ZM204 264H205V262H204ZM206 264H207V263H206ZM208 264H209V263H208ZM211 264H213V262H212ZM233 264H234V263H233ZM243 264H245V263H243ZM248 264H249V263H248ZM259 264H260V263H259ZM263 264H264V263H263Z\"/></svg>",
    "mask_w": 264,
    "mask_h": 264
}]
</instances>
